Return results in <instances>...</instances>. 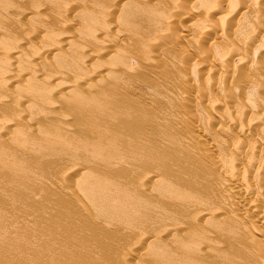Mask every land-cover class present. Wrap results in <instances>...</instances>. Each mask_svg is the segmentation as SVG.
I'll list each match as a JSON object with an SVG mask.
<instances>
[{"label":"rangeland","instance_id":"1","mask_svg":"<svg viewBox=\"0 0 264 264\" xmlns=\"http://www.w3.org/2000/svg\"><path fill=\"white\" fill-rule=\"evenodd\" d=\"M4 1V0H3ZM16 1L19 3V2H21V6H20V4L18 5V7H16V5L18 4V3H16ZM16 1H14V0H6L5 2H10V3H8L10 6L8 7V4L7 3H5V2H3V4L1 3L2 2V0H1V2H0V7H3L2 9L4 10L3 12H2V9L0 8V30H3V34H4V32L6 33L7 32V30H9V34H6L7 36H9V37H7V36H5L4 35V37L2 36L3 34H1V36L0 37H2V39L0 38V58L2 59H0L1 60V63L2 64H0V76L3 74V76H5V77H3V76H1L0 77V79H2L4 82H5V84H7L8 85V83L11 85L12 83H14V84H12L13 86L15 85V87H12V88H9L10 87V85H8V89H10L11 90V94L9 93L10 91L6 88V89H1V91H0V93L2 92V94L0 95V104H3V105H1L0 106V108H2L1 109V111H2V113H0V264H127L126 262H128V264H136V263H138V264H147L146 262H148V260H150V256L149 255H152V253H153V251H152V248L153 249H155V248H159V247H163V248H165L166 250H167V253H168V256L166 255V254H163L162 256H161V259L159 258L156 262H153L154 264H177V262H182V258H180V256L175 252V250L172 252V250L174 249V247L172 248V246H173V241L175 242V238H174V234H176V235H178V233H179V235L182 233L183 235H184V233H188V232H190V233H195L196 235H198V237H200V235L201 234H204V232L205 231H207V232H205V236L204 237H200L199 239H200V244H203V245H200V249H201V246H203V248H205V246L204 245H206V250L205 249H203L204 251L202 252L201 251V255L200 256H202V259H201V261L198 263V264H212V263H214V264H219V262H220V264H264V263H262V259H264L262 256H261V254H263V253H260V256H261V258L259 259V253L257 254L256 252L254 253V251L258 248V247H256L257 246V243H255V242H259V241H256V239H254V238H257L258 240H259V238H261L260 239V245H259V243H258V245H259V248H258V250H260V248L263 246L262 244H264V237H263V234H262V236H261V234H259L257 231H261V229L263 228V224H264V220H262L261 219V216H259V215H263V213H264V209H263V207H264V201H263V199H262V196L264 195V190L263 191H260V188H261V190L264 188V186H263V184H264V176H263V174H264V166H263V168H262V165H264V163H263V159H264V26L262 27L261 25V28L260 27H258L259 25L257 24V22H258V19L260 20V19H263V20H261V21H259L260 23H264V10H261V6L263 7L262 9H264V5H262V3H260V0H259V4L261 5H259L258 6V8L261 10V11H259V10H257V6L256 5H258V4H255L253 1L254 0H244L243 1V3L240 1V0H238V1H240L241 3H239V4H235L236 2L238 3V1L236 0L235 1V3H232L233 5H235V6H241L239 9H237V8H234V6H233V9L231 10L232 12H230V8H232V7H230V6H232L230 3H228L229 2V0H222L221 1V3H218L217 4V2H220V0L219 1H217L216 0V3H214V5H216L217 7H219V9L217 8L216 10H215V8H211V6L213 7L214 5L213 4H211V6H210V3H211V1H213V0H211V1H209V0H207L208 1V4L209 5H207V2L206 1H204V0H202V2L204 3V5H205V7H204V5H202L203 3H200L201 2V0H198V2H197V0H187V4H186V2L184 1V4H186V5H184V4H181V6L182 5H184L183 7L185 8V9H187L186 11H187V13H186V11H184V8H182V7H180V6H177V7H180V9H183V11L182 10H180V9H178L177 10V7L175 8V5H177L178 3L176 2L177 0H175V2L176 3H174L173 2V0H171V3H170V0H167V2L169 1V3H170V5H168V4H166V1L165 0H155L157 3H158V5H157V3L153 0H148L149 1V4H151V5H154L153 7L151 6V5H149L148 3H147V1L145 2L144 0H132V1H134V2H132V1H130V3L129 4H127L128 6H130V4H131V6H133V8L132 7H128L127 5L125 6L124 5V7L123 8H126V9H128V10H131V11H133L136 7L137 8H140V9H142V10H145V8L144 7H146V8H148V7H150V9L152 10V8H153V10H154V15H153V17L152 16H150V14L148 15L150 18V20L149 19H144L143 17L145 16V15H143V14H139L140 12H137V14H134L133 16L134 17H132V16H130L131 17V19H133V21L132 22H130L129 24H131V25H129V27L130 28H128V27H126L125 25H128V24H125L124 25V23H123V21H122V19H121V17H118L119 16V14H116V12L118 11V12H120L119 10H116V11H114L113 13H111V14H114L113 16L112 15H110V12H109V15H108V12H107V10H106V12L105 11H103V14L105 15L106 13H107V15H105V16H110V19L108 18V17H105V19H107L108 20V24L107 23H105L104 22V20L105 19H103L102 20V23H104L103 25H105L106 24V26L108 25H112V27L114 26V28H112L111 26H109V27H111L112 29H110L108 26V28L110 29V30H112V33H111V31L109 30V32H108V30L106 31H104L103 32V30L105 29V27L104 28H102L101 27V30H102V33H105V34H102L101 33V30H100V25L98 26H95V24H97V23H95V24H93V26H92V29H91V27H89V31H87L86 30V26L84 25V23H83V21H85L83 18V16H85L86 14H89V12H90V15H93V14H95L96 13V15H94V16H96V18L97 19H100L102 16H97V15H99L98 14V9H97V2L99 3V4H104V5H106L107 7H108V5H109V7H111V5L112 6H114V5H118V6H120L119 5V3L120 2H124V1H126V2H128L127 0H117L118 2V4H116V3H114V2H116V0H107V1H102V2H100L101 0H91V2H90V0H85V2L84 3H82L83 1H81V0H77V3L79 4V7H77L78 8V10H74L73 11V9H77L76 7H75V4H77L76 3V0H67V1H63V0H61V2H58V1H60V0H57V1H50L51 2V4H50V2H48V0H39V2H37V3H35L36 2V0H22L23 1V3L25 2H27L26 4L24 3H22V1L21 0H16ZM35 1V2H34ZM75 2V3H73V2ZM79 1V2H78ZM88 1V2H87ZM97 1V2H96ZM152 1V2H151ZM178 1H180V2H182V0H178ZM200 1V2H199ZM250 1V2H249ZM256 1H258V0H255V2ZM32 2H34V3H32ZM56 3L57 2V4L59 3V5L61 4H72L73 3V5H72V7L69 9L71 12H69V10H68V8H67V10H65L64 12L67 14V12L69 13L68 14V16H71L70 18L69 17H67V15L65 16L64 14H62L59 10L61 9V8H64L65 6H57L56 4H54V6L56 5L57 7H54L52 4L53 3ZM132 2V3H131ZM151 2V3H150ZM155 2V3H154ZM193 2V3H192ZM213 2H215V1H213ZM212 2V3H213ZM249 3V5L247 6V4H245V3ZM261 2H263V4H264V0L262 1L261 0ZM6 5H5V4ZM38 3H40V4H38ZM47 5V6H45V10L44 11H42L43 9H44V5ZM48 3V4H47ZM86 3V4H85ZM88 3H89V5H88ZM92 3V4H91ZM93 3H95V4H93ZM135 3V4H134ZM146 4V5H144V4ZM154 3V4H153ZM183 3V2H182ZM224 3V4H223ZM230 5L229 7H228V4ZM254 3V4H253ZM256 3H258V2H256ZM16 4V5H15ZM23 4V5H22ZM31 4H34L35 5V7L37 8L38 7V9H39V7L41 6V4H42V6L41 7H43L42 9H41V7H40V12L42 11V13L44 12L45 13V15L44 14H42V15H44V17L46 18V17H48L49 16V18H50V15L51 14H53V17L57 14V11H59L58 13H60L61 15H59V16H61L60 17V19H58L59 18V16L58 15H56L55 17L58 19V20H56L55 19V17L54 18H52V20L51 19H49V21H48V19L46 18V19H44V17L42 16V17H40L41 16V13L39 12V13H37L38 11H35V7L34 6H32ZM78 4L76 5V6H78ZM81 4H83V5H81ZM84 4H85V6H87V7H89V8H87V7H85L84 6ZM133 4V5H132ZM156 4V5H155ZM162 6H161V5ZM175 4V5H174ZM180 4V3H179ZM178 4V5H179ZM191 4L193 5V6H191ZM222 4H223V6H222ZM226 4H227V11L224 9V7L226 6ZM244 4V5H243ZM254 5V6H252V5ZM24 5H25V7H27V8H25L24 7ZM29 5V6H28ZM39 5V6H38ZM49 5H51V8H49ZM95 6V8H93V7H91V6ZM104 5H102L103 6V9L105 10V6ZM134 5H135V8H134ZM143 5V6H142ZM148 5V6H147ZM174 5V6H173ZM187 5H190L189 6V8H187L188 6ZM201 5L204 7H201ZM220 5V6H219ZM30 6H32V8H34L33 10H32V8H30ZM74 6V7H73ZM80 6H82V8H80ZM141 6L144 8H141ZM158 8H157V7ZM159 6H160V8H159ZM196 6V7H195ZM200 6V8H202V9H199V8H197V7H199ZM247 6V7H246ZM5 7V8H4ZM49 8V9H47V8ZM59 7V8H58ZM66 7H70V6H67L66 5ZM66 7L64 8V9H66ZM117 7V6H116ZM128 7V8H127ZM163 7V8H162ZM170 7H172V8H170ZM190 7H192V8H190ZM210 7V8H209ZM246 7V8H245ZM250 7V8H249ZM252 7L254 8V9H252ZM10 8V9H9ZM21 8H24V13H25V17L26 18H24L23 17V11H22V17L26 20H22V22L20 23L19 21H21L20 19H22L21 18V12H19V10ZM30 10H29V9ZM52 8H54L53 9V13H51V9ZM56 8H58V9H56ZM82 10H80V9ZM88 9L86 12H84L83 13V11H85L86 9ZM91 8V9H90ZM161 8H162V13H160L161 12ZM194 8V9H193ZM206 8H207V10H209V9H212V10H214V12L215 11H219L218 13L216 12V13H212V11L211 10H209V11H207V12H209L210 13V11H211V14H215L213 17H212V15L210 16V14H207V16L209 15V17H210V19H208L209 17H207L206 15H205V12L206 11H204V9L206 10ZM224 10H222V9ZM16 11H15V10ZM19 9V10H18ZM57 11H56V10ZM63 9V10H64ZM72 9V10H71ZM84 9V10H83ZM92 9H94V10H92ZM173 9V13H172V10ZM176 9V10H175ZM194 10V11H192V10ZM221 9V10H220ZM234 9L236 10L234 13H233V11H234ZM244 9H246L245 11H244ZM249 9V10H248ZM22 10V9H21ZM37 10V9H36ZM47 10V11H46ZM48 10H49V15H47L48 13ZM55 10V11H54ZM109 10V9H108ZM152 10V11H153ZM170 10V11H169ZM200 10V11H199ZM202 10V11H201ZM248 10V11H247ZM251 10H253V12L251 11ZM257 10V11H256ZM13 11H14V13H13ZM26 11H27V14H33L34 12L35 13H37L36 14V16L37 17H39V18H37V20L34 18V16H35V14H33V17H32V15H30L31 17H32V19H31V17L29 16L28 17V15L26 14ZM28 11H30V12H28ZM46 11V12H45ZM62 11V10H61ZM92 11V12H91ZM97 11V12H96ZM160 11V12H159ZM177 11V12H176ZM188 11H190V12H188ZM221 11L222 12H224L226 15H228V14H230V16L228 17V16H226V18L228 17V20L225 18V15H224V13H223V17L226 19V21L228 22H225L224 20V18H223V21L225 22V24H226V26H225V28H224V26H223V21H221V16H220V18L219 17H217V16H219L220 14H221ZM226 11V12H225ZM254 11H256V14L254 13ZM33 12V13H32ZM54 12H56L55 14H54ZM78 12V13H77ZM105 12V13H104ZM117 12V13H118ZM167 12H171V13H167ZM175 12V13H174ZM180 12V14H178ZM184 12V13H183ZM202 12V13H201ZM229 12V13H228ZM242 12V13H241ZM253 14H252V13ZM263 12V13H262ZM16 13V16L14 15ZM51 13V14H50ZM72 15H71V14ZM92 13V14H91ZM183 13V14H182ZM186 13V14H185ZM189 13V15H187ZM192 15H191V14ZM200 13V14H199ZM204 13V14H203ZM220 13V14H219ZM231 13H233L232 14V16H231ZM236 13V14H235ZM239 13V15H237ZM240 13H241V15H240ZM246 13V14H245ZM261 14V16H260V14ZM40 14V15H39ZM152 14H153V12H152ZM163 14H165V16L163 15ZM175 14V15H174ZM177 14V15H176ZM205 15L206 17H204L203 15ZM218 14V15H217ZM250 14V15H249ZM255 14V15H254ZM258 14H259V16H258ZM263 14V15H262ZM19 15H20V17H19ZM65 16L66 18L65 19H69L72 23H70V21H68V20H65L64 19V17L63 16ZM117 15V16H116ZM161 15H163L165 18H166V15H168L167 16V18L169 19H167V20H165V18L163 19V16L161 17ZM170 15H173V16H175V18H174V20H172V18L170 19L169 17H170ZM180 15H181V17H180ZM202 15V16H201ZM247 15V16H246ZM74 16V18H75V20L72 18ZM155 16H157V17H155ZM176 16H178V18L176 17ZM185 16V17H184ZM190 16V17H189ZM194 16V17H193ZM241 16V17H240ZM243 16V17H242ZM260 17V18H257L256 19V17ZM112 17V18H111ZM154 17H155V20H154ZM191 18V19H189V18ZM197 17V18H196ZM199 17V18H198ZM216 17V18H215ZM261 17H263V18H261ZM16 18H18V19H16ZM28 18H30L29 20H27ZM63 18V19H62ZM73 20H72V19ZM77 18V19H76ZM81 19V21H80V19ZM104 18V17H103ZM116 18V19H115ZM162 20V21H160L159 22V20ZM176 18H177V20H176ZM196 18V19H195ZM204 18V19H203ZM207 18V19H206ZM219 20H218V19ZM244 19V20H242V19ZM248 18V19H247ZM33 19H35V20H33ZM38 19H40L39 21H38ZM54 19V20H53ZM102 19V18H101ZM100 19V20H101ZM135 19V20H134ZM137 19H138V23H137ZM179 19V20H178ZM181 19V20H180ZM184 19V20H183ZM188 19V20H187ZM192 19H193V21H192ZM199 20V22H198V20ZM212 19V20H211ZM14 20V21H13ZM17 20H19V21H17ZM46 20V21H45ZM62 20H63V22H62ZM64 20H65V24H64ZM109 20L113 23V22H115V23H117L118 22V24H115V23H109ZM114 20V21H113ZM116 20V21H115ZM147 20H149L148 22H147ZM176 20V21H175ZM189 20H191V21H189ZM24 21V22H23ZM43 21V22H42ZM48 21V25H46L47 22ZM69 22L70 23V27L71 28H69L68 26H69V24H66L67 22ZM73 21H75L74 23H73ZM119 21H121V23H119ZM154 23H152V22ZM164 21H166L165 23H164ZM167 21H171L172 23H174V25H175V23H177V25H175V27H173V25L171 26L170 24H171V22H170V24H168L167 23ZM215 22V24L214 23H212V22ZM221 21V22H220ZM242 21V22H241ZM248 21V22H247ZM13 22V23H12ZM25 22H26V25H24V29H23V27H22V23H24L25 24ZM32 22H36V25H38L39 26V24H40V26L38 27V26H34V24L35 23H32ZM38 22V23H37ZM50 22V23H49ZM60 22V23H59ZM157 22V24L158 25H160V26H157L158 27V30H156L155 28H157V27H155L156 25H155V23ZM160 24H159V23ZM181 22V23H180ZM191 22V23H190ZM196 24H195V23ZM201 22V23H200ZM207 23V24H205V23ZM209 22H210V25L211 26H213V27H211L210 25H209ZM218 22H220V28H219V24H218ZM258 22V23H259ZM17 23V24H16ZM21 25V26H19V24ZM29 23L33 26V27H31L30 25H29ZM46 23V24H45ZM63 23V24H62ZM140 23V24H139ZM153 25H151V24ZM161 23H162V25H161ZM51 24H52V26H51ZM54 24V25H53ZM59 24H61V25H59ZM71 24H76V25H78L77 27L75 26L74 27V25H71ZM82 24V25H81ZM150 24V25H149ZM191 24H194L195 25V27L193 28V26L194 25H191ZM217 24V25H216ZM15 25L17 26V27H15ZM43 25H45V30L43 29L44 28V26ZM50 25V26H49ZM62 25H68V26H66V32H64L65 31V29L63 28V26ZM92 25V24H91ZM91 25H89V26H91ZM138 25V26H137ZM164 25H167V26H169L168 28H165V27H167V26H164ZM201 25V26H200ZM235 25V27H233ZM241 26L240 28H239V26ZM250 25H252L251 27L252 28H250ZM27 26H29V27H26ZM46 26H48V27H46ZM58 26V27H57ZM118 27V29L116 30L115 29V27ZM121 28H120V27ZM133 26V27H132ZM149 26V28H144V27H148ZM171 26V27H170ZM198 26V27H197ZM202 26H203V28H202ZM211 28V30L208 28ZM222 26V27H221ZM237 26V27H236ZM254 26V27H253ZM20 29H19V28ZM36 27V28H35ZM41 27V28H40ZM43 27V28H42ZM65 27V26H64ZM74 27V28H73ZM82 27V28H81ZM116 27V28H117ZM136 27H137V29H136ZM141 27V28H140ZM151 27V28H150ZM153 27V28H152ZM155 27V28H154ZM162 27H164V29L162 28ZM177 27V28H176ZM187 27V28H186ZM190 27V28H189ZM206 27V28H205ZM227 27V28H226ZM16 28V29H15ZM26 28V29H25ZM28 28H29V30H28ZM30 28H31V34L34 36V37H31L32 35L28 32V34H30V37L31 38H33V39H31L30 41L32 42V43H35L36 45H33L30 41V45L28 44V39H26L25 40V37H29V36H27V31H30ZM32 28H33V30L35 31V29H37V28H39L38 30H40V35L38 36L37 35V32H38V34H39V31H35V34H36V36H35V34H33L34 32H32L33 30H32ZM61 28V29H60ZM73 28V29H72ZM77 30H76V29ZM93 28H94V30H97V31H99L97 34H96V32L97 31H93ZM140 28V29H139ZM161 30H160V29ZM170 28L172 29V28H175L174 30H176V34H174L173 32H172V30L171 31H169V32H171V33H173L174 34V36H172V34H169V33H167L166 35L164 34V33H166V32H168V29L170 30ZM189 28V29H188ZM192 28V29H191ZM209 30H208V29ZM219 28V29H218ZM221 28H224V29H221ZM244 28H246V29H244ZM253 28H255V30L258 28H260V30H261V32H262V34H260V30H259V36H257L258 35V29L256 30L257 31V33H256V31L253 29ZM4 29H6V31H4ZM42 29V30H41ZM49 30V31H47V30ZM63 29H64V31H63ZM68 29H71V30H68ZM91 29V30H90ZM135 29V30H134ZM139 29V30H138ZM145 31H144V30ZM149 29H150V31H149ZM151 29H153L154 31H152ZM167 29V30H166ZM185 29V30H184ZM187 29V30H186ZM199 29V30H198ZM202 29V30H201ZM205 29V30H204ZM214 31H213V30ZM215 29H218V30H215ZM221 29V30H220ZM227 29V30H226ZM229 29V30H228ZM242 29L244 30L243 32H241L242 31ZM20 30V31H19ZM83 30H86V31H83ZM120 30H121V32H120ZM140 30H142V32L144 33H142ZM147 30V31H146ZM156 30V31H155ZM163 30V31H162ZM165 30V31H164ZM188 30H190V32L188 31ZM220 30V31H219ZM226 30V31H225ZM232 30H234V32L232 31ZM251 30V31H250ZM22 31H24V32H22ZM42 31V32H41ZM51 31V32H50ZM52 31H54L55 33H56V31H57V33L56 34H58V31H59V34H60V31H63V32H61V35H65V37L64 36H62L61 38L63 39V40H58V38L61 36V35H59L58 34V36H56V37H51V34H53L54 35V32L52 33ZM75 31H77V32H75ZM81 31V32H80ZM82 31H83V34H82ZM91 31H93V32H91ZM130 31V32H129ZM134 31H136V32H134ZM149 31V32H148ZM160 31V32H159ZM161 31H162V33L163 34H161ZM209 33H207V32ZM210 31V32H209ZM211 31H213V32H211ZM226 32V36L224 35L225 34V32ZM1 32V31H0ZM67 32H69V34H67ZM71 32H73V34L74 35H72L71 34ZM79 32L81 33V34H79ZM90 32L91 34H88V33ZM118 32L122 35H119L120 36V39H118L119 38V36H118ZM125 32V33H124ZM155 32H158L161 36H159V34H157V33H155ZM215 32V33H214ZM230 32V33H232V36H231V34L229 33V35H228V33ZM251 32V33H250ZM255 33V35H256V37H253L254 36V33ZM8 33V32H7ZM44 33V34H43ZM45 33H46V35H45ZM78 33V34H77ZM94 34V37H96V35L98 36V34L100 35L99 37H97L96 38V40L95 39H93L94 37H93V34ZM101 33V34H100ZM106 33H108L107 35H106ZM113 34V33H115V35H111V34ZM117 33V34H116ZM128 33L130 34V35H128ZM139 33V34H138ZM147 33H149V34H147ZM188 33V34H187ZM191 33V34H190ZM195 33V34H194ZM217 33V34H216ZM220 33H222V34H220ZM224 33V34H223ZM235 33H237V34H235ZM247 33H250V35L251 34H253V35H251L252 36V38L254 39H251L250 40V36L248 37V35L249 34H247ZM25 35V36H23V35ZM47 34H48V37H50L51 39H49L48 40V37H47ZM72 35V37L73 38H75V37H78L79 35V37L77 38L78 39V41H77V39L75 40L76 42H78V44H80V45H78V44H76V42H74L73 41V38L71 37L70 38V36ZM75 34H77V35H75ZM84 34H88V36H87V38H84V37H86V35H84ZM96 34V35H95ZM131 34H132V36H134V37H132L131 36ZM135 34V35H134ZM147 34V35H146ZM156 34H157V36H156ZM169 34V35H168ZM178 34H181V36L179 37L178 36ZM183 34V35H182ZM214 34H216V36L214 35ZM240 34V35H239ZM244 34V35H243ZM17 35L18 36H22L21 37V41H22V39H24L25 41H22V42H20V46L18 45L19 44V41L17 42V40L15 39V36L17 37ZM43 35H45L46 36V39L47 40H45V38H43L42 40L44 41L43 43H42V45H41V42H42V40H41V38L42 37H44ZM52 35V36H53ZM66 35L67 36H69V37H66ZM82 35H83V37H82ZM89 35H90V39H92V40H87V39H89ZM92 35V36H91ZM103 35H105V36H103ZM116 35H117V39H116ZM125 35H127L128 37H131V38H134V39H131L130 40V38H128L127 36H125ZM138 35V38L136 37L135 38V36H137ZM142 35V36H141ZM155 35V36H154ZM162 35H164L165 37H169V36H172V37H174V38H172L173 39V42H171L172 41V39H170L169 40V42H167V41H165L164 39H165V37H164V39H162V41L163 42H161V40H160V37L161 38H163L162 37ZM177 37H176V36ZM185 35V36H184ZM219 35H221V36H219ZM225 36V37H222V36ZM227 35H228V38H230V37H232V38H234V36L236 35V37L234 38V39H231V41H235V43H233V45H232V42L229 40V42L228 41H226V40H228V38H227ZM242 35V36H241ZM247 35V36H246ZM38 36V37H37ZM108 36V37H107ZM111 36H113V38H111ZM115 36V37H114ZM159 36V37H158ZM217 36H218V39H217ZM244 36V37H243ZM20 37H17L18 38V40L20 39ZM35 37H37V39L39 40H37ZM64 37V38H63ZM103 37V38H102ZM143 37V38H142ZM152 37V38H151ZM153 37H155V38H153ZM158 37V38H157ZM167 37V38H168ZM177 39H176V38ZM179 37V38H178ZM239 37V38H238ZM248 37V38H247ZM260 37V41H257L258 40V38ZM14 38V39H13ZM67 39V40H64V39ZM99 38V39H98ZM101 38V39H100ZM105 38H107V40L105 39ZM127 38V39H129V41L127 42V41H125L126 43H124V45H123V42H124V40ZM151 38V39H150ZM157 38V40H156V42L154 43L153 41L155 40ZM166 38V39H167ZM170 38V37H169ZM188 38V39H187ZM220 38V39H219ZM243 38V39H242ZM245 38V39H244ZM9 39H10V41H9ZM34 39H36V40H34ZM53 39H57V41H55V40H53ZM68 39H69V41H68ZM80 39V40H79ZM84 39V40H83ZM136 39H138V40H140V44H141V46L139 47V46H131L132 44H134V41L133 40H136ZM145 39H147V40H145ZM150 39V41L151 40H153V41H151V44H149V42L150 41H148ZM236 39V40H235ZM237 39H239V40H237ZM13 40H16V42L15 41H13ZM41 40V41H40ZM81 40H82V42H81ZM94 40V41H93ZM110 40V41H109ZM115 42H114V41ZM116 40H118V42L116 41ZM144 40H145V43H144ZM175 40H178L177 42L175 41ZM220 40V41H219ZM224 41V42H222V41ZM248 41V40H250V41H254V43L253 44H251V42L250 41H248V42H250V43H248V42H246V41ZM262 40V41H261ZM6 41V43H4ZM36 41V42H35ZM38 41V42H37ZM47 41H49V42H47ZM51 41V42H50ZM55 41V42H54ZM58 41H60V42H58ZM64 41H68L66 44H64V47H62L60 44H58V45H56V46H53V45H55L56 44V42H58V43H62L63 44V42ZM86 41V42H85ZM89 41V42H88ZM100 43L101 44V46H99L98 45V43ZM133 43H132V42ZM218 41V42H217ZM226 41V42H225ZM240 41V43H238L237 44V42H239ZM242 41V42H241ZM244 41H245V43H244ZM8 42V43H7ZM13 42H15V43H13ZM26 42V43H25ZM40 42V44H38V47H40V48H42V46L44 47V50L42 51V49H40V48H37L36 46H37V43H39ZM46 42V43H45ZM71 42H73V43H71ZM94 42V43H93ZM104 42V43H103ZM106 42H108V43H106ZM110 42H113V45L110 43ZM141 42H143L144 43V46H145V44L147 45V42H148V46H150V45H152V44H158L159 42H160V44H158L159 46H158V48L155 46V48H157L158 50H159V48H160V50H159V53H158V50L157 49H155V52H154V49H150L149 47H147L146 49L147 50H145L146 52H142V50L140 49V48H144V47H142V43ZM153 42V43H152ZM171 42V43H170ZM257 42V43H256ZM258 42H261L260 43V45H259V43ZM263 42V43H262ZM17 43V44H16ZM50 43H52L51 45L52 46H50ZM73 44V45H75V46H73V47H71L73 50L71 51V49H70V46H72L71 44ZM85 43H90L89 45H88V47H87V45L85 44ZM116 43H118V46L120 47V50L118 49L119 47H117V44ZM127 43H129V44H127ZM163 43H164V45H163ZM168 43V44H167ZM170 43V44H169ZM172 43H174L173 45H172ZM177 43V44H176ZM224 43H225V45H224ZM228 43H231V44H228ZM247 43H248V45L251 47V48H248L247 47ZM3 44H5L6 46L4 47L5 48V51H6V53L4 52V48H3ZM9 44H10V46H9ZM16 44V45H18V47H20V50L19 49H17L18 47H16V46H14V45ZM25 44L27 45L28 44V46H25ZM49 44V45H48ZM70 46H69V45ZM81 44L83 45L84 44V46H82V47H84V49L83 50H81ZM103 44L104 45H106V48H105V46L103 47V50L105 51H107L106 53H104V51H102V52H100L101 50H102V48L100 49V47H102L103 46ZM107 44H110L109 46L110 47H112L110 50H107V48L109 49L110 47L108 46L107 47ZM114 44H115V46L116 47H114ZM136 44V43H135ZM167 44V45H166ZM218 44H219V46H218ZM235 44L237 45V46H235ZM21 45H24L25 46V48H24V50L26 49V52L23 50L22 51V49H23V47H21ZM41 45V46H40ZM45 45V46H44ZM60 45V46H59ZM69 46V48H68V46ZM86 45V46H85ZM95 45V46H94ZM128 45V46H127ZM162 45V46H161ZM229 45H230V47H229ZM242 45V46H241ZM255 45H257L258 47L259 46H262V47H259V50H258V47L257 48H254V46ZM16 47V48H11V47ZM47 46H48V48H47ZM49 46H50V48L52 49V47L54 48V50H55V52H54V50H52V52H48L47 50L49 49ZM78 46H79V48H78ZM90 46V47H89ZM124 46H125V49H124ZM130 46H131V48H130ZM166 46H168V48H170V49H166ZM171 46H173L172 48L173 49H171ZM210 46H211V48H210ZM240 46V47H239ZM31 47V48H30ZM46 47V48H45ZM62 49H61V48ZM75 47H77V50L75 49ZM95 47V48H94ZM136 48V50H135V48ZM152 47H154V46H152ZM183 47V48H182ZM194 47H195V49H194ZM199 47H201V48H199ZM213 47H215V48H213ZM237 47H239V48H241V49H239V48H237ZM247 47V52L248 53H250V54H248L250 57L248 58V55H246V48ZM9 48H11V50H9ZM33 48H37L36 50L34 49L33 50ZM57 50H56V49ZM60 48V49H59ZM65 48H66V51H64L65 50ZM68 48V49H67ZM91 50H89V49ZM130 48V49H129ZM228 48H230V49H228ZM231 48L233 49H236L237 51H238V49L239 50H242L241 52H243V53H241V54H239L240 53V51H238L239 53H238V55H236V53H237V51H236V53L235 52H231V51H234V50H231ZM244 48V49H243ZM15 51H14V50ZM27 49H29L31 52H32V50H33V52L34 51H36V52H34V53H37V55L35 56L34 55V53L32 52V54L34 55V57L35 58H37L38 57V59H36V61H34L35 60V58L33 59V58H31V52L29 51V50H27ZM45 49H47L46 51H45ZM88 49V50H87ZM94 51H93V50ZM99 49H100V51H99ZM132 49V50H131ZM152 50V51H150V50ZM183 52H181V55H179V54H177V53H180V50ZM186 50V51H184V50ZM201 49H203V50H201ZM205 49H206V51H205ZM208 49V50H207ZM213 49V50H212ZM218 49V50H217ZM220 49V50H219ZM250 49H251V51H254V54H255V58L253 57V58H251L252 57V55H254V54H251V51H250ZM13 50V52H14V54H13V52H11V53H9L10 51H12ZM17 50H18V52H17ZM38 50V51H37ZM50 50V49H49ZM64 52H63V51ZM76 50V51H75ZM79 50H81V51H79ZM113 52H112V51ZM115 50V51H114ZM123 50H124V53H123ZM148 50H149V52H148ZM157 50V51H156ZM165 50V51H164ZM179 50V51H178ZM187 50H188V52L189 53H191V54H189V55H187L186 56V54L185 53H187ZM194 50V51H193ZM216 50V51H215ZM224 50V51H223ZM228 50H231V51H228ZM255 50H256V52H255ZM45 51V52H44ZM58 51V52H57ZM75 51V52H74ZM84 51H85V54H83L84 53ZM93 51V52H92ZM110 52V54H108L109 52ZM116 51H118L117 53H116ZM141 51V53H139V52ZM162 51H163V53H162ZM172 51V52H171ZM178 51V52H177ZM198 51V52H197ZM212 51V52H211ZM222 51H223V54H222ZM1 52H3V54H6V55H4L3 56V54L1 53ZM23 52V53H22ZM41 52V53H40ZM68 52V54H66ZM83 52V53H82ZM86 52H88V53H86ZM97 52L98 53H100L99 55L97 54ZM115 52V53H114ZM119 52H120V54H119ZM148 52V54H146ZM208 53V55H205V53ZM216 52V53H215ZM229 52H230V54L232 53V55H230L229 54ZM19 53H22V55H23V59H22V56H20L21 54H19ZM46 53V54H45ZM51 54V58L49 57L50 55L49 54ZM65 55H64V54ZM70 53H72V55H70ZM79 55V54H81V55H79L80 56V58L81 57H85V58H83L84 60H82V59H80L79 61H78V57L79 56H77V54ZM90 53V58L87 56V54H89ZM93 54V56H92V58H91V55ZM94 53H95V56H97V58H100L99 56H101V58L103 59V60H101L100 61V59H97L96 60V57L94 58ZM103 53V54H102ZM130 53H132V54H130ZM150 53V54H149ZM157 53V54H156ZM167 53V54H166ZM174 53V54H173ZM206 53V54H207ZM212 55H211V54ZM213 53H215V57H214V54ZM224 53H226L228 56H231V57H229V58H231L230 60H228V64L229 65H227L226 63V61H227V56L225 57V56H223L224 55ZM245 53V54H244ZM253 53V52H252ZM16 54H17V56L18 57H16ZM27 54V55H26ZM31 56H30V55ZM38 54L40 55V56H38ZM53 54H56V55H59V56H56V55H53ZM102 54V55H101ZM104 54H105V57H104ZM129 56H128V55ZM137 54V55H136ZM139 54H141V56L139 55ZM146 54V55H145ZM151 54H153V55H151ZM165 54V55H164ZM185 54V55H184ZM200 54V55H199ZM205 56H204V55ZM217 54V55H216ZM225 54V55H226ZM243 54L245 55V56H243ZM2 55V56H1ZM10 55V56H9ZM15 55V56H14ZM24 55H26V56H24ZM30 56V57H27V56ZM45 55V56H44ZM85 55V56H84ZM107 55V56H106ZM112 55V56H111ZM118 55V56H117ZM126 55V56H125ZM134 55H136V56H134ZM148 55V56H147ZM158 55H160V56H158ZM191 55V58L189 57ZM197 55V56H196ZM8 57V58H4V57ZM11 56H14L15 58H11ZM44 56V57H43ZM55 58H54V57ZM66 56V57H65ZM103 56V57H102ZM111 56V57H110ZM139 58H138V57ZM152 57V59L150 58V57ZM156 56H158V57H156ZM161 56H164V57H161ZM170 56V57H169ZM177 56V57H176ZM182 56V57H181ZM184 56V57H183ZM198 56H200V57H198ZM202 56V57H201ZM209 56V57H208ZM213 56V57H212ZM218 56V57H217ZM236 56H237V58H236ZM238 56H239V58H238ZM21 57V58H20ZM41 57H43L46 61H48L49 59L48 58H50V62L52 61V59H53V62H54V65L55 66H53V64L52 63H47L46 61H43L42 62V60H43V58H42V60H41ZM56 57H58V59H56ZM67 57H68V59H67ZM117 57V58H116ZM125 57H127V58H125ZM135 57V58H134ZM141 57H142V59H141ZM145 57H147V60L148 61H146V58L144 59ZM204 57H206V58H204ZM233 57L236 59H233ZM240 57H242L241 59H242V61H241V59H240ZM18 58H20V59H22V61L20 60V59H18V62H24L25 60H26V58H28V60H27V64L29 63V62H33V64L32 63H30L31 64V66H32V68H31V70H29L30 68L29 67H31V66H27V64H25V63H22V65H24V66H21V62L20 63H18L16 60ZM29 58H31V59H29ZM63 58V59H62ZM93 58H94V61H93ZM123 58L124 59H126L125 60V62L126 63H124L123 64ZM149 58H150V60H152V62H150L149 61ZM158 58H159V60H158ZM162 58H164V59H162ZM188 59L189 60V58H190V60L188 61V62H186V60L185 59ZM195 58V59H194ZM199 58V59H198ZM202 58V59H201ZM223 58H224V60H223ZM228 58V59H229ZM4 59H7V60H10V63H9V61H7V62H5V60ZM14 59H16L15 60V62L13 61ZM25 59V60H24ZM41 60V62H40V60ZM48 59V60H47ZM61 59V60H60ZM66 59V60H65ZM76 59V60H75ZM87 59V60H86ZM89 59H91V60H89ZM105 59V60H104ZM130 59V60H129ZM132 59V60H131ZM134 59H137V60H135L134 61ZM143 59H144V62L142 63L141 61H143ZM192 59V60H191ZM197 59V60H196ZM204 59V60H203ZM240 59V60H239ZM3 60H4V63H3ZM40 62V65L42 64V63H44V64H42L41 66L38 64L39 62ZM84 61V63L82 62V61ZM89 60V61H88ZM110 62H109V61ZM140 60V61H139ZM162 60H166V61H162ZM176 60V61H175ZM233 60H234V62H233ZM239 62H238V61ZM55 61H57V62H55ZM62 61V62H61ZM67 61V62H66ZM73 61V62H72ZM75 61V62H74ZM81 61V62H80ZM93 61V62H92ZM98 61V62H97ZM113 61H116V62H118V61H120V64H118V65H114V68L113 67H110V65H111V63L113 62ZM139 61V62H138ZM146 61V62H145ZM160 61H162V62H160ZM183 61H184V63H186V64H184L183 63ZM213 61H215V62H213ZM230 61V62H229ZM236 61V62H235ZM12 62H14L15 64H16V66L14 65V63H12ZM61 62V63H60ZM85 62H86V64H88V67L86 66V64H85ZM106 62H107V64H106ZM131 64H130V63ZM156 62L157 63H159V67H157L158 66V64H156ZM166 62V63H165ZM208 62V63H207ZM217 62H218V64H217ZM12 63V64H11ZM35 63H37L38 65H36ZM47 63V64H46ZM58 65V64H60V65H56V64ZM65 63V64H64ZM71 63H73V64H71ZM83 63V64H82ZM103 63V64H102ZM134 63V64H133ZM137 63V64H136ZM139 63V64H138ZM147 63H151V66L150 65H148ZM160 63H163V64H160ZM189 63V64H188ZM213 64V65H211V64ZM240 63V64H239ZM11 66H9V65ZM18 64H20V65H18ZM30 64H28V65H30ZM48 64H51L50 66L48 65ZM65 66H64V65ZM85 64V65H84ZM96 64V66H93V65H95ZM97 64H99V66L97 65ZM101 64V65H100ZM110 64V65H109ZM123 64V65H122ZM140 64H142V65H140ZM144 64V65H143ZM172 64H173V67H172ZM182 64H184V66H187L188 68L186 69V68H184L183 66H182ZM205 64V65H204ZM210 66H209V65ZM217 65V69H219L221 66H223L222 68H223V70L220 68L219 70H217L216 68V70H214V68L212 69V67H214V66H216ZM221 64V66H219L218 67V65H220ZM236 64V65H235ZM45 67H44V66ZM47 65V66H46ZM68 65V66H67ZM72 65V66H71ZM74 65H76V66H74ZM104 65V66H103ZM137 65V66H136ZM146 65V66H145ZM157 65V66H156ZM162 65V66H161ZM190 65V66H189ZM199 65H201V67H198ZM3 66V67H2ZM6 66H8V67H6ZM17 67L16 68V70L13 68V67ZM22 68H24L25 70L27 69V68H25V67H28V70L31 72L32 71V69L34 70V71H32L31 73L32 74H27L29 71H27L26 70V75H23V78L25 79V80H28V81H23L20 77H22V73H20V75L21 76H19V72L21 71V67ZM51 66H53V67H55L54 68V70H53V67H51ZM79 66V67H78ZM93 66V68L94 69H91V67ZM97 66H98V70H99V72H100V74L97 72V70L96 71H94L95 73H93V74H95V75H93L92 74V71L93 70H95V69H97ZM100 66H102V67H100ZM118 67V68H116V67ZM124 66H125V68H124ZM139 66V67H138ZM141 66V67H140ZM150 66V67H149ZM155 66V67H154ZM168 68H167V67ZM197 66V67H196ZM207 66V67H206ZM37 67H39V68H42L43 69V67H44V69L42 70H40V71H42V72H40L39 71V68H37ZM50 67H51V70H50ZM59 67V68H58ZM61 67V68H60ZM66 67V68H65ZM68 67V68H67ZM74 67V68H73ZM86 67V68H85ZM108 67H110V68H108ZM129 67H134L133 68V72H131V68H129ZM147 68V70H146V68ZM163 69H162V68ZM175 67V68H174ZM183 67V68H182ZM193 67V68H192ZM203 67V68H202ZM3 68V69H2ZM11 68H13V70H15L16 72L18 71V73H14L13 72V70L11 69ZM21 68V69H20ZM57 68V69H56ZM62 68H63V70H65V71H67V72H69L68 73V75H69V79L70 78H72V79H70V81L66 78H62L63 76H65L66 74H67V72H65V71H61L62 70ZM70 68V69H69ZM78 68V69H77ZM87 68H89V69H91V70H89V69H87ZM102 68L104 69V68H106V69H104V70H102ZM123 68V69H122ZM138 68V69H137ZM149 68V69H148ZM182 68V69H181ZM197 68V69H196ZM198 68H199V70L201 71H199L198 70ZM226 68H227V70H226ZM11 69V70H10ZM18 69V70H17ZM20 69V70H19ZM24 69H22V71H23V74H25V71H24ZM49 69V70H48ZM68 69V70H67ZM115 69H118V72L117 71H115ZM121 69V70H120ZM128 69H130V70H128ZM136 69V71H134ZM142 69V70H141ZM155 69V70H154ZM158 69L160 70V69H162L161 71H159L158 72ZM166 69H167V71H166ZM173 69H175V70H173ZM184 69H186V70H184ZM191 69V70H190ZM209 69H212L211 71H208ZM58 70V71H57ZM73 70H74V72H73ZM76 70V71H75ZM88 70V71H87ZM113 72H112V71ZM123 70V71H122ZM128 70V71H127ZM165 70V71H164ZM181 70V71H180ZM198 70V71H197ZM214 70V71H213ZM222 70V71H221ZM225 70V71H224ZM230 70V71H229ZM11 72L12 74H10L9 72ZM21 71V72H22ZM59 71H61L60 73H65V75H61L60 73H57V72H59ZM79 71V72H78ZM84 71V72H83ZM90 71V72H89ZM130 71V73L128 74V72ZM147 71V72H146ZM153 71H156V72H153ZM184 71H186L187 72V74H186V72L184 73ZM194 71V72H193ZM203 71V72H202ZM206 71V73H204ZM227 71V72H226ZM230 73H229V72ZM3 72V73H2ZM6 72H8L9 74H6ZM45 73V75H44V73ZM49 72V74L50 75H52L53 76V78L54 79H52V77H50L49 78V76L47 75V73ZM86 72V73H85ZM89 72V73H88ZM127 72V73H126ZM143 72H146V73H148V72H150V73H148V74H146V73H143ZM200 72V73H199ZM53 73H55V74H53ZM84 73V74H83ZM98 73V74H97ZM108 73H110V74H108ZM112 73V74H111ZM159 73H161V74H159ZM203 73V74H202ZM212 73V74H211ZM222 73V74H221ZM14 74L16 75V77H18L19 76V78L21 79V80H19V81H17V80H13L14 78H15V76H14ZM18 74V75H17ZM40 75L39 77L37 76V75ZM44 76H43V75ZM57 74H58V76H57ZM77 74V75H76ZM88 74H90V77H85V75H88ZM97 74V75H96ZM190 74H192L191 76H189ZM195 74V75H194ZM196 74H198V75H196ZM199 74H202V75H199ZM14 76L13 78H12V76ZM29 75H30V78L32 79V80H30V78H28L29 77ZM33 77H32V76ZM46 75L48 76V77H46ZM54 75H55V77H57V78H55L54 77ZM71 75H72V77H71ZM74 75V76H73ZM92 75L96 78H92ZM100 75H103V77L104 78H102L101 79V76ZM126 75V76H125ZM128 75H130L129 77H128ZM149 75V76H148ZM212 76V78H211V76ZM6 76L7 77H9V78H6ZM76 76V81H75V77ZM78 76V77H77ZM79 76L80 77H85V78H87V79H85V81H87V83L85 84V82H83V81H80V80H82V79H80L79 78ZM96 76H98V78L96 77ZM125 77V80H124V77ZM133 76V78H131ZM135 76V77H134ZM140 76H141V78H142V80H143V84L141 83L142 81H140L141 80V78H140ZM161 76H163V77H161ZM171 76V77H170ZM201 76V77H200ZM41 77V78H40ZM42 77H43V79H42ZM44 77H46L45 79H47L48 78V80H49V82H50V84L49 83H47L48 82V80H46V83H45V79H44ZM129 79H128V78ZM157 79H156V78ZM167 77V78H166ZM169 77V78H168ZM173 77V78H172ZM185 77H187V78H190V79H188L187 80V78H185ZM11 78H12V80H13V82H11L12 80H11ZM28 78V79H27ZM60 79V82H59V80H57V79ZM62 78V79H61ZM74 78V79H73ZM79 78V79H78ZM91 78V81H89V79ZM100 78V79H99ZM140 80H139V79ZM147 78H149L150 79V81L153 83L155 80H156V82L155 83H151L150 81H149V79H147ZM152 78V79H151ZM163 78V79H162ZM172 78V80L170 81L169 79H171ZM182 78V79H181ZM192 78V79H191ZM209 78V79H208ZM210 78H211V80H210ZM4 79H7V81H5ZM10 79V80H9ZM17 79V78H16ZM93 79H95V81L96 82H98L97 80L99 79V81L101 82V84H100V86H101V88L102 89H105L106 90V94H107V96L109 97V96H111L110 98H112L111 100H110V102H113L116 98L118 99V100H120L119 102H118V100L116 99V101H115V103L113 104V103H111L112 104V106H111V104H109V102H107L106 103V101H103V100H98V104H97V106L96 107H98V108H100L101 109V107H102V109L101 110H103L104 109V111L105 112H107V119L105 118L104 120H96V121H91V122H93V124H96V125H91L90 123L91 122H89V121H86L85 123L87 124V126L90 124L91 126V128L95 131V132H98L99 130L101 131V129L103 130L102 132H98V136L101 138V140L102 141H104V144H106V142H107V144H106V146L104 147V150L102 149V150H100V151H98L97 152V154L95 155L94 153H93V151H92V149L91 148H93V147H89L88 148V154H87V157H85V160L86 161H82L81 162V160L80 159H78L77 158V156H80L81 157V155L80 154H77V156H76V154H75V156H74V154H69V148L68 147H66L67 149L65 150V146L67 145V142H69V141H71V140H73V142H71V143H74L75 141L76 142H79V140L80 139H82L83 137H80V138H73L74 136H78V135H76L74 132L76 131V133H77V127L75 126V120L76 119H74V117H72V112L70 111V108H66V104H65V102H63L64 101V95L66 94V97H68V92L70 93V90L71 89H68V87H70V88H75V87H77L78 89H77V91L79 92L80 91V89H81V93L83 94V92L87 89V86L86 85H88L89 83L91 84V83H93V82H95ZM127 79V80H126ZM130 79H135V80H130ZM145 79H147V81H149V83L146 81V82H144L145 81ZM154 79V80H153ZM159 79V80H158ZM166 81H165V80ZM173 79L175 80V82H172L173 81ZM177 79V80H176ZM32 81L33 83L31 84L30 83V81ZM64 80V81H63ZM74 80V81H73ZM84 80V79H83ZM164 80V81H163ZM195 80V81H194ZM3 81H1V83L3 84L4 82ZM20 81H22V82H24V85H25V83L26 84H28L30 87L32 86H34L33 88H34V90H32V88H30L29 86V88H27V86L25 85V88H24V86H23V88H22V86L21 85H23V83L22 82H20ZM56 81V82H55ZM77 81H80V82H82V83H80L81 85V87L79 86V84H77L78 86H76V84H75V86H74V83H77ZM120 81H122V82H120ZM158 81H159V83H158ZM180 83L179 85L181 86V88H180V86L179 85H177V83L178 82ZM190 83H188V82ZM194 81V82H193ZM8 82V83H7ZM20 84H18V83ZM64 82V87H65V89H64V87L61 89V91L63 92H65L64 94L63 93H61L60 92V86H58V85H61V87L63 86L62 85V83ZM71 82H73V84L71 83ZM95 82V83H96ZM106 82V83H105ZM135 82H137V84L135 83ZM140 82V83H139ZM212 82V83H211ZM247 82V83H246ZM1 83H0V88H1ZM22 83V84H21ZM44 83V88H43V86H42V84ZM58 83V84H57ZM60 83V84H59ZM135 83V84H134ZM176 83V84H175ZM188 83V85H186ZM19 85V87H21V88H19L18 86H16V85ZM48 86H47V85ZM53 84V85H52ZM69 84V85H68ZM94 84V83H93ZM105 84V85H104ZM127 84V85H126ZM130 84V85H129ZM155 84V85H154ZM173 84V85H172ZM247 84V85H246ZM4 85V84H3ZM7 85H6V87H7ZM11 85V86H12ZM47 87H46V86ZM55 85L56 86H58L59 88L57 89V87H55ZM68 85V86H67ZM73 85V86H72ZM146 85V86H145ZM183 85V86H182ZM191 85V86H190ZM50 86L52 87V88H50ZM119 88H117V87ZM122 86V87H121ZM130 86H131V88H130ZM165 86V87H164ZM2 87H4V86H2ZM17 87V88H16ZM45 87H46V90L48 91L49 89H51L52 91H53V88L55 89H57V91L59 90V93H57V91L56 90H54L53 91V93H52V91L50 90V91H48V92H45L46 90H45ZM123 87H125V88H123ZM187 88V90H186V88ZM190 87H192V88H190ZM5 88V87H4ZM44 89V91L43 90H39V89ZM67 88V89H66ZM164 88H168V90H166V89H164ZM177 88V89H176ZM15 89H17V90H15V92H13ZM23 89H25V90H23ZM31 89V90H30ZM35 89H37V91L39 92V94H38V92L35 90ZM83 89H84V91H83ZM93 89L94 88H92V90L91 91H89V89H88V91L89 92H87V91H85L84 92V94L85 95H87V93L88 94H91V95H94L95 94V92H96V90L94 89V92H93ZM123 89H124V91H123ZM128 89H132V90H130L131 91V93L130 92H128L129 90ZM140 89H141V91H140ZM185 90V92H184V90ZM190 89V90H189ZM13 90V91H12ZM20 90V91H19ZM26 90H30V92L31 91H33V93L34 92H37V94L35 93V94H33L32 92H31V95H30V92L28 91V92H26ZM67 90H69L68 92H67ZM111 90V91H110ZM114 91V93H113V91ZM121 90H122V92H121ZM128 90V91H127ZM9 91V92H8ZM56 91V92H55ZM83 91V92H82ZM125 91H126V93H125ZM135 92V94H134V92ZM166 91V92H165ZM179 91V92H178ZM5 92V93H4ZM13 92V93H12ZM42 92V93H41ZM49 92L51 93V94H49ZM54 92L55 93H57L56 95L54 94ZM91 92H93V93H91ZM118 93V94H116V93ZM215 94H214V93ZM6 93H7V95H6ZM19 94V96H18V94ZM26 93H27V95H26ZM49 95H48V94ZM74 92H72V94H73ZM121 93H123V94H121ZM131 94V95H133V96H131V95H128L127 96V94ZM180 93V94H179ZM22 94V95H21ZM41 94V95H40ZM45 94V95H44ZM60 94V95H59ZM68 94V95H67ZM114 94H116V95H114ZM13 95V96H12ZM27 96V98L26 99H28V101L29 102H27L26 103V101L24 100V96ZM28 95H29V97H30V100H29V97H28ZM36 95V96H35ZM44 95V96H43ZM51 95V96H50ZM52 95H54V96H52ZM62 95H63V98H62ZM70 95H71V93H70ZM112 95L114 96V100H113V97H112ZM121 95V96H120ZM140 95V96H139ZM147 95V96H146ZM216 95V96H215ZM3 96V97H2ZM32 96V97H31ZM40 96V97H39ZM43 96V99L41 98ZM59 96V97H58ZM120 96V98H118ZM124 96H125V98H124ZM131 98H130V97ZM8 97V98H7ZM20 98V100H22V101H24V102H22V101H18L19 100V98ZM38 97H39V99H38ZM49 97H52V98H49ZM54 97V98H53ZM122 97V98H121ZM126 97H128L130 100H128ZM144 97H149V98H144ZM4 98H6L7 99V101H6V99H3ZM15 98L17 99V101L15 100ZM36 99V100H34V102L32 101L33 99ZM55 98H58L57 100L55 99ZM61 98V99H60ZM137 98V99H136ZM2 99V100H1ZM11 99H14V100H12L11 101ZM59 99L60 100H62L61 102L59 101ZM127 99V100H126ZM45 100V101H44ZM51 100H55V101H58L57 103H59L58 105H57V103H56V105L55 104H53V101H52V103H51ZM122 100H123V102H122ZM140 103H137V101ZM14 101V102H13ZM37 103H36V102ZM40 101H41V104L43 105H41L40 104ZM55 101H54V103H55ZM124 101H125V103H124ZM163 101H165V102H163ZM3 102V103H2ZM5 102V103H4ZM7 102V103H6ZM12 102V103H11ZM15 102H17V103H15ZM21 102V103H20ZM117 102V103H116ZM120 102H122V104L123 105H121V103ZM131 104V105H129V103ZM15 104V106L13 107V105ZM20 103V104H19ZM23 103H25V105L23 104ZM29 103V104H28ZM120 103V104H119ZM163 103V104H162ZM17 104H18V106H17ZM46 104V105H45ZM117 104V105H116ZM136 104V105H135ZM138 104V105H137ZM141 104H142V107L145 109V111H147V112H149V113H147V115H146V113H145V111H143L142 112V110H143V108L141 107ZM215 104V106L213 107V105ZM7 105V106H6ZM21 105H23V106H25V108L23 107V106H21ZM35 105H36V107H35ZM56 106V109L54 110V108H55V106ZM60 105V106H59ZM61 105H63V107H61ZM65 105V106H64ZM120 105L121 106H124V110L120 107ZM17 106V107H16ZM20 106V107H19ZM42 106V107H41ZM47 106V107H46ZM57 106H59V107H57ZM106 106H108V107H106ZM111 106V108H109ZM114 106V107H113ZM119 106V107H118ZM131 106V107H130ZM135 106H139L138 108H135ZM228 106V107H227ZM4 107V108H3ZM23 107V108H22ZM28 109H27V108ZM49 107V109H47ZM117 107V108H116ZM126 107V108H125ZM230 107H232V108H230ZM15 108H18V109H15ZM20 108V109H19ZM43 108V109H42ZM57 108H59V109H57ZM63 108L65 109V111H68V113L66 114V112L63 110ZM106 108V109H105ZM122 109L121 111H125V109L126 110H131V111H134V112H136L135 114H138V116H136V117H139V120L141 119L140 117H142L143 116V119H146L147 120V122H146V120H145V122L142 124L141 122H143L144 120L143 119H141L140 120V123L142 124V129H140V131L139 132H134L133 131V129L131 128V126L129 125V124H127L126 122H125V124H123V125H121V124H119V131L124 135H122V137H120L119 135H118V133L117 134H110V133H108L107 131H105L106 130V128H107V126L108 125H111V123H115V121L117 120L116 118H114V117H112L111 115H115L117 112H120V110L119 109ZM140 108V109H139ZM255 108L256 109H258V110H255ZM23 109H25V110H31V112L32 113H29L30 112V110H29V112L28 111H25V110H23ZM137 109H138V111H137ZM150 109V110H149ZM227 109H229V110H232L233 112H229V110H227ZM17 110V111H16ZM20 110H21V113H19L18 114V117L16 116L17 115V113L18 112H20ZM22 110H23V112H26V114H30V115H33V116H30V120H29V116H22V115H20V114H23V112H22ZM44 110H45V112H44ZM56 110L58 111V112H56ZM101 110H99V114L97 113V111H95L99 116L101 115V117H102V114L101 113H105V112H103V111H101ZM119 110V111H118ZM149 110V111H148ZM0 111V112H1ZM63 111V112H62ZM152 111V112H151ZM227 111V112H226ZM258 111V112H257ZM15 112V113H14ZM48 113V115H47V113ZM61 112V113H60ZM108 112H110V113H108ZM157 112V113H156ZM45 113H46V115H45ZM57 113H58V115H57ZM64 113V114H63ZM71 113V114H70ZM209 115H208V114ZM222 113H224V114H222ZM5 114V115H4ZM26 114H24V115H26ZM43 114V115H42ZM50 114V115H49ZM66 118V119H68L69 121H68V123L66 122V119H64V117H61L62 115ZM70 115L69 117L68 116H66V115ZM140 114V115H139ZM142 114H144L146 117H144V115H142ZM218 114L221 116V114H222V117H220V116H218ZM13 115V116H12ZM35 115H37L38 117H40V119L39 118H36V116ZM7 116V117H6ZM9 116V117H8ZM16 116V117H15ZM46 116H47V119H46ZM51 116V119H48V117H50ZM109 116V117H108ZM156 116V117H155ZM183 116V117H182ZM187 116H188V118L190 117V116H193V118H189V120H191V123L189 122V120H188V118H187ZM10 117H14V118H11L10 119ZM21 117H23L22 119H21ZM68 117V118H67ZM216 117V118H215ZM224 117V118H223ZM262 117V118H261ZM6 118H8L7 120H6ZM18 119V120H16L15 121V119ZM37 119V121H38V119L43 123H45L46 125H44V123L42 124L41 122H37L36 121V119ZM58 118H61L62 120H58ZM70 118H72V119H70ZM114 118V119H113ZM152 120L151 122H150V119ZM184 118L186 119V120H184ZM195 118H196V120L197 119H199V120H197V122H196V120H195ZM218 118V119H217ZM220 118L222 119V120H220ZM259 118V119H258ZM19 119H21L20 121H21V123L23 122V125H25V126H23V127H25L24 129H23V127H21V125L22 124H20V121H19ZM25 119V120H24ZM27 119V120H26ZM34 119H35V121H34ZM44 119H46V120H44ZM64 119V120H63ZM74 119V120H73ZM149 119V120H148ZM213 119L215 120V119H217L218 121H213ZM250 119V120H249ZM252 119V120H251ZM260 119H262V120H260ZM29 120V121H28ZM44 120V121H43ZM49 120V121H48ZM113 120V121H112ZM159 120V121H158ZM185 122H184V121ZM188 120V121H187ZM194 120V121H193ZM209 120H210V122H209ZM226 120V121H225ZM256 120V122H259L258 120H260L261 122H259L258 124H256V122H255V125H257V126H255L254 125V123H251L252 121L254 122ZM10 121V122H9ZM11 121L13 122L14 121V123L16 124L17 122V124H16V127H19V128H21V129H19V131L17 132V131H15L17 128L14 126H12V128L10 129V128H8L9 126L11 127ZM27 121V122H26ZM66 122L65 124H67V125H65L64 124V122ZM111 121V122H110ZM118 121V120H117ZM157 121V122H156ZM199 121V122H198ZM212 121H213V124H214V122L216 123V124H214V127L211 125V123H212ZM249 121H251L250 123H249ZM9 122V123H8ZM29 122V123H28ZM89 122V123H88ZM101 123V122H104L106 125V128H105V126H104V123H101V124H99V123ZM110 122V123H109ZM149 122V123H148ZM193 122V123H192ZM195 122V123H194ZM210 124H209V123ZM217 122H219V124L217 123ZM220 122H221V125H220ZM14 123H12V124H14ZM28 123V124H27ZM35 123H36V125H35ZM41 125H40V124ZM63 123V124H62ZM117 123V122H116ZM115 123V124H116ZM147 123V124H146ZM156 123H158L157 125H156ZM198 123V124H197ZM8 124H9V126H8ZM50 124H52V125H50ZM53 124H54V128L52 127L53 126ZM149 124V125H148ZM154 124H155V126H154ZM164 124V125H163ZM203 124V125H202ZM249 124H250V126H249ZM8 127H7V126ZM18 125V126H17ZM28 125V126H27ZM48 125H50V127L48 126ZM126 125V126H125ZM143 125H144V127L147 129H145V128H143ZM154 126L153 128L152 127H150V126ZM163 125V126H162ZM208 125H210V126H208ZM219 125H220V127H222V128H219ZM4 126L6 127V128H8V134H7V132L5 131V129H4ZM28 127V129H27V127ZM37 126V127H36ZM42 126V127H41ZM48 127V129L52 132L53 130H55L56 128H59L60 130H62V137L61 138H63V136H64V140H66L65 142H64V140L62 139H60V141H61V143L63 144H61L62 145V148L60 147V146H58L59 147V149L61 148L62 150L61 151H59L58 150V148H56V146H54V148H53V145L52 146H47L46 144L44 145V143H38V146L39 145H41V147L43 148V146H44V148L46 149V150H44V152H43V149L41 150L39 147H37V145L35 146V145H33V146H35V148L33 147V146H31L32 144L31 143H33V142H36V141H38L39 142V140H41V138H42V136H41V134L42 135H45V133H42V129H44V127ZM59 126V127H58ZM68 126V130L66 129V127ZM69 126H70V128H71V130L69 131ZM72 126H73V129H72ZM121 126H123L122 127V129H121ZM148 126V127H147ZM158 127V129H157V127ZM201 126V127H200ZM246 126V127H245ZM36 127V128H35ZM75 127V128H74ZM97 127V128H96ZM141 127V126H140ZM156 127V128H155ZM168 127V128H167ZM171 127V128H170ZM174 127V128H173ZM226 127V128H225ZM14 128H15V130H14ZM34 130L33 131V133L36 131V133L35 134H32L33 135V137H32V135H31V133H32V131L30 130ZM128 128V129H127ZM153 130H152V129ZM173 128V129H172ZM202 128H203V130H202ZM205 128V129H204ZM210 128V129H209ZM13 129V130H12ZM37 129V130H36ZM39 129H40V131H39ZM47 129V128H46ZM53 129V130H52ZM96 129V130H95ZM124 129V130H123ZM127 129V130H126ZM150 129V130H149ZM169 129H171L172 130V132L170 133V131H169ZM7 130V129H6ZM10 130H11V132H10ZM31 131L30 132V134H29V137H26L27 135L25 134V133H29L28 131ZM123 130V131H122ZM127 132H126V131ZM145 130V131H144ZM153 131V133H152V131ZM154 130L156 131V132H154ZM204 132H202V131ZM225 130V131H224ZM243 130V131H242ZM258 130V131H257ZM26 131V132H25ZM71 131H73V136L72 135H69V134H72V132ZM105 131V132H104ZM148 131V132H147ZM149 131H151V133L149 132ZM201 131V132H200ZM211 131V132H210ZM21 132H23L22 134H21ZM40 132V133H39ZM66 132H67V134H68V136H65V134H66ZM120 132H119V134H120ZM125 132V133H124ZM158 132V133H157ZM161 132V133H160ZM232 132H234V133H232ZM249 132V133H248ZM10 133H12L11 135H10ZM39 133V134H38ZM106 133V134H105ZM129 133V134H128ZM146 133V134H145ZM149 133V134H148ZM166 133V134H165ZM173 133V134H172ZM203 133V134H202ZM208 133V134H207ZM245 133V134H244ZM23 134H25L24 135V137L27 139V141L30 143H26L27 141H26V139H24V137L22 138V137H20L19 135H21V136H23ZM38 134V135H37ZM105 134V135H104ZM137 134V135H136ZM155 134V135H154ZM157 134H158V138H156V136H157ZM201 135V136H199L198 137V135ZM234 134H236V135H238V136H240V138L238 137V138H236L235 136L236 135H234ZM246 134H247V136H246ZM250 134H252V135H250ZM256 134V135H255ZM8 135H9V137H8ZM13 135V136H12ZM35 135V136H34ZM37 135V136H36ZM101 135V136H100ZM111 135V136H110ZM162 135H164V136H162ZM233 135V136H232ZM11 136V137H10ZM20 138H19V137ZM114 137L115 138V140H114V138H112L113 140H111V138H109V137ZM138 138H137V137ZM153 136V137H152ZM160 136V137H159ZM198 137L199 139V141H197V138H196V140H195V144H194V140L193 139H195V137ZM206 136V137H205ZM246 136V137H245ZM14 139H13V138ZM15 137H17V138H15ZM36 137V138H35ZM41 137V138H40ZM205 137V138H204ZM209 137V138H208ZM212 137V138H211ZM230 137V138H229ZM255 139H254V138ZM261 139V142H260V139ZM20 140H19V139ZM29 138H30V140H29ZM40 138V139H39ZM119 138V139H118ZM146 141H144L143 139ZM174 138V139H173ZM191 138H193V139H191ZM217 138V139H216ZM35 139H36V141H35ZM129 139V140H128ZM149 139V140H148ZM161 141H160V140ZM208 139V140H207ZM240 139H242L243 140V142H244V139L246 140L244 143H247L246 145H247V147H245V148H243V152L241 151L242 149H240L239 147H241L242 146V144H243V142H240ZM259 139V141H257ZM23 140V141H22ZM24 140H25V142H24ZM106 140V141H105ZM111 140V141H110ZM117 140V142H114V141H116ZM161 142L160 144H157L159 141ZM173 140V141H172ZM193 140V145L195 146V147H193V145H192V143L190 142V141H192ZM201 140H202V142H204V140H207L206 142L209 144H207L206 143V145H205V143H202L201 142ZM212 141V143H211V141ZM238 140H239V142H240V144L241 145H239V142H238ZM33 141V142H32ZM110 142V144H111V146H112V148L110 149V147L111 146H109V142ZM113 141V142H112ZM132 141V142H131ZM221 141V142H220ZM255 141H257V143L255 142ZM16 142V143H15ZM19 142V143H18ZM23 142L26 144V145H24L23 144ZM64 142V143H63ZM75 142V143H76ZM156 143V144H154V143ZM226 142V143H225ZM228 142V143H227ZM230 142H231V144H230ZM251 142V143H250ZM261 144H260V143ZM22 143V145H24V146H22V145H20ZM115 143V144H114ZM128 143H130V144H128ZM164 143H165V145H164ZM180 143H181V145H180ZM191 143V144H190ZM199 143V144H198ZM223 143H224V146H223ZM253 143H256V144H253ZM15 144H18V146L17 147H15ZM66 144V145H65ZM149 144H150V146H149ZM183 144V145H182ZM187 144V145H186ZM197 144V145H196ZM203 144V145H202ZM226 144H228L227 145V147H226ZM259 144V145H258ZM65 145V146H64ZM173 145V146H172ZM179 145H180V147H182L184 150H186L184 153H185V155H183V152H181L182 151V148H180L179 147ZM201 145V147H199V146ZM213 145V146H212ZM220 145V146H219ZM237 145V146H236ZM239 145V146H238ZM245 144H243V146L242 147H244V146H246ZM254 145H256V147L257 148H254L255 146ZM259 147H258V146ZM260 145H262V146H260ZM20 146H22V147H24L23 149H25V148H27V150H29V151H31L29 154H25V153H28L29 151H26L25 152V150L23 151V149L22 148H20ZM29 146H31V147H29ZM109 146V147H108ZM164 146V147H163ZM178 146V147H177ZM186 147V148H184V147ZM192 146V147H191ZM196 146H198V148H200V152L202 153V152H204V150L203 149H206L205 150V152L204 153H206V151H207V148H208V146L209 147H211V148H209L208 149V151L210 152H208L207 151V153L206 154H208L207 156H209V158L207 157V156H205V154L203 155V153L201 154V153H199L198 152V150L199 149H196L197 147ZM202 146H204V148L202 147ZM205 146H206V148H205ZM232 146V147H231ZM3 147V148H2ZM121 147H122V149H121ZM152 147H153V149H152ZM167 147V148H166ZM216 149H215V148ZM218 147V148H217ZM237 147V148H236ZM30 148H31V150H30ZM37 148V149H36ZM47 148H49V149H47ZM51 148V149H50ZM159 148V149H158ZM176 148V149H175ZM188 148H189V150H190V148H191V150H193V152L190 150H188ZM194 148H195V150H194ZM230 148H232V150L230 149ZM240 149V154H239V149ZM262 148V149H261ZM3 149V150H2ZM19 150V152H17V150ZM106 149H108V150H106ZM134 149V150H133ZM152 149V150H151ZM155 149V150H154ZM158 149V150H157ZM211 149V150H210ZM233 149H235V150H233ZM252 149H254V150H252ZM11 152H10V151ZM24 152V154H22L23 152ZM32 150H33V152L35 153L36 151V153H35V155H37V156H35L34 155V153H32ZM50 151L49 153L47 152V151ZM51 150H52V153H54L53 151L55 150V151H57V152H55L56 153V155H55V153L54 154H52L51 153ZM125 150V151H124ZM128 150V151H127ZM139 150V152H137ZM157 150V151H156ZM183 150V151H184ZM213 150V151H212ZM246 150H247V152H246ZM256 150V151H255ZM259 150H260V152H259ZM64 151H65V154H64ZM127 151V152H126ZM136 151V152H135ZM140 151H142V152H140ZM180 151V152H179ZM188 151H189V153H192L193 155H191L190 156V154L188 153ZM196 151V152H195ZM211 151H212V155H211ZM216 151V152H215ZM217 151H219L218 153H217ZM252 151L256 154H252ZM9 152V153H8ZM15 152H17V153H15ZM43 152V153H42ZM62 152V153H61ZM70 152H72V151H70ZM102 152V153H101ZM153 154H152V153ZM169 152V153H168ZM177 152H179V154L180 153H182V154H176ZM186 152L189 154H186ZM214 152V153H213ZM222 152H224V153H222ZM247 154H246V153ZM38 153V154H37ZM42 153V154H41ZM57 153H61L60 154V156H59V154H57ZM72 153H74V152H72ZM92 153V154H91ZM125 153V154H124ZM137 153V154H136ZM139 153V154H138ZM175 154V155H173V154ZM221 153V154H220ZM232 153V154H231ZM237 154V155H239V156H236L235 154ZM7 154V155H6ZM9 154V155H8ZM21 154V155H20ZM40 154V155H39ZM53 155L52 157L50 156V155ZM67 154V155H66ZM91 154V155H90ZM99 154H101V156H99ZM108 154V155H107ZM151 154V155H150ZM156 156H155V155ZM195 154L196 155H198V156H196L195 157ZM215 154V155H214ZM233 155L234 154V157L233 156H231V155ZM244 154V155H243ZM251 156H250V155ZM17 155V156H16ZM20 155V156H19ZM28 155H30V156H28ZM43 155V158L45 157V158H47L48 157V159H43L41 156ZM48 155V156H47ZM66 155V157H68V155H70V158L68 157V158H66L65 160H64V157L63 156H65ZM127 155V156H126ZM140 155V156H139ZM149 155V156H148ZM160 155H162V156H160ZM179 155V156H178ZM204 157H203V156ZM214 155V156H213ZM220 155H222V156H220ZM240 155H242V157L240 156ZM254 155L256 156V157H254ZM258 155V156H257ZM35 156V157H34ZM71 156H74V157H72L71 158ZM106 156V157H105ZM110 156V157H109ZM118 156V157H117ZM121 156H123V157H121ZM125 156V157H124ZM144 156V157H143ZM155 156V157H154ZM175 158V159H173V157ZM178 156V157H177ZM187 156V157H186ZM199 156H200V158H201V160H205L206 161V163L208 162V163H210L209 165H210V167H209V165H207V166H205L206 165V163H205V165H203L202 164V161L200 160V158H199ZM210 156H211V159H212V161L210 160ZM218 158H217V157ZM235 156H236V160H234V162L236 161L237 162V165L236 164H234V162H233V158H235ZM250 156V157H249ZM252 156L254 157V159L252 158ZM15 157H17L16 159H13V158H15ZM38 157V158H37ZM53 159V161H51V163H53V165H54V167H51L52 166V164L50 163V161H48V160H51V158ZM89 157V158H88ZM92 157V158H91ZM100 157V158H99ZM134 157V158H133ZM182 157H184V158H182ZM194 157V158H193ZM215 159H214V158ZM221 157H222V159H221ZM230 157V158H229ZM231 157H232V159H231ZM239 159H238V158ZM42 158V159H41ZM74 158V159H73ZM77 158V159H76ZM96 160H95V159ZM108 158V159H107ZM141 158V159H140ZM143 158V159H142ZM160 158H161V160H160ZM164 158V159H163ZM186 158V159H185ZM189 158V159H188ZM199 159V161H198V159ZM206 158H207V160H209V161H207L206 160ZM223 158H224V160H223ZM226 158V159H225ZM228 158V159H227ZM244 158H245V160H244ZM252 158V159H251ZM256 158H257V160H256ZM261 158V159H260ZM70 160L71 161V163L69 162H67V160ZM75 162H73L72 160ZM90 159H92L91 161H90ZM115 159V160H114ZM124 159H126L124 162H121V161H123ZM132 159V160H131ZM133 159H134V161H133ZM153 159V160H152ZM163 159V160H162ZM191 159H192V161H191ZM194 159H195V161H194ZM197 159V160H196ZM229 159H230V161H229ZM242 160V162H243V164H242V162H241V160ZM79 160H80V163H79ZM98 160V161H97ZM100 160V161H99ZM121 160V161H120ZM139 160L140 161H142L143 160V162H139ZM165 160L167 161V162H165ZM169 160V161H168ZM216 160H218V161H216ZM239 160V161H238ZM249 160H251V161H253L252 163H254L255 164V170H254V168H253V166L251 165L252 163H249V162H251V161H249ZM258 160H259V162L260 163H258ZM16 161V162H15ZM94 162L93 164L91 163V162ZM119 163H118V162ZM128 161V162H127ZM132 161L134 162V163H132ZM152 161H154L153 163H152ZM161 161V162H160ZM162 161H163V164H162ZM178 161V162H177ZM187 161V162H186ZM197 161H198V163H197ZM214 161H216V163H218L217 165V167L216 168H218L219 166H220V168L221 169H223V167H224V169H225V171H227V173H229L230 171H231V169L232 168H234V169H236L237 167V169L234 171L235 173H234V177L235 178H233V180H242V179H244L245 181H246V178H248V175L247 174H249V178L247 179V181L249 180V181H251V185H250V187H252V188H249L250 189V193H251V195H250V193H249V195H248V198L251 196V198L253 199L254 198V196L255 197H259L260 199H262L261 201H263V202H261L259 205H261V206H257L256 208H253L254 210H255V212H254V210L252 209V207H249V206H245V207H239L238 208V211L237 212H239V211H241V212H239V213H229V211H228V205H229V202L231 201V199L233 200V202H237L239 199H238V197H236V196H238V195H236V194H231V195H233L234 196V198L231 196V197H229V199H230V201L228 200V202H227V200H223V198H221V196H220V194H222L221 193V190H219V189H221V187H219V186H221L220 184L221 183H224L223 181H222V177H223V175L221 174V169L219 168V170L218 169H216V171H218V172H216V171H213V173L215 174L214 176H216V173L218 174L219 172V175H221V181H220V183H219V186H218V182H213L214 180H211V177L213 178L214 176H213V174H211L210 175V173H212V171L211 170H214V169H212L214 166L212 165V163H215ZM223 161H225L224 163H223ZM245 161H247V163L245 162ZM257 161V162H256ZM45 162H47V165H45L46 163ZM67 162V163H66ZM72 162H73V164H72ZM87 162H89V163H91V164H89V163H87ZM109 162H111V163H109ZM122 164H121V163ZM136 162V163H135ZM171 162H172V164L173 165H170L171 164ZM176 162V163H175ZM191 162H193V163H191ZM199 162H201V163H199ZM212 162V163H211ZM222 162V163H221ZM228 162H231V166H230V168L227 166V165H225V164H227ZM235 162V163H236ZM240 162H241V164H242V166L240 165ZM60 163V164H59ZM80 164V166H79V164ZM86 163V164H85ZM100 163V164H99ZM104 163V164H103ZM117 163V164H116ZM128 165H127V164ZM132 163V164H131ZM144 163V164H143ZM168 163H170V164H168ZM186 163V164H185ZM189 163H191V164H189ZM196 163L197 164H199V166H198V169H196L197 168V165H196ZM207 163V164H208ZM239 163V164H238ZM49 164V165H48ZM59 164V165H58ZM73 166H72V165ZM77 164V165H76ZM83 164V165H82ZM88 164H89V166H88ZM111 164V165H110ZM138 164V166L136 167V165ZM141 164V165H140ZM156 164L159 166H156ZM178 164H179V166H178ZM202 164V165H201ZM233 164V165H232ZM247 166H246V165ZM253 164V165H254ZM257 164V165H256ZM84 165H85V168L87 169V166H88V168L90 169V171L89 170H86L87 171V173H86V171H85V169H83L84 168ZM92 165H93V167H92ZM100 165V166H99ZM108 165H110V166H108ZM113 165V166H112ZM127 165V166H126ZM130 165H133V166H131L130 167ZM140 165V166H139ZM165 166V167H162V166ZM174 165H175V167H174ZM185 166V169H186V172L188 173V174H190V175H188V179L190 180V181H194V182H192V183H195L196 184V182H197V179H198V185H196L195 187L192 185V188L194 187L196 190H193L192 188H183V186H181V187H179V189H181V190H183L184 189V191H181L182 193L183 192H187L188 194H189V196H190V198H189V200L188 199H186V200H184L183 201V204L181 203V202H179V201H176L177 199L173 196V193H174V189H172V188H169V187H173V188H176V187H174V184L175 183H171V181H172V179H171V177H172V175H173V179H174V177H176V176H174V175H176L177 173H175V170L178 168L179 170H181L180 168H182V169H184L183 167ZM187 165V166H186ZM191 165V166H190ZM194 165H196V166H194ZM234 165H236V167L234 166ZM238 165H240V166H238ZM252 167H251V166ZM259 165H260V167H259ZM67 166V167H66ZM96 166V167H95ZM104 166H106V167H104ZM128 166H129V168H128ZM169 166V167H168ZM174 168H173V167ZM189 166V167H188ZM213 166V167H212ZM243 166H244V168H246V170H248L247 171V173H246V171H245V169L243 168ZM246 166V167H245ZM62 167V168H61ZM70 167V168H69ZM81 168V170H83V171H81V170H79V168ZM83 167V168H82ZM133 167V168H132ZM138 167H139V169H138ZM172 169H171V168ZM196 167V168H195ZM209 167V168H208ZM249 167V169L251 170V171H249V169H247ZM259 167V168H258ZM54 168V169H53ZM59 168V169H58ZM75 168V169H74ZM77 168V169H76ZM100 168H102V169H100ZM105 168H108L107 170L105 169ZM155 168V169H154ZM161 168H163V169H161ZM205 168V172H204V174H203V172L201 171V170H203ZM208 168V169H207ZM229 168V169H228ZM253 168V169H252ZM257 168H258V170H257ZM262 168V169H261ZM74 169V170H73ZM100 169V170H99ZM142 169V170H141ZM146 169V170H145ZM159 169V170H158ZM160 169H161V172H165L164 174H161L160 175ZM165 169V170H164ZM170 171V172H168V170ZM177 169V171H178V174H177V176H179V170ZM199 169H200V171H199ZM211 169V170H210ZM238 169H240V170H238ZM243 169V170H242ZM259 169H260V172H259ZM54 170H56L55 172H53ZM64 170H65V172H66V174H65V172H64ZM70 172V171H72L73 172V174H72V172H70V173H68V171ZM76 170H77V172L78 171H81V172H78L79 174H82V173H84L83 175H78V181H76L77 180V176H75L76 174ZM102 170V171H101ZM105 170V171H104ZM132 170H134V171H136V172H132ZM148 170V171H147ZM158 171L157 173H156V171ZM191 170V171H190ZM193 170H195V171H193ZM198 170V172H196ZM208 170H210V171H207ZM263 172H262V171ZM74 171H75V173H74ZM107 171V172H106ZM109 171V172H108ZM114 171V172H113ZM240 171V172H239ZM245 171V172H244ZM256 171V172H255ZM90 172V173H89ZM102 172V173H101ZM104 172V173H103ZM150 172V173H149ZM155 173V176H153L154 175V173ZM194 172V173H193ZM236 172H238V173H242V174H238L237 173V175H236ZM248 172H250V173H252V174H250V173H248ZM263 174H262V173ZM64 173V174H63ZM68 173V174H67ZM77 173V174H78ZM153 173V174H152ZM202 173V174H201ZM206 173H207V175H206ZM255 173V174H254ZM258 173V174H257ZM19 174H21V175H19ZM71 174V175H70ZM75 174V175H74ZM94 174V175H93ZM151 175L149 178H148V176L147 175ZM156 174H157V176H156ZM167 174L168 175H170V176H167ZM196 174V175H195ZM254 174V175H253ZM262 174V175H261ZM141 175V176H140ZM159 175V176H158ZM162 175H164V176H162ZM187 175V174H186ZM186 175H185V178H184V180H186ZM202 175V176H201ZM206 176V178H205V176ZM210 175V176H209ZM241 175V176H240ZM245 175H247V176H245ZM259 175H261L262 177H260V178H263L262 180L261 179H259L260 181H263V182H258L259 180H258V176ZM61 176H63V177H61ZM75 176V177H74ZM97 177V178H100V179H103V178H105L107 181H109V183L113 186V187H117V186H123V185H128L127 187L128 188H137V187H139L140 189H144L145 191H146V195H142L140 198H138L137 199V202H131V203H126L125 204V206L123 207V205H119L118 203H116V201H113V203L114 204H116V205H102L100 202L98 203V202H96L94 199H93V194H96V192H94V190H95V188H96V186H94L93 188H91V189H93V190H89V188H87V184L90 182V180H92V177ZM165 176H167V178L165 177ZM196 176H197V179H196ZM199 176H201V177H199ZM208 176V177H207ZM227 177H228V175H226ZM226 176H224V178L226 177ZM237 176H238V178H237ZM242 176H243V178H242ZM52 178L50 181L52 182V183H50V181H48L49 179L48 178ZM53 177H55V178H53ZM143 177H147L148 178V180L146 181V179H145V181H144V179H143ZM157 177L159 178L158 180H154V179H157ZM162 178V180H161V178ZM166 179H165V178ZM170 179H169V178ZM72 178H74V179H72ZM83 178V179H82ZM120 178V179H119ZM124 178V179H123ZM128 178V179H127ZM130 178V179H129ZM141 178L143 179V180H141ZM207 178H209V179H207ZM240 178V179H239ZM242 178V179H241ZM253 179V180H250V179ZM255 178V179H254ZM47 179V180H46ZM57 179V180H56ZM62 179V180H61ZM76 179V180H75ZM87 179H88V182H87ZM126 179V180H125ZM154 181V183H153V181ZM164 179V180H163ZM196 179V180H195ZM204 179V180H203ZM206 179H207V181H206ZM228 180V183L231 181V179L228 177V178H225V179H223L224 181L225 180ZM75 180V181H74ZM82 180V181H81ZM169 180V181H168ZM208 180H211L213 183H215V186H213L212 185V187H211V184H213V183H211V181H208ZM227 180H226V182H227ZM47 181V182H46ZM55 181H56V183H55ZM57 181H59V183L57 182ZM87 183H86V182ZM124 181V182H123ZM151 181V182H150ZM163 181V182H162ZM164 181H166V182H164ZM175 181V180H174ZM245 181H243V182H245ZM254 181H255V183H254ZM51 184H49V183ZM53 182H54V184H53ZM63 182V183H62ZM75 182H76V185H75ZM125 182H128V183H126L125 184ZM143 183V185H145V186H143L142 185V183ZM151 184H150V183ZM158 184H157V183ZM168 182V183H167ZM248 182H247V184H248ZM259 184H258V183ZM62 183V184H61ZM86 183V184H85ZM144 183H146V184H144ZM149 183V185H147ZM161 183V184H160ZM254 183V184H253ZM257 183V184H256ZM260 183H261V186H260ZM263 183V184H262ZM46 184V185H45ZM57 184V185H56ZM59 184V185H58ZM61 184V185H60ZM64 184V185H63ZM68 184V186H66ZM133 186H132V185ZM152 184H154V185H152ZM167 184H168V186H167ZM171 184V185H170ZM199 184H200V188H201V190H203V191H200L199 189ZM217 184V185H216ZM256 184V185H255ZM147 185V186H146ZM151 185V186H150ZM173 185V186H172ZM46 186V187H45ZM53 186V187H52ZM55 186V187H54ZM58 186H60V187H58ZM75 186H77V187H75ZM85 186V187H84ZM207 186V187H206ZM219 188H217V187ZM260 186V187H259ZM67 187V188H66ZM70 188V190L72 191H70V190H68L69 188ZM153 187V188H152ZM197 187L199 188L198 190L199 191H197ZM210 187V188H209ZM256 189H255V188ZM53 188V189H52ZM56 188H57V190H56ZM62 188V189H61ZM75 188V189H74ZM82 188V189H81ZM146 188H148V189H146ZM206 188V189H205ZM64 189V190H63ZM77 189V190H76ZM208 189V190H207ZM209 189L212 191V192H210V196H212V198H213V196L216 198H213L211 201L212 202H210L209 200H210V197H207L208 195L206 194V192L208 193L209 192ZM218 189V190H217ZM253 189V190H252ZM57 192H56V191ZM60 190H62V191H60ZM150 190H151V192H150ZM193 190V191H192ZM207 190V191H206ZM256 190V191H255ZM259 190V191H258ZM58 191H60V192H58ZM219 191V192H218ZM252 191H255L254 193L252 192ZM257 191L258 192H260V193H257ZM73 192H75V193H73ZM148 192V193H147ZM178 192V191H177ZM194 194L195 192V194H194V196H193V194ZM199 192V193H198ZM202 192H203V194H202ZM204 192H205V194L207 195V196H205V194H204ZM70 193V194H69ZM73 193V194H72ZM83 193V194H82ZM155 195H154V194ZM171 193V194H170ZM214 193V194H213ZM219 193V194H218ZM253 193V194H252ZM258 194V196H257V194ZM79 194V195H78ZM150 194H152V195H150ZM212 194V195H211ZM256 194V195H255ZM259 194H262V195H259ZM72 195H76L77 197H79L78 199H80V197H82L80 200H78L77 198H74V196L72 197H70V196ZM149 195L151 196V197H149ZM196 195V196H195ZM201 195H203V196H201ZM75 196V197H76ZM240 197L239 198H241V195H239ZM85 197V198H84ZM174 197V198H173ZM203 197H204V199H203ZM207 197V198H206ZM264 197V196H263ZM69 198H71V199H73V200H75V201H73V203L74 204H70L69 202L71 201L72 202V200L71 199H69ZM165 198H167V199H165ZM236 198V199H235ZM68 199H69V201H68ZM83 199V200H82ZM205 199H206V201H205ZM215 199V200H214ZM250 199V198H249ZM78 200V201H77ZM82 200V201H81ZM88 200V201H87ZM195 200V201H194ZM204 200V201H203ZM94 201H95V203H94ZM169 201V202H168ZM175 201V202H174ZM197 201H198V204H196L197 203ZM208 201V202H207ZM82 202V203H81ZM88 202H90V203H88ZM147 202V203H146ZM177 202V203H176ZM192 202V203H191ZM203 202V203H202ZM210 202V203H209ZM156 203V204H155ZM185 203H188V204H186V205H184ZM209 205H208V204ZM215 203V204H214ZM263 203V204H262ZM83 204V205H82ZM121 204V203H120ZM162 204V205H161ZM192 204V205H191ZM218 204V205H217ZM96 205H98V206H96ZM179 205H180V207H179ZM198 205H199V207H198ZM101 208H100V207ZM161 206V207H160ZM176 208H175V207ZM186 206V207H185ZM195 206V207H194ZM204 206V207H203ZM214 206V207H213ZM216 206V207H215ZM220 206H221V209H219L220 208ZM91 207H93V208H91ZM95 207H96V209H95ZM156 207V208H155ZM165 207H166V209H165ZM188 207H189V209H188ZM249 207V208H248ZM259 207H260V209H259ZM83 208V209H82ZM84 208H85V210H84ZM104 208V209H103ZM118 208V209H117ZM161 208V209H160ZM179 208V209H178ZM191 208V209H190ZM201 208V209H200ZM237 208V207H236ZM243 208V209H242ZM99 209V210H98ZM170 209V210H169ZM184 209V210H183ZM240 209V210H239ZM246 210V212H244L245 210ZM250 209H251V211H250ZM262 209H263V211H262ZM89 210H91V211H89ZM96 210V211H95ZM97 210H98V212H97ZM175 210H177V212H175ZM182 210H183V213H182ZM189 210V211H188ZM208 210V211H207ZM212 210V211H211ZM213 210H215V212H216V210H221L220 212L219 211H217V212H219V213H215ZM244 210V211H243ZM88 211H89V213H88ZM94 211V212H93ZM131 211V212H130ZM187 213H186V212ZM198 211V212H197ZM212 212V214H213V212L215 213V214H217V215H215V214H213V215H215L216 216V218H217V216L219 215V217L220 218H222L221 220H222V222H220L221 220H220V218L217 220V219H214L215 218V216H211L210 217V215H211V213L210 212ZM250 211V212H249ZM253 211V212H252ZM258 211H259V213H258ZM60 212H62L61 214H60ZM82 212V213H81ZM206 212H208V214H206ZM224 212V213H223ZM247 212H249L250 213V215H252L253 217H251L250 215H248V214H246ZM263 212V213H262ZM82 215H80V214ZM85 213L87 214L88 213V215H90L91 217H93L94 219L92 220L91 219V217L89 216L88 217V215H85ZM94 213H96V214H94ZM98 213V214H97ZM104 214V216H103V214ZM137 213V214H136ZM180 213V214H179ZM183 215H182V214ZM185 213H186V215H185ZM202 214V213H205L203 216L205 217V219H204V217H203V220L201 221V219L200 220H198L199 218H197L196 216H198V214ZM220 213H222V214H220ZM242 214V215H238V214ZM245 213V214H244ZM257 213H258V215H257ZM72 214V215H71ZM75 214H79L78 216L76 215V216H74ZM94 214V215H93ZM101 215V216H96V215ZM156 214V215H155ZM159 214V215H158ZM161 214V215H160ZM177 214L179 215V218H178V216H177ZM199 214V216H201V218H202V215H200ZM224 214H225V216H224ZM236 215L237 214V216L239 217V216H241L240 218L241 219H236L233 215ZM253 214H255V218H257V219H255L254 218V215ZM61 215H63L64 216V218L61 216ZM83 215H85V217L86 218H88V219H86ZM111 215V216H110ZM222 217H221V216ZM246 215V216H245ZM247 215L249 216L248 218H250V219H248L247 218ZM66 216V217H65ZM68 216V217H67ZM69 216H74V217H71L72 219H74V221H71V220H69ZM80 216H81V218H80ZM97 218H99V219H95L96 217ZM108 216V217H107ZM109 216H110V218H109ZM173 218H172V217ZM194 216H195V219L197 218V221L199 222H194ZM198 216V217H199ZM256 216H258V217H256ZM76 217H78V218H80V222L82 223H79V219H77ZM103 217V218H102ZM182 217V218H181ZM184 217H185V220H184ZM242 217L244 218L243 220H242ZM260 217V218H259ZM68 218V219H67ZM102 218V219H101ZM158 218V219H157ZM180 218L183 220H181L180 221ZM188 218V219H187ZM246 218H247V220H246ZM81 219H84V220H81ZM101 219V220H100ZM104 219V220H103ZM177 219H179V220H177ZM225 219V220H224ZM226 219H227V221H226ZM77 220V221H76ZM87 222H86V221ZM97 221V222H95V221ZM161 220V221H160ZM188 220V221H187ZM233 220H236V222H234ZM240 220V221H239ZM245 220L247 221V222H249L248 224L250 225L249 227H252L251 226V224H250V222H256L255 223V225H256V228L257 229H254L253 227L252 228H250V232H252L251 233V235H250V232L248 233V231H249V227H248V224L247 223H245ZM251 220V221H250ZM66 221H68V222H66ZM73 222V223H70V222ZM104 221V222H103ZM175 221V222H174ZM205 221V222H204ZM211 221V222H210ZM242 221V222H241ZM87 225H85L84 223ZM102 222V223H105V224H100V223ZM164 222V223H163ZM174 222V223H173ZM186 222H187V224H186ZM226 222V223H225ZM68 223H70V224H68ZM77 223H79L80 225H79V227H81V225L83 226V227H85V229H83V228H77L78 226H75V224ZM94 223H98L97 225H101V228L99 227V226H96V224H94ZM142 223H144V224H142ZM176 223V224H175ZM189 223H191L192 225H193V228L190 230V226L192 227V225L191 224H189ZM195 224V226H194V224ZM198 223V224H197ZM201 223V224H200ZM202 223H204L203 224V226H204V230H202ZM209 223V224H208ZM229 223V224H228ZM231 223V224H230ZM66 224H68L69 225V227H68V225H66ZM73 224H74V226H73ZM76 224V225H77ZM84 224V225H83ZM108 224V225H107ZM111 224V225H110ZM174 224V225H173ZM184 224V225H183ZM209 225V229L207 230L206 228L208 227V225ZM244 224V226L242 227V225ZM71 225H72V228L70 229V227H71ZM103 225H107V228H109V226H110V228L109 229H107L105 226H103ZM113 225V226H112ZM179 225V226H178ZM186 225H188L187 227H186ZM199 225H201V226H199ZM224 225H227L226 227L224 226ZM65 226H67V227H65ZM89 226H91L90 228H89ZM96 226V227H95ZM116 226V228H118V229H121V232L120 231H116V229L114 228ZM171 226H173V227H171ZM175 226V227H174ZM177 226V227H176ZM182 226V227H181ZM185 226V227H184ZM197 226H199V227H197ZM210 226H212V227H214V228H212V227H210ZM238 226V227H237ZM241 226V227H240ZM262 226V227H261ZM57 227H58V230H57ZM92 227H94L93 229L95 230V232L93 231V229H92ZM99 227V228H98ZM105 227V228H104ZM115 229L114 231H116V232H114L113 233V231H111V230H113V228ZM169 227V228H168ZM224 227V228H223ZM229 227V228H228ZM240 227V228H239ZM64 228V229H63ZM67 228V229H66ZM75 229V233H74V229ZM77 228V229H76ZM87 228L89 229V232H88V230H87ZM112 228V229H111ZM178 228H179V231L180 232H177V230H178ZM198 228V229H197ZM226 228H228V229H226ZM261 228V229H260ZM68 229H70V230H68ZM117 229V230H118ZM126 229V230H125ZM164 229L166 230L165 231V234L163 233L164 232ZM169 229V232H167V230ZM188 230V231H185V230ZM197 229V230H196ZM199 229H200V231H199ZM214 229H215V231H214ZM241 229V230H240ZM243 229V230H242ZM245 229V230H244ZM247 229H248V231H247ZM251 229H252V231H251ZM60 230V231H59ZM72 230V231H71ZM79 230V231H78ZM92 232H91V231ZM140 230V231H139ZM209 230H210V233H209ZM217 230V231H216ZM221 230V231H220ZM226 230V231H225ZM227 230L229 231V232H227ZM254 230L257 232H254ZM263 230V229H262ZM81 231V232H80ZM85 231H87V233L85 232V234H84V232ZM96 231H98V232H96ZM107 231V232H106ZM111 233H109V232ZM125 231V235H124V233H122V232H124ZM145 233H144V232ZM182 231V232H181ZM185 231V232H184ZM192 231V232H191ZM60 232V233H59ZM61 232H62V234H61ZM64 232H66V234L64 233ZM68 232V233H67ZM104 232H105V234H104ZM119 232V233H118ZM147 232V233H146ZM199 232V233H198ZM203 232V233H202ZM216 232H217V234H216ZM222 232V233H221ZM226 232V233H225ZM76 233H78L77 234V236L75 237L74 235H76ZM93 233V234H92ZM95 233V234H94ZM59 236H58V235ZM63 234H65V235H63ZM80 234V235H79ZM100 234H102L101 236H100ZM143 234H144V237H141V236H143ZM145 234L146 235H148L147 237H149V235H150V237L149 238H147L146 236H145ZM160 234V235H159ZM163 234V235H162ZM166 234H167V237H168V235H170V236H172V238L171 237H168V238H170L169 240H166ZM173 234V235H172ZM182 234H181V236H182ZM208 234V235H207ZM209 234H210V236H209ZM214 234V235H213ZM222 234V235H221ZM224 234V235H223ZM230 235V236H232L231 238L230 237H227L228 238V240H226V243H227V241L230 243V244H226V243H224V244H226V248L224 247V246H222V245H224L223 243H222V245H221V243H220V245L222 246V247H220L219 246V242H220V240L221 241H223V242H225V239H227V238H224L225 237V235ZM233 234V235H232ZM248 234V235H247ZM252 234H253V237H252ZM86 235V236H85ZM88 235V236H87ZM91 235V236H90ZM112 235V236H111ZM117 235H119V236H117ZM128 235V236H127ZM130 235V236H129ZM152 235V236H151ZM164 236L165 238H163L162 236ZM220 235H221V237H222V239H220L221 237H220ZM226 235V236H227ZM237 235V236H236ZM254 235H257V236H254ZM65 236V237H64ZM68 236H72V237H68ZM80 236V237H79ZM111 236V239L109 240V237ZM121 236V237H120ZM157 236H158V238H157ZM160 236V237H159ZM207 236H209L208 238H207ZM239 236V237H238ZM57 237H58V239H57ZM63 237V238H62ZM99 237V238H98ZM113 237H115V238H113ZM121 239H120V238ZM123 237V238H122ZM127 237V238H126ZM138 237V238H137ZM147 238V239H149V240H147L148 242H145V240L144 241H140V239L139 238ZM214 237H216V239L214 238ZM218 237V238H217ZM67 238H69V239H67ZM81 238H83V239H81ZM105 238V240H103ZM167 238V239H168ZM230 238V239H229ZM235 238V239H234ZM251 238V239H250ZM255 240V242H254V240ZM62 241H61V240ZM65 239V240H64ZM72 240V241H68V240ZM78 239H80L79 241H78ZM101 239V240H100ZM129 239V240H128ZM141 239V240H142ZM153 241V240H156V242H155V244H153L151 247H149V249L147 248V244L149 243V241H151V240ZM161 239L162 240H164L165 242H163V241H161ZM177 239H179V238H176V240ZM210 241H209V240ZM220 239V240H219ZM231 239H233V241L231 240ZM239 239V240H238ZM252 241V242H254L253 244L251 243V242H249L250 240ZM64 240V241H63ZM96 240V241H95ZM113 240V241H112ZM124 241V243H123V241ZM128 240V241H127ZM139 240V241H138ZM205 240H206V242H205ZM215 240H216V242H215ZM263 240V241H262ZM74 241V242H73ZM77 243H76V242ZM81 241V242H80ZM89 244H86V242ZM108 241V242H107ZM111 241V242H110ZM135 241V242H134ZM261 241H262V244H261ZM78 242H79V244H78ZM101 242V243H100ZM106 242V243H105ZM109 242H110V244H109ZM122 242V243H121ZM127 242V243H126ZM138 242V243H137ZM140 242V243H139ZM167 242V243H166ZM203 242V243H202ZM83 243H85V244H83ZM92 243H93V245H92ZM133 243V244H132ZM144 245H142V244ZM147 243V244H146ZM209 243V244H208ZM232 243H234V245H231ZM244 243V244H243ZM245 243H246V246H245ZM81 244V245H80ZM136 244V245H135ZM138 244H141V246H139ZM166 244V245H165ZM214 244H218V246H219V248H218V250L216 249L217 248V245H216V247L214 246ZM255 244V245H254ZM77 246V248L75 247L74 248V246ZM79 245H80V248H79ZM116 245V246H115ZM130 245V246H129ZM137 246V247H135V249H134V251L132 250V248L133 247H131V246ZM175 245V244H174ZM211 245H212V248H211ZM255 247H254V246ZM73 246V247H72ZM82 246H84V247H82ZM89 246H91V247H89ZM93 246V247H92ZM113 246V247H112ZM118 246V247H117ZM166 246V247H165ZM171 246V247H170ZM72 247V248H71ZM95 247H96V250H97V252H96V250H95ZM115 247V248H114ZM129 247L131 248L130 250H129ZM140 247H141V249H143L144 251H142L141 249H140ZM142 247H144V248H142ZM209 247V248H208ZM225 249H224V248ZM227 247H228V249H227ZM233 247V248H232ZM239 247V248H238ZM254 247V248H253ZM81 250H79V249ZM88 248H89V250H88ZM91 248V249H90ZM92 248H94L93 250H92ZM139 248V249H138ZM208 248V249H207ZM215 248V249H214ZM221 248V249H220ZM252 248H253V250L254 251H252ZM263 248V247H262ZM105 249V250H104ZM115 249H118V250H115ZM127 249L129 250L128 252H127ZM170 249V250H169ZM72 250V251H71ZM84 250V251H83ZM86 250V251H85ZM126 250V252H124ZM132 250V251H131ZM139 250V251H138ZM146 250V251H145ZM228 250V251H227ZM262 250V249H261ZM260 250V251H261ZM76 251V252H75ZM90 251V252H89ZM93 251V252H92ZM102 251V252H101ZM106 251V252H105ZM144 252V254L142 253V252ZM149 251V252H148ZM210 251V252H209ZM242 251V252H241ZM257 251V250H256ZM65 252V253H64ZM69 252H70V254H69ZM96 252V253H95ZM135 252V253H134ZM225 252V253H224ZM257 252H259V251H257ZM261 252H264V248H263V250L261 251ZM68 253V254H67ZM78 253V254H77ZM83 253H84V256H82L83 255ZM86 253V254H85ZM100 253V254H99ZM118 253V254H117ZM125 253L127 254V255H125ZM140 253H142V255L140 254ZM149 253V254H148ZM171 253V254H170ZM252 253V254H251ZM80 254V255H79ZM82 254V255H81ZM99 254V255H98ZM108 254V255H107ZM138 254V255H137ZM206 254H207V256H206ZM212 254H213V257H212ZM250 254V255H249ZM253 254H255V256L253 255ZM71 255V256H70ZM101 255V256H100ZM125 255V256H124ZM129 255H131V256H129ZM210 257H209V256ZM63 256H65V257H63ZM67 256H69V257H67ZM82 256V257H81ZM87 256V257H86ZM98 256V257H97ZM134 256V257H133ZM135 256H137V257H135ZM141 256H144V257H140ZM233 256V257H232ZM253 258H252V257ZM264 256V255H263ZM74 257V258H73ZM76 257V258H75ZM78 257V258H77ZM83 257H84V259H83ZM88 257H90V258H88ZM92 257V258H91ZM100 257V258H99ZM147 257V258H146ZM150 257V258H149ZM172 257V258H171ZM215 257V258H214ZM95 258H96V261H94L95 260ZM97 258H98V260H97ZM124 258H126L127 259V261H126V259H124ZM140 260H139V259ZM144 258H146V259H148V260H146V259H144ZM214 258V259H213ZM219 258V259H218ZM222 258V259H221ZM235 258V259H234ZM236 258H237V260H236ZM257 258V259H256ZM81 259H82V261L84 262H82L81 261ZM90 259V260H89ZM94 259V260H93ZM141 259H143L144 261H146V262H142V260ZM217 259V260H216ZM224 259V260H223ZM255 259H256V261H255ZM76 260V261H75ZM137 260H139V261H137ZM162 260V261H161ZM165 260V261H164ZM207 260V261H206ZM226 260V261H225ZM245 260V261H244ZM258 260V261H257ZM65 261H67V262H65ZM79 261H80V263H79ZM91 261V262H90ZM218 261V262H217ZM261 261V262H260ZM100 262V263H99ZM116 262V263H115ZM169 262V263H168ZM248 262V263H247ZM148 264H150V262H148ZM191 264H196V263H191Z\"/></svg>","mask_w":264,"mask_h":264},{"label":"bare ground","instance_id":"2","mask_svg":"<svg viewBox=\"0 0 264 264\" xmlns=\"http://www.w3.org/2000/svg\"><path fill=\"white\" fill-rule=\"evenodd\" d=\"M5 1H6V0H4V1L2 0V2H1V0H0V2H1L2 4H3V2H5ZM14 1H16V0H14ZM21 1H22V0H21ZM25 1H26V0H25ZM45 1H46V0H45ZM50 1H52V0H50ZM50 1L48 0V2H50ZM53 1H54V0H53ZM55 1H57V0H55ZM63 1H67V0H63ZM69 1H70V0H69ZM81 1H83L82 3L85 2V0H81ZM102 1H107V0H101L100 2H102ZM127 1H128V2H126V1H124V2H120V3H119L120 6H118V5H114V6H112V5H111V7H109V5H108V7H107L106 5H104V4H102V3L99 4V3L96 1V2H97V3H96V4H97L96 6H97V9L99 10V11H98V14H99V15H97V16H102V17H101L102 19H101V18H100L101 20H100V19H97L98 17L96 18V16H94V15H96V13L93 14V15H90V12H89V14H86L85 16H83V17H84L83 19L85 20V21H83V23L85 22L84 25H85V24L87 25V26L85 25V26H86V27H85L86 30L88 29L87 31H89V27H91V29H92V26H93V24H95V23H97V24H95V26H97V25L99 26V25H100V30H101V27H102V26H103L102 28H104V27L106 26V24L103 25L104 23H102V20L105 19V17H108V18L110 19V16H105V15H107V13H106L105 15L103 14V11L106 12V10H107V12H108V15H109V12H110V15H112V16H113L114 14H111V13H113V12L116 11V10H119L120 12L117 11L118 13L116 12V14H119L118 17H121V19H122L124 25H125V24H128V25H125V26L128 27V28H130L129 25L132 24V23H131V24H129V23L133 21V19H131L130 16L134 17L133 15H134V14H137V12H140L139 14H143V15H145V16L143 17L144 19H145V18H146V19H149V18H150V17L148 16L149 14H150V16L153 17V15H154V10H153V8H152V10H153V11H152V10L150 9V7H148V8L144 7L145 10H142V9H140V8H137V7L135 8V5H134V8H135V9H134L133 11L128 10V9H126V8H123L124 5L126 6V5L129 4L130 1H132V0H127ZM141 1H142V0H141ZM144 1H145V2L147 1V3L149 4V1H148V0H144ZM152 1H153V0H152ZM152 1H151V2H152ZM154 1H155V0H154ZM159 1H160V0H159ZM165 1H166V4L170 5L171 0H170V3H169V1L167 2V0H165ZM184 1H185L186 4H187V0H182L183 3L177 0L176 2H177L178 4H179V3H180V4H179V5H178V4H177V5L174 4V5H175V8H176L177 6H180V7L184 8L183 6L186 5V4H184ZM189 1H190V0H189ZM192 1H193V0H192ZM204 1H206V2H207V5H209L207 0H204ZM209 1H211V0H209ZM213 1H215V2H213ZM213 1H211L210 6H211V4L214 5V3H216V0H213ZM217 1H219V0H217ZM221 1H222V0H220V2H217V4H218V3H221ZM223 1H224V0H223ZM235 1H236V0H229L228 3H230L232 6H230V5L227 3V4H228V7H229V6L232 7V8L229 7V8H230V12H232L231 10L233 9V6H234V8H237V9H239V8L241 7L240 5H239V6H238V5H237V6L233 5L232 3H235ZM237 1H238V0H237ZM240 1H241V0H240ZM240 1H238V3L236 2L235 4H239V3H241V2L243 3L244 0H242L241 2H240ZM246 1H247V0H246ZM262 1H263V0H262ZM34 2H35V1H34ZM34 2H32V3H34ZM37 2H39V0H36L35 3H37ZM58 2H61V0L58 1ZM72 2H73V1H72ZM78 2H79V1H78ZM87 2H88V1H87ZM90 2H91V0H90ZM117 2H118V1L116 0V2H114V3L118 4ZM132 2H134V1H132ZM132 2H131V3H132ZM151 2H150V3H151ZM155 2H156V1H155ZM155 2H154V3H155ZM157 2H158V1H157ZM157 2H156V3H157ZM173 2L176 3L175 0H173ZM193 2H194V1H193ZM193 2H192V3H193ZM197 2H198V0H197ZM199 2H200V1H199ZM212 2H213V3H212ZM244 2H245V1H244ZM247 2H248V1H247ZM247 2H246L245 4H247V6H248L249 3H247ZM249 2H250V1H249ZM253 2H254L255 4H258V5H256V6H257V10H259V11L264 10V9H262L263 7L259 4V0L256 1V2H258V3H256L255 0H254ZM5 3H7V2H5ZM5 3H4V4H5ZM8 3H10V2H8ZM8 3H7V4H8ZM16 3H18V2L16 1ZM22 3H23V1H22ZM24 3H25V2H24ZM24 3H23V4H24ZM26 3H27V2H26ZM26 3H25V4H26ZM35 3H34V4H35ZM73 3H75V2H73ZM73 3H72V4H64V5L62 4V5L65 6V7H66V5H67V6H70V7H66V9H64L65 7H64V8H61L60 10L58 9L59 7L56 8V9H58L62 14H64V13L66 12L65 10H67V8H68V10H69V9L72 7ZM76 3H77V0H76ZM147 3H146V4H147ZM154 3H153V4H154ZM200 3H203L202 0H201ZM242 3H241V4H242ZM254 3H253V4H254ZM260 3H262V5H264L263 2H261V0H260ZM19 4H20V6H21V2H19L17 5L15 4L16 7H18ZM23 4H22V5H23ZM34 4H31V5L35 7L36 4H35V5H34ZM38 4H40V3H38ZM42 4H43V3H42ZM42 4H41V6H42ZM47 4H48V3H47ZM50 4H51V2H50ZM54 4H56L57 6H60V7L62 6L61 4L59 5V3L57 4V2H56V3L54 2L52 5L54 6ZM77 4H78V3H77ZM77 4H75V7H76V8L79 7V4H80V3L78 4V6H76ZM85 4H86V3H85ZM85 4H84V6H85ZM91 4H92V3H91ZM93 4H95V3H93ZM134 4H135V3H134ZM143 4H144V3H143ZM146 4H144V5H146ZM171 4H172V3H171ZM181 4H184V5L181 6ZM217 4H216V5H217ZM223 4H224V3H223ZM223 4H222V6H223ZM227 4H226V6L224 7L225 10L227 9V8H226V7H227ZM5 5H6V4H5ZM26 5H27V4H26ZM43 5H44V4H43ZM56 5H55L54 7H57ZM81 5H83V4H81ZM88 5H89V3H88ZM102 5L105 6V7H104L105 10L103 9V6H102ZM132 5H133V4H132ZM149 5H151V4H149ZM155 5H156V4H155ZM157 5H158V3H157ZM160 5H161V4H160ZM174 5H173V6H174ZM193 5H194V4H193ZM193 5L191 4V6H193ZM202 5H204V3H203ZM202 5H201V7H203ZM205 5H206V4H205ZM205 5H204V7H205ZM207 5H206V6H207ZM216 5H214L213 7L211 6V8H215V10H216L217 8L219 9V7H217L218 5H217V6H216ZM243 5H244V4H243ZM251 5H252V4H251ZM259 5L261 6V7H260L261 10L258 8ZM9 6H10V5L8 4V7H9ZM28 6H29V5H28ZM32 6H30V8H32ZM38 6H39V5H38ZM41 6H40V7H41ZM45 6H47V5H44V6H43L44 9H43L42 11L45 10ZM63 6H62V7H63ZM90 6H91V5H90ZM116 6H117V7H116ZM127 6H128V5H127ZM142 6H143V5H142ZM142 6H141V8H143ZM147 6H148V5H147ZM151 6L153 7L154 5H151ZM161 6H162V5H161ZM187 6H188L187 8H189L190 5H187ZM215 6H216L217 8H216ZM219 6H220V5H219ZM247 6H246V7H247ZM249 6H250V5H249ZM252 6H254V5H252ZM24 7H25V5H24ZM40 7H39V9H40ZM43 7H41V9H42ZM73 7H74V6H73ZM85 7H87V6H85ZM91 7H93V6H91ZM128 7H132V8H133V6H131V4H130V6H128ZM128 7H127V8H128ZM156 7H157V6H156ZM180 7H177V10L180 9ZM195 7H196V6H195ZM204 7H203V8H204ZM238 7H239V8H238ZM246 7H245V8H246ZM0 8L2 9L3 7H0ZM4 8H5V7H4ZM25 8H27V7H25ZM46 8H47V7H46ZM49 8H51V5H49ZM49 8H47V9H49ZM80 8H82V6H80ZM80 8H79V9H80ZM87 8H89V7H87ZM93 8H95V6H94ZM144 8H143V9H144ZM157 8H158V7H157ZM159 8H160V6H159ZM162 8H163V7H162ZM162 8H161V12L159 11L160 13H162V11H163ZM170 8H172V7H170ZM190 8H192V7H190ZM197 8L202 9V8H200V6L197 7ZM209 8H210V7H209ZM249 8H250V7H249ZM9 9H10V8H9ZM19 9H20V8H19ZM19 9H18V10H19ZM21 9H22V10H21ZM21 9L19 10V12H21V18H22V19H20L21 21L17 20V21H19L20 23L22 22V20H23L24 18H26V17L24 16V15H25V13H24V8H21ZM28 9H29V8H28ZM33 9H34V8H32V10H33ZM36 9H37V10H36ZM39 9H38V7H37V8L35 7V11H38ZM41 9H40V10H41ZM53 9H54V8H52V9L50 10L51 13H53ZM56 9H55V10H56ZM63 9H64V10H63ZM85 9H86V8H85ZM90 9H91V8H90ZM95 9H96V8H95ZM108 9H109V10H108ZM193 9H194V8H193ZM221 9H222V8H221ZM221 9H220V10H221ZM237 9H236V10H237ZM240 9H241V8H240ZM252 9H254V8L252 7ZM14 10H15V9H14ZM16 10H17V9H16ZM16 10H15V11H16ZM29 10H30V9H29ZM40 10H39L37 13H39ZM55 10H54V11H55ZM61 10H62V11H61ZM71 10H72V9H71ZM74 10L76 11V10H78V8H77V9H73V11H74ZM80 10H81V9H80ZM83 10H84V9H83ZM87 10H88V9H86L85 11H83V13L86 12ZM92 10H94V9H92ZM175 10H176V9H175ZM180 10L183 11V9H180ZM186 10H187V9L184 8V11H186ZM191 10H192V9H191ZM209 10H211L212 13H216V12L218 13V12H219V11H215V12H214V10H212V9H209ZM209 10H207V8H206V10L204 9V11H206V12H205V15L207 16V14H210V16L212 15V17H213L215 14H211V11H210V13L207 12V11H209ZM222 10H223V9H222ZM227 10H228V9H227ZM227 10H226V11H227ZM236 10L234 9L233 13H234ZM245 10H246V9H244V11H245ZM248 10H249V9H248ZM248 10H247V11H248ZM257 10H256V11H257ZM3 11H4V10L2 9V12H3ZM22 11H23L24 14L22 13ZM42 11L40 12V13H41V16H40V17H42V16L44 17V15H45V13H44V12L42 13ZM46 11H47V10H46ZM46 11H45V12H46ZM56 11H57V10H56ZM59 11H57V14H56V15H58V14L61 15L60 13H58ZM64 11H65V12H64ZM81 11H82V10H81ZM169 11H170V10H169ZM171 11H172V13H173V9H172ZM192 11H194V10H192ZM199 11H200V10H199ZM201 11H202V10H201ZM223 11H224V10H223ZM226 11H225V12H226ZM251 11L253 12V10H251ZM256 11H254L255 14H256ZM0 12H1V11H0ZM28 12H30V11H28ZM69 12H71V11L69 10ZM87 12H88V11H87ZM91 12H92V11H91ZM96 12H97V11H96ZM105 12H104V13H105ZM152 12H153V14H152ZM176 12H177V11H176ZM188 12H190V11H188ZM252 12H251V13H252ZM13 13H14V11H13ZM32 13H33V12H32ZM37 13H35V12L33 13V14H35L34 18H35L36 20H37V18H39V17H37L38 15L36 16ZM47 13H48L47 15H49V10H48ZM51 13H50V14H51ZM55 13H56V12H54V14H55ZM77 13H78V12H77ZM114 13H115V12H114ZM167 13H171V12H167ZM172 13H171V14H172ZM174 13H175V12H174ZM183 13H184V12H183ZM183 13H182V14H183ZM186 13H187V11H186ZM186 13H185V14H186ZM201 13H202V12H201ZM223 13H224V12L221 11V14L219 13L220 15L217 16V17L220 18V16L222 15V16H221L222 19L220 18L221 21H223V18H224V17H223ZM228 13H229V12H228ZM233 13H231V16H232ZM241 13H242V12H241ZM241 13H240V15H241ZM262 13H263V12H262ZM22 14H23V17H24V18L22 17ZM26 14H27V11H26ZM33 14H30V15H32V17H33ZM42 14H44V15H42ZM65 14H66V13H65ZM65 14H64V15H65ZM68 14H69V13L67 12L66 15H67V17L70 18L71 16H68ZM70 14H71V13H70ZM91 14H92V13H91ZM178 14H180V12H179ZM190 14H191V13H190ZM199 14H200V13H199ZM203 14H204V13H203ZM203 14H202V15H203ZM226 14H227V13H226ZM226 14L224 13L225 18H226V16H228V15L230 16V14H228V15H226ZM235 14H236V13H235ZM245 14H246V13H245ZM252 14H253V13H252ZM255 14H254V15H255ZM259 14H260V13H259ZM259 14H258V16H259ZM14 15L16 16V13H15ZM27 15H28V17L30 16L29 14H27ZM39 15H40V14H39ZM56 15H55V16H56ZM59 15H58V16H59ZM66 15H65V16H66ZM71 15H72V14H71ZM163 15L165 16V14H163ZM163 15H161V17H162ZM174 15H175V14H174ZM176 15H177V14H176ZM187 15H189V13H188ZM191 15H192V14H191ZM202 15H201V16H202ZM205 15H203V16L206 17ZM217 15H218V14H217ZM237 15H239V13H238ZM249 15H250V14H249ZM262 15H263V14H262ZM45 16H46V15H45ZM55 16H54V17H55ZM62 16H63V15H62ZM65 16H63L64 19L66 18ZM116 16H117V15H116ZM164 16H163V19L165 18ZM167 16H168V15H166L165 20L168 19ZM172 16H173V15H170L169 18H170V19L172 18V20H174L175 16H173L174 18H173ZM229 16H228V17H229ZM246 16H247V15H246ZM258 16L256 17V19H257V18H260V17H258ZM260 16H261V14H260ZM19 17H20V15H19ZM30 17H31V16H30ZM32 17H31V19H32ZM36 17H37V18H36ZM51 17L54 18V17H53V14L50 15V18H49V16L46 17V18H47L48 21H49V19L52 20ZM56 17H57V16H56ZM56 17H55V19L58 20V19H60L61 16H59L58 19H57ZM103 17H104V18H103ZM155 17H157V16H155ZM155 17H154V20H155ZM176 17L178 18V16H176ZM180 17H181V15H180ZM184 17H185V16H184ZM189 17H190V16H189ZM189 17H188V18H189ZM193 17H194V16H193ZM207 17H209V15H208ZM228 17L226 18L227 20H228ZM240 17H241V16H240ZM242 17H243V16H242ZM46 18L44 17V19H46ZM72 18L75 20L74 16H73ZM72 18H71V19H72ZM108 18H107V19H108ZM111 18H112V17H111ZM177 18H176V20H177ZM181 18H182V17H181ZM191 18H192V17H191ZM191 18H189V19H191ZM196 18H197V17H196ZM196 18H195V19H196ZM198 18H199V17H198ZM215 18H216V17H215ZM225 18H224V19H225ZM261 18H263V17H261ZM16 19H18V18H16ZM29 19H30V18H28L27 20H29ZM31 19H30V20H31ZM35 19H33V20H35ZM62 19H63V18H62ZM73 19H72V20H73ZM76 19H77V18H76ZM79 19H80V18H79ZM81 19H82V18H81ZM81 19H80V21H81ZM107 19H105L104 22H105ZM115 19H116V18H115ZM157 19H158V18H157ZM203 19H204V18H203ZM206 19H207V18H206ZM208 19H210V17H209ZM217 19H218V18H217ZM226 19L224 20L225 22H227ZM241 19H242V18H241ZM244 19H245V18H244ZM244 19H242V20H244ZM247 19H248V18H247ZM24 20H25V19H24ZM39 20H40V19H38V21H39ZM53 20H54V19H53ZM60 20H61V19H60ZM65 20L70 21L69 19H65ZM65 20H64V24H65ZM134 20H135V19H134ZM149 20H150V19H149ZM149 20H147V22H148ZM158 20H159V19H158ZM168 20H169V19H168ZM176 20H175V21H176ZM178 20H179V19H178ZM180 20H181V19H180ZM183 20H184V19H183ZM187 20H188V19H187ZM197 20H198V19H197ZM211 20H212V19H211ZM218 20H219V19H218ZM261 20H263V19H260V20L258 19V22L261 21ZM13 21H14V20H13ZM25 21H26V20H25ZM31 21H32V20H31ZM45 21H46V20H45ZM48 21L46 22L47 24L45 23L46 25H48ZM113 21H114V20H113ZM115 21H116V20H115ZM160 21H162V20H159V22H160ZM189 21H191V20H189ZM192 21H193V19H192ZM221 21H220V22H221ZM224 21H223V22H224ZM23 22H24V21H23ZM42 22H43V21H42ZM62 22H63V20H62ZM66 22H67V21H66ZM74 22H75V21H73V23H74ZM81 22H82V21H81ZM151 22H152V21H151ZM159 22H158V23H159ZM165 22H166V21H164V23H165ZM170 22H171V21H170ZM170 22L167 21L168 24H170ZM198 22H199V20H198ZM211 22H212V21H211ZM220 22H218V24H219V25H218L219 28H220V25H221ZM225 22L223 23L224 28H225V26H226ZM228 22H229V21H228ZM228 22H227V23H228ZM241 22H242V21H241ZM247 22H248V21H247ZM258 22H257V24L259 25L258 27L261 28L262 25L264 26V23L262 24V23H260V22L258 23ZM12 23H13V22H12ZM32 23H35L34 26L36 25V22H32ZM37 23H38V22H37ZM49 23H50V22H49ZM59 23H60V22H59ZM70 23H72V22L70 21ZM70 23H69V22L66 23V24H69V26H68V25H62L63 28L65 29L66 26H68L69 28H71V27H70ZM105 23L108 24V20H107ZM109 23H112V22L109 20ZM113 23H115V22H113ZM113 23H112V24H113ZM119 23H121V21H119ZM137 23H138V19H137ZM152 23H153V22H152ZM180 23H181V22H180ZM190 23H191V22H190ZM194 23H195V22H194ZM200 23H201V22H200ZM204 23H205V22H204ZM212 23L215 24V22H212ZM16 24H17V23H16ZM18 24H19V23H18ZM22 24H23L22 27H23V29H24V25H26V22H25V24H24V23H22ZM62 24H63V23H62ZM91 24H92V25H91ZM115 24H118V22L115 23ZM121 24H122V23H121ZM139 24H140V23H139ZM150 24H151V23H150ZM150 24H149V25H150ZM153 24H154V23H153ZM156 24H157V22L155 23V25H156ZM159 24H160V23H159ZM195 24H196V23H195ZM205 24H207V23H205ZM29 25H30L31 27H33L30 23H29ZM53 25H54V24H53ZM59 25H61V24H59ZM71 25H74V27H75V26H76V27L78 26V25H76V24H71ZM81 25H82V24H81ZM89 25H91V26H89ZM113 25H114V24H113ZM151 25H152V24H151ZM161 25H162V23H161ZM170 25H171V26L173 25V27H175V25H177V23H175V25H174V23L171 22ZM191 25H194V24H191ZM209 25H210V22H209ZM216 25H217V24H216ZM260 25H261V26H260ZM19 26H21V25L19 24ZM36 26H38V25H36ZM39 26H40V24H39ZM39 26H38V27H39ZM43 26H44V28H43V27H42V28L45 30V25H43ZM49 26H50V25H49ZM51 26H52V24H51ZM64 26H65V27H64ZM107 26H108V25H107ZM107 26L105 27V29L103 30V32H104L105 30L107 31L109 28H110V29L114 28V26L112 27V25H109V26H111L112 28L109 27V26H108V27H109V28H108ZM137 26H138V25H137ZM152 26H153V25H152ZM157 26H160V25L157 24L155 27H157ZM164 26H167V25H164ZM171 26H170V27H171ZM200 26H201V25H200ZM210 26H211V25H210ZM213 26H214V25H213ZM213 26H211V27H213ZM238 26H239V25H238ZM251 26H252V25H250V28H252ZM263 26H262V27H263ZM15 27H17V26L15 25ZM25 27H26V26H25ZM27 27H29V26H27ZM27 27H26V28H27ZM46 27H48V26H46ZM57 27H58V26H57ZM68 27H67V28H68ZM74 27H73V28H74ZM78 27H79V26H78ZM116 27H117V26H116ZM116 27H115V29L117 30L118 27H117V28H116ZM119 27H120V26H119ZM132 27H133V26H132ZM155 27H154V28H155ZM168 27H169V26H167V27H165V28H168ZM194 27H195V25L193 26V28H194ZM197 27H198V26H197ZM207 27H208V26H207ZM221 27H222V26H221ZM233 27H235V25H234ZM236 27H237V26H236ZM240 27H241V26H239V28H240ZM253 27H254V26H253ZM18 28H19V27H18ZM26 28H25V29H26ZM35 28H36V27H35ZM40 28H41V27H40ZM67 28H66V29H67ZM73 28H72V29H73ZM81 28H82V27H81ZM107 28H108V29H107ZM120 28H121V27H120ZM140 28H141V27H140ZM140 28H139V29H140ZM144 28L147 29V28H149V26H148V27H144ZM150 28H151V27H150ZM152 28H153V27H152ZM162 28L164 29V27H162ZM176 28H177V27H176ZM186 28H187V27H186ZM189 28H190V27H189ZM189 28H188V29H189ZM202 28H203V26H202ZM205 28H206V27H205ZM208 28H209V27H208ZM208 28H207V29H208ZM213 28H214V27H213ZM219 28H218V29H219ZM224 28H221V29H224ZM226 28H227V27H226ZM260 28H259V29L257 28V29H258V35L256 34L257 36H259L260 34H262V32H261L262 29L260 30ZM15 29H16V28H15ZM19 29H20V28H19ZM38 29H39V28L35 29V31H36V30L39 31V34H38V32L36 31V32H37V35L39 36V35H40V30H38ZM60 29H61V28H60ZM64 29H63V31H64ZM66 29H65L64 32L67 31ZM75 29H76V28H75ZM91 29H90V30H91ZM110 29H109V30H110ZM136 29H137V27H136ZM139 29H138V30H139ZM155 29L158 30V27L155 28ZM159 29H160V28H159ZM172 29H173V30H172ZM172 29L170 28V30L168 29V32H166V33L163 32V33H164L165 35H166L167 33H169V34H172V36H174V34H176V30H174L175 28H172ZM191 29H192V28H191ZM209 29L211 30V28H209ZM209 29H208V30H209ZM218 29H215V30H218ZM221 29H220V30H221ZM240 29H241V28H240ZM244 29H246V28H244ZM253 29L255 30V28H253ZM257 29H256V30H257ZM28 30H29V28H28ZM32 30H33V28H32ZM41 30H42V29H41ZM46 30H47V29H46ZM68 30H71V29H68ZM76 30H77V29H76ZM86 30H83V31H86ZM100 30H99V31H100ZM109 30H108V32H109ZM112 30H113V29H112ZM112 30H110L111 33H112ZM134 30H135V29H134ZM143 30H144V29H143ZM151 30L154 31L153 29H151ZM156 30H155V31H156ZM160 30H161V29H160ZM166 30H167V29H166ZM171 30H172V32H173L174 34L171 33V32H169V31H171ZM184 30H185V29H184ZM186 30H187V29H186ZM198 30H199V29H198ZM201 30H202V29H201ZM204 30H205V29H204ZM212 30H213V29H212ZM220 30H219V31H220ZM226 30H227V29H226ZM226 30H225V31H226ZM228 30H229V29H228ZM246 30H247V29H246ZM256 30H255V31H256ZM259 30H260V34H259ZM263 30H264V29H263ZM0 31H1L0 33L3 34V33H2L3 30H0ZM4 31H6V29H4ZM19 31H20V30H19ZM35 31H34V30L32 31V32H34L33 34H35ZM47 31H49V30H47ZM63 31H60V34H59V31H58V34L61 35V32H63ZM83 31H82V34H83ZM93 31L95 32V31H97V30H94V28H93ZM93 31H91V32H93ZM99 31H97L96 34H97ZM140 31L142 32V30H140ZM144 31H145V30H144ZM144 31H143V32H144ZM146 31H147V30H146ZM149 31H150V29H149ZM149 31H148V32H149ZM162 31H163V30H162ZM162 31H161V34H163ZM164 31H165V30H164ZM188 31L190 32V30H188ZM213 31H214V30H213ZM213 31H211V32H213ZM225 31H224V32H225ZM232 31L234 32V30H232ZM243 31H244V30L242 29L241 32H243ZM250 31H251V30H250ZM7 32H8V33H7ZM7 32H6V33L4 32V34H3L2 36H3V37H4V35L7 36L6 34H9V33H10L9 30H7ZM22 32H24V31H22ZM28 32L31 34V28H30V31H27V36H29V37H25V40L29 38V39L27 40V41H28V44H29V43L31 42L30 40L33 39V38H31V37H34V36L31 34L32 36L30 37V34H28ZM41 32H42V31H41ZM50 32H51V31H50ZM53 32H54V31H52V33H53ZM64 32H63V33H64ZM75 32H77V31H75ZM80 32H81V31H80ZM80 32H79V34H81ZM120 32H121V30H120ZM129 32H130V31H129ZM134 32H136V31H134ZM143 32H142V33H143ZM159 32H160V31H159ZM206 32H207V31H206ZM209 32H210V31H209ZM263 32H264V31H263ZM24 33H25V32H24ZM56 33H57V31H56ZM56 33L54 32V35L51 34V37H56V36H58V34H56ZM87 33H88V32H87ZM101 33H102V30H101ZM101 33H100V34H101ZM111 33H110V34H111ZM124 33H125V32H124ZM144 33H145V32H144ZM144 33H143V34H144ZM155 33L159 34L158 32H155ZM207 33H208V32H207ZM214 33H215V32H214ZM227 33H228V32H227ZM229 33H230V32H229ZM229 33H228V35H229ZM250 33H251V32H250ZM250 33H247V34H249L248 37L250 36L249 38H250V40H251V39H253L252 36H251V35H253V34L250 35ZM253 33H254V32H253ZM256 33H257V31H256ZM1 34H0V36H1ZM43 34H44V33H43ZM67 34H69V32H67ZM71 34L74 35L73 32H71ZM71 34H70V35H71ZM77 34H78V33H77ZM77 34H75V35H77ZM88 34H91V33L89 32ZM88 34H87V35L84 34V35H86V37H84V38H87ZM92 34H93V33H92ZM96 34H95V35H96ZM102 34H105V33H102ZM107 34H108V33H106V35H107ZM116 34H117V33H116ZM138 34H139V33H138ZM147 34H149V33H147ZM147 34H146V35H147ZM157 34H156V36H157ZM169 34H168V35H169ZM187 34H188V33H187ZM190 34H191V33H190ZM194 34H195V33H194ZM208 34H209V33H208ZM216 34H217V33H216ZM216 34H214V35L216 36ZM220 34H222V33H220ZM223 34H224V33H223ZM230 34H231V36H232V33H230ZM235 34H237V33H235ZM9 35H10V34H9ZM22 35H23V34H22ZM45 35H46V33H45ZM45 35H43L44 37H42L41 40H42L43 38H45V40H47ZM52 35H53V36H52ZM55 35H56V36H55ZM70 35H69V36H70ZM72 35L70 36V38L72 37ZM111 35H115V33H113V34H111ZM119 35H121V34L118 32V36H119ZM128 35H130V34L128 33ZM134 35H135V34H134ZM176 35H177V34H176ZM176 35H175V36H176ZM182 35H183V34H182ZM224 35L226 36V32H225ZM224 35H223L222 37H225ZM228 35H227V38H228ZM239 35H240V34H239ZM243 35H244V34H243ZM256 35H255V33H254V36H253V37H256ZM23 36H25V35H23ZM35 36H36V34H35ZM38 36H37V37H38ZM62 36L65 37V35L63 34V35H61V36L58 38V40H60V39L63 40V39L61 38ZM69 36L66 35V37H69ZM79 36H80V35H79ZM79 36H78V37H79ZM91 36H92V35H91ZM99 36H100V35L98 34V36L96 35V37H94V34H93V37H94L93 39L96 40V38L99 37ZM103 36H105V35H103ZM121 36H122V35H121ZM125 36H127V35H125ZM131 36H132V34H131ZM141 36H142V35H141ZM154 36H155V35H154ZM159 36H161V35L159 34ZM159 36H158V37H159ZM163 36H164V35H162V37H163ZM172 36H169L170 38H169L168 36H167L168 38L164 36L165 39H164V37H163V38L160 37V40H161V42H163L164 40L167 41V42H169L170 39L174 38V37H172ZM178 36L180 37L181 34H178ZM184 36H185V35H184ZM219 36H221V35H219ZM229 36H230V35H229ZM241 36H242V35H241ZM246 36H247V35H246ZM7 37H9V36H7ZM17 37H20V36L17 35ZM17 37L15 36V39L17 40V42L19 41V44H18V45L20 46V42L25 41V40L22 39V41H21V37H22V36L20 37L19 40H18ZM37 37H35V38L37 39ZM47 37H48V34H47ZM64 37H63V38H64ZM73 37H74V36H73ZM73 37H72V38H73ZM78 37H75V38L77 39ZM82 37H83V35H82ZM107 37H108V36H107ZM114 37H115V36H114ZM127 37H128V36H127ZM132 37H134V36H132ZM136 37L138 38V35L135 36V38H136ZM158 37H157V38H158ZM176 37H177V36H176ZM176 37H175V38H176ZM179 37H178V38H179ZM235 37H236V35L234 36V38H235ZM243 37H244V36H243ZM248 37H247V38H248ZM0 38L2 39V37H0ZM56 38H57V37H56ZM75 38H73V41H74V42H76V41H75V40H76ZM90 38H91V37H90V35H89V39H87V40H89V41L92 40V39H90ZM102 38H103V37H102ZM111 38H113V36H111ZM117 38H118V37H117V35H116V39H117ZM128 38H130V40H131V39H134V38H131V37H128ZM142 38H143V37H142ZM151 38H152V37H151ZM151 38H150V39H151ZM153 38H155V37H153ZM157 38H156L154 41H153V40H151V41H153V42L155 43L156 40H157ZM166 38H167V39H166ZM230 38H231V39H234V38H232V37H230ZM230 38H228V40H226V41H228V42H229V40L231 41ZM238 38H239V37H238ZM13 39H14V38H13ZM36 39H34V40H36ZM38 39H39V38H38ZM38 39H37V40H38ZM49 39H51V38L48 37V40H49ZM98 39H99V38H98ZM100 39H101V38H100ZM105 39L107 40V38H105ZM118 39H120V36H119ZM124 39H125V38H124ZM138 39H139V38H138ZM138 39L133 40V41H134V44H132L131 46L134 45V46H136V47H137V46L140 47L141 44H140V40H138ZM150 39H149L148 41H150ZM162 39H164V40L162 41ZM176 39H177V38H176ZM187 39H188V38H187ZM217 39H218V36H217ZM219 39H220V38H219ZM242 39H243V38H242ZM244 39H245V38H244ZM254 39H255V38H254ZM254 39H253V40H254ZM256 39H257V38H256ZM256 39H255V40H256ZM259 39H260V37L258 38L257 41H260ZM2 40H3V39H2ZM16 40H13V41L16 42ZM41 40H40V41H41ZM53 40H55V39H53ZM64 40H67V39L65 38ZM79 40H80V39H79ZM83 40H84V39H83ZM127 40L129 41V39H127V38L124 40L123 45H124V43H126L125 41H127ZM145 40H147V39H145ZM145 40H144V43H145ZM235 40H236V39H235ZM237 40H239V39H237ZM250 40H248V41H250ZM253 40L250 41L251 44L254 43ZM9 41H10V39H9ZM29 41H30V42H29ZM38 41H39V40H38ZM38 41H37V42H38ZM55 41H57V39H56ZM55 41H54V42H55ZM68 41H69V39H68ZM68 41H64L63 44H62V43H58V42H60V41H58V42H56V44L53 45V46H56V45L60 44L61 46L63 45L62 47H64V44H66ZM70 41H71V40H70ZM70 41H69V42H70ZM77 41H78V39H77ZM89 41H88V42H89ZM93 41H94V40H93ZM109 41H110V40H109ZM113 41H114V40H113ZM116 41L118 42V40H116ZM128 41H127V42H128ZM151 41L149 42V44H151ZM170 41H171V40H170ZM175 41L177 42L178 40H175ZM219 41H220V40H219ZM221 41H222V40H221ZM226 41H225V42H226ZM245 41H246V40H245ZM245 41H244V43H245ZM248 41H246V42H248ZM261 41H262V40H261ZM15 42H13V43H15ZM32 42H33V41H32ZM32 42H31V43H32ZM35 42H36V41H35ZM43 42H44V41L42 40L41 45H42ZM47 42H49V41H47ZM50 42H51V41H50ZM65 42H66V43H65ZM69 42H68V43H69ZM81 42H82V40H81ZM85 42H86V41H85ZM96 42H97V41H96ZM114 42H115V41H114ZM131 42H132V41H131ZM153 42H152V43H153ZM171 42H173V39H172ZM171 42H170V43H171ZM217 42H218V41H217ZM222 42H224V41H222ZM231 42H232V45H233V43H235V41H234V42L231 41ZM241 42H242V41H241ZM250 42H248V43H250ZM4 43H6V41H5ZM7 43H8V42H7ZM22 43H23V42H22ZM25 43H26V42H25ZM45 43H46V42H45ZM71 43H73V42H71ZM71 43H70V44H71ZM93 43H94V42H93ZM97 43H98V42H97ZM103 43H104V42H103ZM106 43H108V42H106ZM110 43L113 45V42H110ZM118 43H119V42H118ZM118 43H116V44H117V47L120 46V45L118 46ZM132 43H133V42H132ZM135 43H136V44H135ZM141 43L143 44L142 47H144V48H140L141 50L143 49L142 52H143V51L146 52L145 50L148 49L147 47H149L150 49H154V52H155V49H157L158 46H159L158 44H160V42H159L158 44H156L157 46H156L155 44H152V45L148 46V42H147V45L145 44V46H144V43H143V42H141ZM170 43H169V44H170ZM238 43H240V41L237 42V44H238ZM248 43H247V47L249 46ZM256 43H257V42H256ZM258 43H259V45H260L261 42H258ZM262 43H263V42H262ZM16 44H17V43H16ZM16 44H15V45L13 44V45L16 46V47H18V45H16ZM28 44H27V45L25 44V46H28ZM32 44H33V45H36L35 43H32ZM38 44H40V42L37 43V46H36V47H37V48H40V47H38ZM51 44H52V43H50V46H52ZM76 44H78V42H76ZM76 44H75V45H76ZM85 44H86L87 47H88V45H89L90 43H85ZM99 44H100V43H98V45H99ZM127 44H129V43H127ZM167 44H168V43H167ZM167 44H166V45H167ZM173 44H174V43H172V45H173ZM176 44H177V43H176ZM228 44H231V43H228ZM240 44H241V43H240ZM245 44H246V43H245ZM3 45H4V46H3V48H4L6 45H5V44H3ZM29 45H30V44H29ZM41 45H40V46H41ZM48 45H49V44H48ZM60 45H59V46H60ZM68 45H69V44H68ZM68 45H67V46H68ZM71 45H72V46H70V45H69V46H70V49H71V51H72L73 49H72L71 47H73V46H75V45H73V44H71ZM78 45H80V44H78ZM86 45H85V46H86ZM109 45H110V44H107V47H108ZM163 45H164V43H163ZM224 45H225V43H224ZM9 46H10V44H9ZM14 46L11 47V48H16V47H14ZM23 46H24V45H21V47H23ZM25 46L23 47L22 51L24 50ZM44 46H45V45H44ZM50 46H49V49H50V50H49V49H48V50L45 49V51L47 50L49 53L52 52V50H54V48L52 47V49H51ZM69 46H68V48H69ZM76 46H77V45H76ZM82 46H84V44H83V45L81 44V46H80V47H81V50L84 49V47H82ZM94 46H95V45H94ZM99 46H101V44H100ZM104 46H105V48H106V45L103 44V46L100 47V49L102 48V50L100 51V49H99L100 52L104 51V50H103V47H104ZM127 46H128V45H127ZM131 46H130V48H131ZM146 46H147V47H146ZM152 46H154V47H152ZM155 46H156L157 48H155ZM161 46H162V45H161ZM218 46H219V44H218ZM235 46H237V45L235 44ZM241 46H242V45H241ZM256 46H257V45H255L254 48H257V47H258V46H257V47H256ZM89 47H90V46H89ZM109 47H110V46H109ZM114 47H116L115 44H114ZM172 47H173V46H171V49H173ZM229 47H230V45H229ZM239 47H240V46H239ZM239 47H237V48H239ZM247 47L245 48V49H246V52H245L246 55L250 54V53L247 52V51L249 50V49L247 50ZM259 47H262V46H259ZM259 47H258V50H259ZM11 48H9V50H11ZM30 48H31V47H30ZM37 48H36V49H37ZM42 48H43V49H42ZM42 48H40V49H42V51H43V50H44V47L42 46ZM45 48H46V47H45ZM47 48H48V46H47ZM60 48H61V47H60ZM60 48H59V49H60ZM68 48H67V49H68ZM78 48H79V46H78ZM82 48H83V49H82ZM94 48H95V47H94ZM111 48H112V47H110L109 49L107 48V50H110ZM130 48H129V49H130ZM134 48H135V47H134ZM146 48H147V49H146ZM167 48H168V46H166V49H167ZM182 48H183V47H182ZM199 48H201V47H199ZM210 48H211V46H210ZM213 48H215V47H213ZM237 48H236V49H237ZM248 48H251V47L249 46ZM17 49L20 50V47H18ZM34 49H35V48H33V50H34ZM36 49H35V50H36ZM55 49H56V48H55ZM61 49H62V48H61ZM75 49L77 50V47H75ZM88 49H89V48H88ZM88 49H87V50H88ZM90 49H91V48H90ZM90 49H89V50H90ZM112 49H113V48H112ZM118 49L120 50V47H119ZM124 49H125V46H124ZM144 49H145V50H144ZM150 49H149V50H150ZM168 49H170V48H168ZM194 49H195V47H194ZM228 49H230V48H228ZM236 49H234V48L232 49V48H231V50H234V51H231V50H228V51H231L232 53H233V52L236 53V51H237ZM239 49H241V48H239ZM239 49H238V51H240V53L237 51L236 55H238V53H239V54L243 53V52H241L242 50H239ZM243 49H244V48H243ZM13 50H14V49H13ZM13 50L10 51L9 53L13 52ZM27 50H29V49H27ZM33 50H32V52H33ZM56 50H57V49H56ZM76 50H75V51H76ZM81 50H79V51H81ZM92 50H93V49H92ZM131 50H132V49H131ZM135 50H136V48H135ZM149 50H148V52H149ZM157 50H158V49H157ZM157 50H156V51H157ZM159 50H160V48H159ZM159 50H158V53H159ZM179 50H180V49H179ZM179 50H178V51H179ZM183 50H184V49H183ZM201 50H203V49H201ZM207 50H208V49H207ZM212 50H213V49H212ZM217 50H218V49H217ZM219 50H220V49H219ZM235 50H236V51H235ZM14 51H15V50H14ZM20 51H21V50H20ZM24 51L26 52V49H25ZM29 51H30V50H29ZM37 51H38V50H37ZM45 51H44V52H45ZM62 51H63V50H62ZM64 51H66V48H65ZM64 51H63V52H64ZM75 51H74V52H75ZM77 51H78V50H77ZM90 51H91V50H90ZM93 51H94V50H93ZM93 51H92V52H93ZM111 51H112V50H111ZM114 51H115V50H114ZM150 51H152V50H150ZM164 51H165V50H164ZM178 51H177V52H178ZM184 51H186V50H184ZM193 51H194V50H193ZM203 51H204V50H203ZM205 51H206V49H205ZM215 51H216V50H215ZM223 51H224V50H223ZM223 51H222V54H223ZM250 51H251V49H250ZM4 52L6 53L5 48H4ZM17 52H18V50H17ZM30 52H31V51H30ZM32 52H31V55H32V56H31L30 54H29V55L31 56V58L34 59V58H35L34 55H35V54L37 55L38 52H37V53H34V52H36V51H34V52H33L34 55L32 54ZM54 52H55V50H54ZM57 52H58V51H57ZM106 52H107V51L105 50L104 53H106ZM108 52H109V51H108ZM112 52H113V51H112ZM117 52H118V51H116V53H117ZM138 52H139V51H138ZM148 52H147L146 54H148ZM171 52H172V51H171ZM181 52H182V51L180 50V53H177V54L181 55ZM197 52H198V51H197ZM211 52H212V51H211ZM252 52H253V53H252ZM255 52H256V50H255ZM257 52H258V51H257ZM257 52H256V53H257ZM1 53L3 54V52H1ZM22 53H23V52H22ZM22 53H19V54H21L20 56H22V59H23V55H22ZM40 53H41V52H40ZM49 53H48V54H49ZM52 53H53V52H52ZM55 53H56V52H55ZM82 53H83V52H82ZM86 53H88V52H86ZM114 53H115V52H114ZM123 53H124V50H123ZM139 53H141V51H140ZM162 53H163V51H162ZM182 53H183V52H182ZM206 53H207V52H206ZM206 53H205V55H208V53H207V54H206ZM215 53H216V52H215ZM215 53H213V54H214V57H215ZM232 53L230 54V52H229L230 55H232ZM245 53H244V54H245ZM247 53H248V54H247ZM6 54H7V53H6ZM6 54H3V56L6 55ZM13 54H14V52H13ZM45 54H46V53H45ZM63 54H64V53H63ZM66 54H68V52H67ZM76 54H77V53H76ZM83 54H85V51H84ZM91 54H92V53H91ZM97 54L99 55L100 53L97 52ZM102 54H103V53H102ZM102 54H101V55H102ZM108 54H110V52H109ZM117 54H118V53H117ZM119 54H120V52H119ZM130 54H132V53H130ZM146 54H145V55H146ZM149 54H150V53H149ZM156 54H157V53H156ZM166 54H167V53H166ZM173 54H174V53H173ZM185 54H186V56H187V55H189V54H191V53H189L188 50H187V53H185ZM185 54H184V55H185ZM210 54H211V53H210ZM225 54H226V53H224L223 56H225V57L227 56V57H226V58H227V61H226L227 63H226V64L229 65V64H228V60H230L232 57H231V56H228L229 54H228V55H227V54L225 55ZM244 54H243V56H245ZM251 54H254V51H251ZM26 55H27V54H26ZM26 55H24V56H26ZM29 55H28L27 57H30ZM36 55H35V56H36ZM49 55H50L49 57L51 58V54H49ZM53 55H56V54H53ZM64 55H65V54H64ZM70 55H72V53H70ZM79 55H81V54H79ZM79 55L77 54V56H79ZM88 55H89V56H88ZM127 55H128V54H127ZM132 55H133V54H132ZM136 55H137V54H136ZM136 55H134V56H136ZM139 55L141 56V54H139ZM151 55H153V54H151ZM164 55H165V54H164ZM199 55H200V54H199ZM203 55H204V54H203ZM205 55H204V56H205ZM211 55H212V54H211ZM216 55H217V54H216ZM233 55H234V54H233ZM233 55H232V56H233ZM241 55H242V54H241ZM1 56H2V55H1ZM9 56H10V55H9ZM14 56H15V55H14ZM14 56H11V58H12V57L15 58ZM18 56H19V55H18ZM18 56H17V54H16V57H18ZM38 56H40V55L38 54ZM44 56H45V55H44ZM44 56H43V57H44ZM56 56H59V55H56ZM84 56H85V55H84ZM87 56L90 58V53L87 54ZM92 56H93V54L91 55V58H92ZM106 56H107V55H106ZM111 56H112V55H111ZM111 56H110V57H111ZM117 56H118V55H117ZM125 56H126V55H125ZM128 56H129V55H128ZM140 56H139V57H140ZM147 56H148V55H147ZM158 56H160V55H158ZM158 56H156V57H158ZM196 56H197V55H196ZM250 56H251V55H250ZM250 56L248 55V58H249ZM43 57H41V60H42ZM53 57H54V56H53ZM65 57H66V56H65ZM85 57H86V56H85ZM85 57H81V58H80V56H79L77 59H78V61H79L80 59L84 60L83 58H85ZM95 57H96V60H97V59H100V61L103 60V59L101 58V56H99L100 58H97V56H95V53H94V58H95ZM102 57H103V56H102ZM104 57H105V54H104ZM137 57H138V56H137ZM139 57H138V58H139ZM149 57H150V56H149ZM152 57H153V56H152ZM152 57H150V58L152 59ZM161 57H164V56H161ZM169 57H170V56H169ZM176 57H177V56H176ZM181 57H182V56H181ZM183 57H184V56H183ZM189 57L191 58V55H190ZM198 57H200V56H198ZM201 57H202V56H201ZM208 57H209V56H208ZM212 57H213V56H212ZM217 57H218V56H217ZM229 57H231V58H229ZM253 57L255 58V54L252 55L251 58H253ZM4 58H8V57L5 56ZM20 58H21V57H20ZM20 58H18V59H20ZM31 58H29V59H31ZM50 58H48L49 60L47 59L48 61H46V60L43 58L42 62H43V61H46L47 63H49V62H50ZM54 58H55V57H54ZM79 58H80V59H79ZM86 58H87V57H86ZM94 58H93V61H94ZM116 58H117V57H116ZM125 58H127V57H125ZM134 58H135V57H134ZM143 58H144V57H143ZM145 58H146V61H148V60H147V57H145ZM145 58H144V59H145ZM150 58H149V61L152 62V60H150ZM164 58H165V57H164ZM164 58H162V59H164ZM190 58H189V60H190ZM204 58H206V57H204ZM228 58H229V59H228ZM236 58H237V56H236ZM238 58H239V56H238ZM241 58H242V57H240V59H241ZM0 59H1V58H0ZM16 59H17V58H16ZM16 59H14L13 61L15 62ZM18 59L16 60L17 62H18ZM22 59H20V60L22 61ZM36 59H38V57L35 58L34 61H36ZM56 59H58V57H56ZM62 59H63V58H62ZM67 59H68V57H67ZM141 59H142V57H141ZM144 59H143V61H141L142 63L144 62ZM194 59H195V58H194ZM198 59H199V58H198ZM201 59H202V58H201ZM233 59H235V58L233 57ZM240 59H239V60H240ZM242 59H243V58H242ZM242 59H241V61H242ZM1 60H2V59H1ZM1 60H0V64H2V63H1ZM4 60H5V62L9 61V63H10V60H7V59H4ZM4 60H3V63H4ZM6 60H7V61H6ZM24 60H25V59H24ZM27 60H28V58H26V60H25L24 62H21V61H20V62H21V66H24L25 64H27ZM31 60H32V59H31ZM39 60H40V59H39ZM41 60H40V62H41ZM60 60H61V59H60ZM65 60H66V59H65ZM75 60H76V59H75ZM82 60H81V61H82ZM86 60H87V59H86ZM89 60H91V59H89ZM89 60H88V61H89ZM104 60H105V59H104ZM125 60H126V59L123 58V60H122V61H123V64L127 62V61L125 62ZM129 60H130V59H129ZM131 60H132V59H131ZM135 60H137V59H134V61H135ZM158 60H159V58H158ZM185 60H186V62L189 61L187 58H186ZM187 60H188V61H187ZM191 60H192V59H191ZM196 60H197V59H196ZM203 60H204V59H203ZM223 60H224V58H223ZM231 60H232V59H231ZM231 60H230V61H231ZM235 60H236V59H235ZM37 61H38V60H37ZM81 61H80V62H81ZM93 61H92V62H93ZM108 61H109V60H108ZM139 61H140V60H139ZM139 61H138V62H139ZM146 61H145V62H146ZM162 61H166V60H162ZM162 61H160V62H162ZM175 61H176V60H175ZM230 61H229V62H230ZM237 61H238V60H237ZM14 62H12V63H14ZM20 62H18V63H20ZM25 62H26V63H25ZM38 62H39V61H38ZM40 62L38 63L39 65H40ZM55 62H57V61H55ZM61 62H62V61H61ZM61 62H60V63H61ZM66 62H67V61H66ZM72 62H73V61H72ZM74 62H75V61H74ZM82 62L84 63V61H82ZM94 62H95V61H94ZM97 62H98V61H97ZM109 62H110V61H109ZM213 62H215V61H213ZM233 62H234V60H233ZM235 62H236V61H235ZM238 62H239V61H238ZM12 63H11V64H12ZM22 63H25V64L22 65ZM30 63L33 64V62H29L28 64H30ZM47 63H46V64H47ZM50 63H52L53 66H55V65H54V62H53V59H52V61H51ZM83 63H82V64H83ZM129 63H130V62H129ZM165 63H166V62H165ZM183 63H184V61H183ZM207 63H208V62H207ZM28 64H27V66H31V64H30V65H28ZM35 64L38 65L37 63H35ZM42 64H44V63H42ZM42 64H41V65H42ZM55 64H56V63H55ZM64 64H65V63H64ZM64 64H63V65H64ZM71 64H73V63H71ZM85 64H86V62H85ZM85 64H84V65H85ZM102 64H103V63H102ZM106 64H107V62H106ZM118 64H120V61H118V62L113 61V62L111 63V65H110V64H109V65H110V67H113V68H114V65H118ZM123 64H122V65H123ZM130 64H131V63H130ZM133 64H134V63H133ZM136 64H137V63H136ZM138 64H139V63H138ZM147 64L151 66V63H147ZM156 64H158V66L156 65L157 67L160 66L159 63L156 62ZM160 64H163V63H160ZM184 64H186V63H184ZM184 64H182V66H183L184 68L187 69L188 67H187V66H184ZM188 64H189V63H188ZM210 64H211V63H210ZM217 64H218V62H217ZM239 64H240V63H239ZM8 65H9V64H8ZM14 65L16 66L15 63H14ZM18 65H20V64H18ZM39 65H38V66H39ZM41 65H40V66H41ZM44 65H45V64H44ZM44 65H43V66H44ZM48 65L50 66L51 64H48ZM56 65H57V64H56ZM58 65H60V64H58ZM58 65H57V66H58ZM97 65L99 66V64H97ZM100 65H101V64H100ZM107 65H108V64H107ZM140 65H142V64H140ZM143 65H144V64H143ZM204 65H205V64H204ZM208 65H209V64H208ZM211 65H213V64H211ZM215 65H216V64H215ZM235 65H236V64H235ZM9 66H10V65H9ZM21 66H20V67H21ZM46 66H47V65H46ZM53 66H51V67H53ZM60 66H61V65H60ZM64 66H65V65H64ZM67 66H68V65H67ZM71 66H72V65H71ZM74 66H76V65H74ZM86 66L88 67V64H86ZM93 66H96V64L93 65ZM93 66L91 67V69H94ZM98 66H97V69H95V70H93V71H92L91 69H89V68H87V69L91 70V71H92V74L95 73L94 71H96V70H97V72L100 74V72H99L100 69L98 70ZM103 66H104V65H103ZM136 66H137V65H136ZM145 66H146V65H145ZM150 66H149V67H150ZM161 66H162V65H161ZM189 66H190V65H189ZM209 66H210V65H209ZM219 66H221V64L218 65V67H219ZM2 67H3V66H2ZM6 67H8V66H6ZM10 67H11V66H10ZM12 67H13V66H12ZM44 67H45V66H44ZM44 67H43V69H44ZM51 67H50V70H51ZM78 67H79V66H78ZM100 67H102V66H100ZM110 67H108V68H110ZM115 67H116V66H115ZM138 67H139V66H138ZM140 67H141V66H140ZM154 67H155V66H154ZM166 67H167V66H166ZM172 67H173V64H172ZM183 67H182V68H183ZM196 67H197V66H196ZM198 67H201V65H199ZM206 67H207V66H206ZM216 67H217V65L214 66V67H212V69L214 68V70H216V69H217ZM222 67H223V66H221L220 68L223 70L224 67H223V68H222ZM0 68H1V67H0ZM13 68L16 70L17 67H16V68L13 67ZM13 68H11V69L13 70ZM21 68H22V67H21ZM21 68H20V69H21ZM25 68H27L26 70L29 71V70H31L32 66L29 67V68H30L29 70H28V67H25ZM37 68H39V67H37ZM54 68H55V67H53V70H54ZM58 68H59V67H58ZM60 68H61V67H60ZM65 68H66V67H65ZM67 68H68V67H67ZM73 68H74V67H73ZM85 68H86V67H85ZM116 68H118V67H116ZM124 68H125V66H124ZM129 68H131V67H129ZM133 68H134V67L131 68V72H133ZM145 68H146V67H145ZM159 68H160V67H159ZM161 68H162V67H161ZM167 68H168V67H167ZM174 68H175V67H174ZM182 68H181V69H182ZM192 68H193V67H192ZM202 68H203V67H202ZM215 68H216V69H215ZM220 68H219V69H220ZM2 69H3V68H2ZM11 69H10V70H11ZM20 69H19V70H20ZM22 69H24V68H22ZM22 69H21V71H22ZM41 69H42V68H39V71H40ZM43 69H42V70H43ZM56 69H57V68H56ZM69 69H70V68H69ZM77 69H78V68H77ZM104 69H106V68H104ZM104 69L102 68V70H104ZM122 69H123V68H122ZM137 69H138V68H137ZM148 69H149V68H148ZM162 69H163V68H162ZM162 69H160V70L158 69V72L161 71ZM186 69H184V70H186ZM196 69H197V68H196ZM212 69H209L208 71H211ZM219 69H217V70H219ZM15 70H13V72H14ZM17 70H18V69H17ZM26 70L24 69L25 74H23V71H22V72L20 71L19 73H18V71H17V72L15 71L14 73H18L19 76L22 75V77H20V78L22 79V78H23V75H26ZM44 70H45V69H44ZM48 70H49V69H48ZM67 70H68V69H67ZM120 70H121V69H120ZM128 70H130V69H128ZM128 70H127V71H128ZM141 70H142V69H141ZM146 70H147V68H146ZM154 70H155V69H154ZM173 70H175V69H173ZM190 70H191V69H190ZM198 70H199V68H198ZM198 70H197V71H198ZM214 70H213V71H214ZM217 70H216V71H217ZM222 70H221V71H222ZM226 70H227V68H226ZM32 71H34V70L32 69ZM32 71H31V72H32ZM57 71H58V70H57ZM61 71H65V70H63V68H62ZM61 71H59V72H57V73H60ZM75 71H76V70H75ZM87 71H88V70H87ZM100 71H101V70H100ZM111 71H112V70H111ZM115 71L118 72V69H115ZM122 71H123V70H122ZM134 71H136V69H135ZM164 71H165V70H164ZM166 71H167V69H166ZM180 71H181V70H180ZM199 71H200V70H199ZM219 71H220V70H219ZM224 71H225V70H224ZM229 71H230V70H229ZM229 71H228V72H229ZM8 72H9V71H8ZM8 72H6V74H9V73L12 74L11 72H9V73H8ZM31 72L29 71L27 74H29V73L32 74ZM40 72H42V71H40ZM65 72H67V71H65ZM73 72H74V70H73ZM78 72H79V71H78ZM83 72H84V71H83ZM89 72H90V71H89ZM89 72H88V73H89ZM112 72H113V71H112ZM146 72H147V71H146ZM146 72H143V73H146ZM153 72H156V71H153ZM161 72H162V71H161ZM185 72H186V71H184V73H185ZM193 72H194V71H193ZM200 72H201V71H200ZM200 72H199V73H200ZM202 72H203V71H202ZM226 72H227V71H226ZM2 73H3V72H2ZM20 73H22V74L20 75ZM43 73H44V72H43ZM46 73H47V72H46ZM68 73H69V72H67L66 75H65V73H63V72L60 73V74H61L62 76L65 75V76H63L62 78H65V77H66V78L70 81V79H72V78H70V79L68 78V77H69ZM85 73H86V72H85ZM98 73H97V74H98ZM126 73H127V72H126ZM129 73H130V71L128 72V74H129ZM133 73H134V72H133ZM148 73H150V72H148ZM148 73H146V74H148ZM204 73H206V71H205ZM229 73H230V72H229ZM10 74H9V75H10ZM18 74H17V75H18ZM53 74H55V73H53ZM83 74H84V73H83ZM97 74H96V75H97ZM108 74H110V73H108ZM111 74H112V73H111ZM159 74H161V73H159ZM186 74H187V72H186ZM202 74H203V73H202ZM202 74H199V75H202ZM211 74H212V73H211ZM221 74H222V73H221ZM12 75H13V74H12ZM12 75H11V76H12ZM36 75H37V74H36ZM42 75H43V74H42ZM44 75H45V73H44ZM44 75H43V76H44ZM47 75H48V76L50 75L49 72L47 73ZM47 75H46V77H48ZM76 75H77V74H76ZM93 75H95V74H93ZM93 75H92V78L94 77ZM191 75H192V74H190L189 76H191ZM194 75H195V74H194ZM196 75H198V74H196ZM1 76H3V74H2ZM1 76H0V77H1ZM14 76H15V78L13 79L14 81H15V80H17V81L21 80V79L19 78V76L16 77L15 74H14ZM14 76H12V78H13ZM31 76H32V75H31ZM37 76L39 77L40 75H37ZM57 76H58V74H57ZM73 76H74V75H73ZM87 76L90 77V74L85 75V77H87ZM100 76H101V79L104 78L103 75H100ZM125 76H126V75H125ZM129 76H130V75H128V77H129ZM148 76H149V75H148ZM210 76H211V75H210ZM3 77H5V76H3ZM9 77H10V76H9ZM9 77L6 76V78H9ZM32 77H33V76H32ZM46 77H44V79H45ZM50 77H52V79H54L52 75H50L49 78H50ZM54 77H55V75H54ZM71 77H72V75H71ZM77 77H78V76H77ZM85 77H84V76H83V77H80V76H79V78L82 79V80H80V81H83V82H85V84H86L87 81H85V79H87V78H85ZM96 77L98 78V76H96ZM123 77H124V76H123ZM128 77H127V78H128ZM134 77H135V76H134ZM161 77H163V76H161ZM170 77H171V76H170ZM200 77H201V76H200ZM1 78H2V77H1ZM12 78H11V80H12ZM16 78H17V79H16ZM28 78H30V75H29ZM28 78H27V79H28ZM40 78H41V77H40ZM55 78H57V77H55ZM62 78H61V79H62ZM66 78H65V79H66ZM74 78H75V81H76V76H75ZM74 78H73V79H74ZM79 78H78V79H79ZM94 78H95V77H94ZM131 78H133V76H132ZM140 78H141V76H140ZM155 78H156V77H155ZM163 78H164V77H163ZM163 78H162V79H163ZM166 78H167V77H166ZM168 78H169V77H168ZM172 78H173V77H172ZM172 78L169 79V80L171 81ZM185 78H187V77H185ZM211 78H212V76H211ZM211 78H210V80H211ZM23 79H24V78H23ZM23 79H22V80H23ZM42 79H43V77H42ZM83 79H84V80H83ZM88 79H89V78H88ZM95 79H96V78H95ZM95 79H93V80L95 81ZM99 79H100V78H99ZM99 79L97 80L98 82H96V81H95L96 83L93 82L94 84H93V83H91V84L89 83L88 85H86V86H87V89H86L85 91L89 92V91L92 90V88H94V89L96 90V92H95L94 95H91V94H88V93H87V95H85V94H84V92H85L84 89H83L84 92L82 91V92H83V94H82V93L80 92L81 89H80V91L78 92V91H77V89H78L77 87H75V88L72 89V88H70L71 86L68 87V89H71V90H70L71 95H70V93L68 92L69 90H67V92H68V94H69V95L67 94L68 97H66V94H65V95H64L65 97L63 98V95H62V98L64 99L63 102H65V104L67 105L66 108H67V107L70 108V111H71L72 114H73L72 117H74V119H76V120H75V126L77 127V133H76V131H75L74 133H75L76 135H78V136H74L73 138L75 139V138L83 137L82 139L79 140V142H76V141H75L76 143H75V142H74V143H71V142H73V140L67 142V145H66V144H65L66 146L64 145V146H65V150L67 149L66 147H68V148H69V151H68L69 154H71V155L74 154V156H75V154H76V156H77V154H80L81 157H80V156H77V158L80 159L81 162H82V161H83V162L86 161V160H85V157H87V154H88V148H89V147H93V148H91V149H92L93 153L96 155L98 151H100V150H102V149L104 150V147H105L106 144H107V142H106V144H104V141H102L101 138L98 136V135H99L98 132H99L100 130H99L98 132H95V131L90 127V126L93 124L94 121H96V120H104V119L107 117V112H105L104 109L101 110L102 107H101V109L98 108V107H96L97 104H98V100H103V101H106V103L109 102V104H111V103L114 104L115 101H116V99H117V98H116V99L114 100V96L112 95L114 101H113V102H110V100H111L112 98H110L111 96L108 97L107 94H106V90L101 88V86H100L101 82L99 81ZM128 79H129V78H128ZM138 79H139V78H138ZM147 79H149V78H147ZM147 79H145L144 82H146ZM151 79H152V78H151ZM156 79H157V78H156ZM181 79H182V78H181ZM188 79H190V78H187V80H188ZM191 79H192V78H191ZM208 79H209V78H208ZM4 80L7 81V79H4ZM9 80H10V79H9ZM13 80H12L11 82H13ZM30 80H32V79L30 78ZM30 80H29V81H30ZM46 80H48V78L45 79V83H46ZM57 80H59V82H60V79H59V78H58ZM124 80H125V77H124ZM126 80H127V79H126ZM130 80H132V79H130ZM133 80H135V79H133ZM133 80H132V81H133ZM139 80H140V79H139ZM143 80H144V79H143ZM143 80H142V78H141V80H140V81H142V82H141L142 84H143ZM153 80H154V79H153ZM158 80H159V79H158ZM164 80H165V79H164ZM164 80H163V81H164ZM176 80H177V79H176ZM1 81H3V80L0 79V83H1ZM23 81H28V80H25V79H24ZM63 81H64V80H63ZM73 81H74V80H73ZM80 81H77V83H74V86H75V84H76V86H78L77 84H79V86H80V85H81L80 83H82V82H80ZM89 81H91V78L89 79ZM135 81H136V80H135ZM149 81H150V79H149ZM149 81H147V82L149 83ZM151 81H152V80H151ZM151 81H150V82H151ZM165 81H166V80H165ZM188 81H189V80H188ZM188 81H187V82H188ZM194 81H195V80H194ZM194 81H193V82H194ZM3 82H4V81H3ZM15 82H16V81H15ZM20 82H22V81H20ZM55 82H56V81H55ZM79 82H80V83H79ZM120 82H122V81H120ZM155 82H156V80H155L153 83H155ZM172 82H175V80L173 79ZM177 82H178V81H177ZM7 83H8V82H7ZM17 83H18V82H17ZM22 83H23V85H21L22 88H23V86H24V88H25V85L27 86V88L30 87L28 84L25 83V85H24V82H22ZM22 83H21V84H22ZM30 83L32 84L33 82L30 81ZM47 83L50 84L49 80H48ZM71 83L73 84V82H71ZM105 83H106V82H105ZM135 83L137 84V82H135ZM135 83H134V84H135ZM139 83H140V82H139ZM151 83H152V82H151ZM153 83H152V84H153ZM158 83H159V81H158ZM188 83H189V82H188ZM188 83H187L186 85H188ZM211 83H212V82H211ZM246 83H247V82H246ZM3 84H4V85H3ZM3 84L1 83V85L4 86L5 88L1 86L0 91H1V89H3V90L6 89V88L8 89V85H10L9 83H8V85L5 84V82H4ZM12 84H14V83H12ZM12 84H11V85H12ZM18 84H19V83H18ZM18 84H17L16 86L19 87L20 84H19V85H18ZM57 84H58V83H57ZM59 84H60V83H59ZM175 84H176V83H175ZM179 84H180V83L178 82L177 85H179ZM189 84H190V83H189ZM6 85H7V87H6ZM11 85H10L9 88L15 87V85H14V86H13V85L11 86ZM43 85H44V83L42 84V86H43ZM46 85H47V84H46ZM46 85H45V86H46ZM52 85H53V84H52ZM62 85H63L62 87H61V85H58V86H60V89H59L60 92L64 94L65 92H64V91H63V92L61 91V89L64 87V82L62 83ZM68 85H69V84H68ZM68 85H67V86H68ZM101 85H102V84H101ZM104 85H105V84H104ZM126 85H127V84H126ZM129 85H130V84H129ZM154 85H155V84H154ZM172 85H173V84H172ZM246 85H247V84H246ZM28 86H29V87H28ZM47 86H48V85H47ZM47 86H46V87H47ZM58 86L55 85V87H57V89L59 88ZM72 86H73V85H72ZM79 86H78V87H79ZM145 86H146V85H145ZM179 86H180V85H179ZM182 86H183V85H182ZM190 86H191V85H190ZM33 87H34V86H33ZM33 87L31 86L30 88H32V90H34ZM46 87H45V90H46ZM80 87H81V86H80ZM116 87H117V86H116ZM121 87H122V86H121ZM164 87H165V86H164ZM16 88H17V87H16ZM19 88H21V87H19ZM43 88H44V86H43ZM43 88H42V89H39V90H40V91H41V90L44 91ZM50 88H52V87L50 86ZM117 88H118V87H117ZM123 88H125V87H123ZM130 88H131V86H130ZM180 88H181V86H180ZM185 88H186V87H185ZM190 88H192V87H190ZM57 89H56V88H55V89L53 88V91H54V90L57 91ZM64 89H65V87H64ZM66 89H67V88H66ZM88 89H89V91H88ZM90 89H91V90H90ZM94 89H93V92H94ZM118 89H119V88H118ZM164 89H166V88H164ZM176 89H177V88H176ZM8 90L10 91V92H9V91H8V92L11 94V90H10V89H8ZM13 90H14V89H13ZM13 90H12V91H13ZM15 90H17V89H15ZM15 90H14L13 92H15ZM23 90H25V89H23ZM30 90H31V89H30ZM30 90H26V92H28V91L30 92ZM35 90L37 91V89H35ZM50 90H51V89H49L48 91H50ZM59 90L57 91V93H59ZM128 90H129V91H128ZM128 90H127V91L131 93L130 90H132V89H128ZM166 90H168V88H167ZM183 90H184V89H183ZM186 90H187V88H186ZM189 90H190V89H189ZM19 91H20V90H19ZM40 91H39V92H40ZM48 91L46 90L45 92H48ZM51 91H52V90H51ZM53 91H52V93H53ZM56 91H55V92H56ZM110 91H111V90H110ZM112 91H113V90H112ZM114 91H115V90H114ZM114 91H113V93H114ZM123 91H124V89H123ZM140 91H141V89H140ZM13 92H12V93H13ZM31 92L33 93V91H31ZM31 92H30V95H31ZM37 92H38V91H37ZM37 92H34L33 94H35V93L37 94ZM39 92H38V94H39ZM55 92H54V94L56 95L57 93H55ZM72 92H74V93L72 94ZM93 92H91V93H93ZM121 92H122V90H121ZM133 92H134V91H133ZM165 92H166V91H165ZM178 92H179V91H178ZM184 92H185V90H184ZM4 93H5V92H4ZM41 93H42V92H41ZM115 93H116V92H115ZM125 93H126V91H125ZM213 93H214V92H213ZM1 94H2V92L0 93V95H1ZM17 94H18V93H17ZM19 94H20V93H19ZM19 94H18V96H19ZM47 94H48V93H47ZM49 94H51V93L49 92ZM49 94H48V95H49ZM116 94H118V93H116ZM116 94H114V95H116ZM121 94H123V93H121ZM131 94H132V93H131ZM131 94L128 93L127 96H128V95H131ZM134 94H135V92H134ZM179 94H180V93H179ZM214 94H215V93H214ZM6 95H7V93H6ZM21 95H22V94H21ZM26 95H27V93H26ZM40 95H41V94H40ZM44 95H45V94H44ZM44 95H43V96H44ZM57 95H58V94H57ZM59 95H60V94H59ZM12 96H13V95H12ZM23 96H24V95H23ZM35 96H36V95H35ZM43 96L41 97L42 99H43ZM50 96H51V95H50ZM52 96H54V95H52ZM120 96H121V95H120ZM120 96H119L118 98H120ZM131 96H133V95H131ZM139 96H140V95H139ZM146 96H147V95H146ZM215 96H216V95H215ZM2 97H3V96H2ZM25 97L27 98V96H24V100L26 99ZM28 97H29V95H28ZM31 97H32V96H31ZM39 97H40V96H39ZM39 97H38V99H39ZM54 97H55V96H54ZM54 97H53V98H54ZM58 97H59V96H58ZM129 97H130V96H129ZM0 98H1V97H0ZM7 98H8V97H7ZM18 98H19V97H18ZM20 98H21V97H20ZM20 98H19L18 101H22V100H23L22 98H21L22 100H20ZM49 98H52V97H49ZM121 98H122V97H121ZM124 98H125V96H124ZM126 98H127L128 100H130L128 97H126ZM130 98H131V97H130ZM144 98H149V97H144ZM2 99H3V98H2ZM2 99H1V100H2ZM4 99H6V98H4ZM4 99H3V100H4ZM55 99L57 100L58 98H55ZM60 99H61V98H60ZM60 99H59V101L61 102L62 100H60ZM127 99H126V100H127ZM136 99H137V98H136ZM12 100H14V99H11V101H12ZM15 100L17 101L16 98H15ZM15 100H14V101H15ZM26 100H27V101H26ZM26 100H25L26 103L29 102L28 99H26ZM29 100H30V97H29ZM34 100H36V99L34 98L32 101L34 102ZM117 100H118V99H117ZM4 101H5V100H4ZM6 101H7V99H6ZM14 101H13V102H14ZM36 101H37V100H36ZM36 101H35V102H36ZM44 101H45V100H44ZM52 101H53V100H51V103H52ZM54 101H55V100H54ZM54 101H53V104L56 105V103H57L58 101H55V103H54ZM119 101H120V100H118V102H119ZM136 101H137V100H136ZM22 102H24V101H22ZM37 102H38V101H37ZM37 102H36V103H37ZM60 102H59V103H60ZM122 102H123V100H122ZM122 102H120L121 105H123V104L125 103V101H124L123 104H122ZM163 102H165V101H163ZM2 103H3V102H2ZM4 103H5V102H4ZM6 103H7V102H6ZM11 103H12V102H11ZM15 103H17V102H15ZM20 103H21V102H20ZM20 103H19V104H20ZM59 103H57V105H58ZM116 103H117V102H116ZM120 103H119V104H120ZM128 103H129V102H128ZM130 103H131V102H130ZM130 103H129V105H131ZM137 103H139V102L137 101ZM13 104H14V103H13ZM23 104L25 105V103H23ZM28 104H29V103H28ZM40 104H41V101H40ZM139 104H140V103H139ZM162 104H163V103H162ZM1 105H3V104H0V106H1ZM41 105H42V104H41ZM43 105H44V104H43ZM43 105H42V106H43ZM45 105H46V104H45ZM55 105H54V106H55ZM116 105H117V104H116ZM121 105H120V107H121V108H122V107L124 108V106H121ZM135 105H136V104H135ZM137 105H138V104H137ZM6 106H7V105H6ZM14 106H15V104L13 105V107H14ZM17 106H18V104H17ZM17 106H16V107H17ZM21 106H23V105H21ZM42 106H41V107H42ZM59 106H60V105H59ZM59 106H57V107H59ZM64 106H65V105H64ZM111 106H112V104H111ZM111 106H110L109 108H111ZM214 106H215V104L213 105V107H214ZM19 107H20V106H19ZM23 107L25 108V106H23ZM23 107H22V108H23ZM35 107H36V105H35ZM46 107H47V106H46ZM61 107H63V105H61ZM106 107H108V106H106ZM113 107H114V106H113ZM118 107H119V106H118ZM130 107H131V106H130ZM138 107H139V106H138ZM138 107L135 106V108H138ZM141 107H142V104H141ZM227 107H228V106H227ZM3 108H4V107H3ZM26 108H27V107H26ZM116 108H117V107H116ZM123 108H122V109H123ZM125 108H126V107H125ZM142 108H143V107H142ZM230 108H232V107H230ZM1 109H2V108H0V111H1ZM15 109H18V108H15ZM19 109H20V108H19ZM27 109H28V108H27ZM42 109H43V108H42ZM47 109H49V107H48ZM55 109H56V106H55L54 110H55ZM57 109H59V108H57ZM105 109H106V108H105ZM118 109H119V108H118ZM122 109H119L120 112H117L115 115H111L112 117H114V118H116V119L118 120V121H117V120L115 121V123L117 122L116 124H115V123H114V124L111 123V125H108L107 128H106V126H105L106 124H105L104 122H101V123H104V126H105V128H106L105 131H107V132L110 133V134H112V133H113V134H117V133H118V135H119L120 137H122L123 134L118 130V129H119L118 127H119V124L123 125V124H125V122H126L127 124H129V125L131 126V128L133 129L134 132H139L140 129H142V124L145 122L146 119H143V116L140 117L141 119L144 120L143 122H141V123H142V124H141V123H140V120H141V119L139 120V117H136V116H138V114H135L136 112L131 111V110L129 111V110H126V109H125V111H121ZM139 109H140V108H139ZM23 110H25V109H23ZM23 110H22V112H23ZM29 110H30V109H29ZM29 110H25V111H28V112H29ZM63 110L65 111L64 108H63ZM99 110L105 112V113H101V114H102V117H101V115H100V116L98 115V114L100 113ZM119 110H118V111H119ZM123 110H124V109H123ZM149 110H150V109H149ZM149 110H148V111H149ZM227 110H229V109H227ZM255 110H258V109L255 108ZM16 111H17V110H16ZM95 111H97V113H98V112H99V113L97 114ZM137 111H138V109H137ZM143 111H145L144 108H143L142 112H143ZM230 111L233 112L232 110H229V112H230ZM44 112H45V110H44ZM56 112H58V111L56 110ZM62 112H63V111H62ZM65 112H66V114L68 113V111H65ZM146 112H147V111H145V113H146ZM151 112H152V111H151ZM226 112H227V111H226ZM257 112H258V111H257ZM0 113H2V111H1ZM14 113H15V112H14ZM19 113H21V110H20V112L17 113V115H16L17 117H18V114H19ZM29 113H32L31 110H30ZM46 113H47V112H46ZM46 113H45V115H46ZM60 113H61V112H60ZM108 113H110V112H108ZM147 113H149V112H147ZM147 113H146V115H147ZM156 113H157V112H156ZM24 114H26V112H23V114H20V115H22V116H26V117L30 115V114H29V115H28V114L24 115ZM63 114H64V113H63ZM66 114H65V115H66ZM70 114H71V113H70ZM207 114H208V113H207ZM222 114H224V113H222ZM222 114H221V116L218 114V116L222 117ZM4 115H5V114H4ZM42 115H43V114H42ZM47 115H48V113H47ZM49 115H50V114H49ZM57 115H58V113H57ZM61 115H62V114H61ZM139 115H140V114H139ZM142 115H144V114H142ZM208 115H209V114H208ZM12 116H13V115H12ZM16 116H15V117H16ZM30 116H33V115H30ZM30 116L28 117L29 120L31 119ZM35 116H36V118H39V119H40V117H38L37 115H35ZM66 116H68V115H66ZM69 116H70V115H69ZM69 116H68V117H69ZM6 117H7V116H6ZM8 117H9V116H8ZM61 117H64V116L62 115ZM68 117H67V118H68ZM108 117H109V116H108ZM144 117H146V116L144 115ZM155 117H156V116H155ZM182 117H183V116H182ZM190 117L193 118V116H190ZM190 117H189V118H190ZM11 118H14V117H10V119H11ZM22 118H23V117H21V119H22ZM36 118H35V119H36ZM114 118H113V119H114ZM146 118H147V117H146ZM187 118H188V116H187ZM189 118H188V120H189ZM215 118H216V117H215ZM223 118H224V117H223ZM261 118H262V117H261ZM7 119H8V118H6V120H7ZM21 119H19V121H20ZM35 119H34V121H35ZM39 119H38V121H37V119H36V121H37V122H41ZM46 119H47V116H46ZM46 119H44V120H46ZM48 119H51V116L48 117ZM64 119H66V118L64 117ZM64 119H63V120H64ZM70 119H72V118H70ZM74 119H73V120H74ZM106 119H107V118H106ZM149 119H150V118H149ZM149 119H148V120H149ZM217 119H218V118H217ZM217 119H215V120L218 121ZM258 119H259V118H258ZM16 120H18V119L16 118L15 121H16ZM24 120H25V119H24ZM26 120H27V119H26ZM29 120H28V121H29ZM44 120H43V121H44ZM58 120H62V119H61V118H58ZM184 120H186V119L184 118ZM184 120H183V121H184ZM188 120H187V121H188ZM195 120H196V118H195ZM197 120H199V119H197ZM197 120H196V122H197ZM215 120L213 119V121H215ZM220 120H222V119L220 118ZM249 120H250V119H249ZM251 120H252V119H251ZM260 120H262V119H260ZM260 120H258V121L261 122ZM46 121H47V120H46ZM48 121H49V120H48ZM68 121H69V120L66 119V122H67V123H68ZM70 121H71V120H70ZM70 121H69V122H70ZM86 121H89V122L93 121V122L90 123L91 125L89 124V125L87 126V124H86L87 122H86ZM112 121H113V120H112ZM151 121H152V120L150 119V122H151ZM158 121H159V120H158ZM193 121H194V120H193ZM213 121H212L211 125L214 127V124H216V123H215L216 121L214 122V124H213ZM225 121H226V120H225ZM9 122H10V121H9ZM9 122H8V123H9ZM26 122H27V121H26ZM63 122H64V121H63ZM66 122H64V124H65ZM85 122H86V123H85ZM89 122H88V123H89ZM110 122H111V121H110ZM110 122H109V123H110ZM146 122H147V120H146ZM156 122H157V121H156ZM184 122H185V121H184ZM189 122L191 123V120H189ZM198 122H199V121H198ZM209 122H210V120H209ZM209 122H208V123H209ZM250 122H251V121H249V123H250ZM255 122H256V120H255L254 122L252 121L251 123H254V125H255ZM259 122H256V124H258ZM12 123H14V121H13V122L11 121V127L9 126V124H8L9 127H8L7 125H6V126H7L8 128L11 129L13 125L16 127V124H17L18 122H17L16 124H15V123L12 124ZM28 123H29V122H28ZM28 123H27V124H28ZM41 123H42V122H41ZM43 123H44V122H43ZM43 123H42V124H43ZM98 123H99V122H98ZM101 123H99V124H101ZM122 123H123V124H122ZM148 123H149V122H148ZM192 123H193V122H192ZM194 123H195V122H194ZM217 123L219 124V122H217ZM20 124H22L21 127L25 126V125H23V122L21 123V121H20ZM39 124H40V123H39ZM62 124H63V123H62ZM146 124H147V123H146ZM157 124H158V123H156V125H157ZM197 124H198V123H197ZM209 124H210V123H209ZM259 124H260V123H259ZM35 125H36V123H35ZM40 125H41V124H40ZM44 125H46V124L44 123ZM50 125H52V124H50ZM50 125H48V126L50 127ZM65 125H67V124H65ZM93 125H96V124H93ZM148 125H149V124H148ZM158 125H159V124H158ZM158 125H157V126H158ZM163 125H164V124H163ZM163 125H162V126H163ZM202 125H203V124H202ZM220 125H221V122H220ZM220 125H219V128H222V127H220ZM14 126H13V127H14ZM17 126H18V125H17ZM27 126H28V125H27ZM27 126H26V127H27ZM46 126H47V125H46ZM46 126L44 127V129H42V133H45V135H42V134H41L42 138L40 137L41 140H39V142L36 141V139H35L36 142H33V141H32L33 143H31V144H32L31 146H33V145L36 146V145H37V147H39L41 150L43 149V152H44V150H46V149L44 148V146H43V148L41 147V145L38 146V143H39V144H40V143H44V145L46 144L47 146H52V145H53V148H54V146H56V148H58V150L61 151V150H62L61 148H62V145H63V144L61 143L60 139H61V140H62V139H63V140L65 139L64 136H63V138H61L62 135H63V134H62V130H60L59 128H56L55 130L52 129L53 131L51 132V131L48 129V127H46ZM125 126H126V125H125ZM140 126H141V127H140ZM154 126H155V124H154ZM154 126L152 125V126H150V127L153 128ZM157 126H156V127H157ZM208 126H210V125H208ZM249 126H250V124H249ZM255 126H257V125H255ZM36 127H37V126H36ZM36 127H35V128H36ZM41 127H42V126H41ZM52 127H53V128L55 127L54 124H53ZM58 127H59V126H58ZM122 127H123V126H121V129H122ZM147 127H148V126H147ZM156 127H155V128H156ZM200 127H201V126H200ZM245 127H246V126H245ZM5 128H6V127L4 126V129H5ZM8 128H6L7 130L5 129V131L7 132V134L9 133V132H8ZM16 128H17V129L15 130V128H14V130L17 131V132L19 131V129H21V128H19V127H16ZM18 128H19V129H18ZM24 128H25V127H23V129H24ZM46 128H47V129H46ZM50 128H51V127H50ZM67 128H68V126L66 127V129H67ZM74 128H75V127H74ZM96 128H97V127H96ZM123 128H124V127H123ZM143 128H145L144 125H143ZM152 128H151V129H152ZM167 128H168V127H167ZM170 128H171V127H170ZM173 128H174V127H173ZM173 128H172V129H173ZM225 128H226V127H225ZM27 129H28V127H27ZM29 129H30V128H29ZM72 129H73V126H72ZM102 129H103V128H102ZM102 129H101L100 132L103 131ZM124 129H125V128H124ZM124 129H123V130H124ZM127 129H128V128H127ZM127 129H126V130H127ZM145 129H146V128H145ZM153 129H154V128H153ZM153 129H152V130H153ZM157 129H158V127H157ZM204 129H205V128H204ZM209 129H210V128H209ZM222 129H223V128H222ZM12 130H13V129H12ZM30 130H31V129H30ZM30 130L28 131L29 133H25L26 135L28 134L26 137H29V134H30L31 131H32L31 135L36 133V131L33 133V131H34L35 129H34V130H31V131H30ZM36 130H37V129H36ZM67 130H68V129H67ZM70 130H71V128H70V126H69V131H70ZM95 130H96V129H95ZM123 130H122V131H123ZM126 130H125V131H126ZM146 130H147V129H146ZM149 130H150V129H149ZM152 130H151V131H152ZM170 130H171V129H169V131H170ZM202 130H203V128H202ZM202 130H201V131H202ZM39 131H40V129H39ZM105 131H104V132H105ZM144 131H145V130H144ZM151 131H149V132L151 133ZM201 131H200V132H201ZM224 131H225V130H224ZM242 131H243V130H242ZM257 131H258V130H257ZM10 132H11V130H10ZM25 132H26V131H25ZM71 132H72V134H69V135H72V136H73L74 133H73V131H71ZM100 132H99V133H100ZM119 132H120V134H119ZM126 132H127V131H126ZM147 132H148V131H147ZM154 132H156V131L154 130ZM171 132H172V130L170 131V133H171ZM202 132H203V131H202ZM210 132H211V131H210ZM22 133H23V132H21V134H22ZM39 133H40V132H39ZM39 133H38V134H39ZM124 133H125V132H124ZM152 133H153V131H152ZM157 133H158V132H157ZM160 133H161V132H160ZM203 133H204V132H203ZM203 133H202V134H203ZM232 133H234V132H232ZM248 133H249V132H248ZM11 134H12V133H10V135H11ZM25 134H23V136H21V135H19V136L23 138ZM38 134H37V135H38ZM105 134H106V133H105ZM105 134H104V135H105ZM113 134H112V135H113ZM121 134H122V135H121ZM128 134H129V133H128ZM145 134H146V133H145ZM148 134H149V133H148ZM165 134H166V133H165ZM172 134H173V133H172ZM207 134H208V133H207ZM244 134H245V133H244ZM37 135H36V136H37ZM136 135H137V134H136ZM154 135H155V134H154ZM234 135H236V134H234ZM250 135H252V134H250ZM255 135H256V134H255ZM12 136H13V135H12ZM19 136H18V137H19ZM34 136H35V135H34ZM65 136H68L67 132H66ZM100 136H101V135H100ZM110 136H111V135H110ZM123 136H124V135H123ZM162 136H164V135H162ZM199 136H201V135L199 134L198 137H199ZM232 136H233V135H232ZM246 136H247V134H246ZM246 136H245V137H246ZM8 137H9V135H8ZM10 137H11V136H10ZM20 137H19V138H20ZM32 137H33V135H32ZM136 137H137V136H136ZM152 137H153V136H152ZM159 137H160V136H159ZM198 137L196 136L195 139L191 138V139L194 140V144H195V140H196V138H197V141L200 140V139H199L200 137H199V138H198ZM201 137H202V136H201ZM205 137H206V136H205ZM205 137H204V138H205ZM235 137H236V138H238V137L240 138V136H238V135H236ZM247 137H248V136H247ZM12 138H13V137H12ZM15 138H17V137H15ZM19 138H18V139H19ZM35 138H36V137H35ZM40 138H39V139H40ZM109 138H111V140H113L112 138H114V137L112 136V137H109ZM137 138H138V137H137ZM156 138H158V134H157ZM208 138H209V137H208ZM211 138H212V137H211ZM229 138H230V137H229ZM253 138H254V137H253ZM255 138H256V137H255ZM255 138H254V139H255ZM258 138H259V137H258ZM13 139H14V138H13ZM24 139H26V138L24 137ZM27 139H28V138H27ZM27 139H26V141H27ZM118 139H119V138H118ZM142 139H143V138H142ZM173 139H174V138H173ZM198 139H199V140H198ZM216 139H217V138H216ZM259 139H260V138H259ZM259 139H258L257 141H259ZM19 140H20V139H19ZM29 140H30V138H29ZM111 140H110V141H111ZM114 140H115V138H114ZM128 140H129V139H128ZM143 140H144V139H143ZM148 140H149V139H148ZM159 140H160V139H159ZM159 140H158V141H159ZM161 140H162V139H161ZM161 140H160V141H161ZM193 140L190 141V142L192 143ZM207 140H208V139H207ZM207 140H204V142H202V140H201V142H202V143H205V145H206V143H207L206 141H207ZM22 141H23V140H22ZM65 141H66V140H64V142H65ZM105 141H106V140H105ZM144 141H145V140H144ZM160 141H159L157 144H160V143H161ZM172 141H173V140H172ZM210 141H211V140H210ZM245 141H246V140L244 139V142H245ZM257 141H255V142L257 143ZM24 142H25V140H24ZM24 142H23V144L26 145ZM64 142H63V143H64ZM108 142H109V141H108ZM112 142H113V141H112ZM114 142H117V140L114 141ZM131 142H132V141H131ZM145 142H146V141H145ZM220 142H221V141H220ZM238 142H239V140H238ZM240 142H243V140L240 139ZM240 142H239V145H241ZM244 142H243V144L246 145L247 143H244ZM260 142H261V139H260ZM260 142H259V143H260ZM15 143H16V142H15ZM18 143H19V142H18ZM26 143H29V142L27 141ZM117 143H118V142H117ZM153 143H154V142H153ZM191 143H190V144H191ZM211 143H212V141H211ZM225 143H226V142H225ZM227 143H228V142H227ZM250 143H251V142H250ZM256 143H253V144H256ZM29 144H30V143H29ZM61 144H62V145H61ZM114 144H115V143H114ZM128 144H130V143H128ZM154 144H156V143H154ZM198 144H199V143H198ZM207 144H208V143H207ZM230 144H231V142H230ZM243 144H242V146H243ZM260 144H261V143H260ZM20 145H22V143H21ZM24 145H22V146H24ZM164 145H165V143H164ZM180 145H181V143H180ZM180 145H179V147H180ZM182 145H183V144H182ZM186 145H187V144H186ZM192 145H193V143H192ZM196 145H197V144H196ZM202 145H203V144H202ZM208 145H209V144H208ZM227 145H228V144H226V147H227ZM239 145H238V146H239ZM247 145H248V144H247ZM247 145L244 146V147H242V146L239 147L240 149H242V150H241L242 152L244 151L243 148L247 147ZM258 145H259V144H258ZM258 145H257V146H258ZM17 146H18V144H15V147H17ZM22 146H20V148L23 149L24 147H22ZM31 146H29V147H31ZM35 146H33V147L35 148ZM58 146H60L61 148L59 149ZM109 146H111L110 142H109ZM109 146H108V147H109ZM149 146H150V144H149ZM172 146H173V145H172ZM198 146H199V145H198ZM198 146H196V147H197L196 149H199L198 152L201 153V152H200V148H198ZM212 146H213V145H212ZM219 146H220V145H219ZM223 146H224V143H223ZM236 146H237V145H236ZM254 146H255L254 148H257L256 145H254ZM260 146H262V145H260ZM150 147H151V146H150ZM163 147H164V146H163ZM177 147H178V146H177ZM183 147H184V146H183ZM186 147H187V146H186ZM186 147H184V148H186ZM191 147H192V146H191ZM193 147H195V146L193 145ZM199 147H201V145H200ZM202 147L204 148V146H202ZM231 147H232V146H231ZM258 147H259V146H258ZM2 148H3V147H2ZM111 148H112V146L110 147V149H111ZM166 148H167V147H166ZM180 148H182V147H180ZM205 148H206V146H205ZM209 148H211V147L208 146L207 151H208ZM214 148H215V147H214ZM217 148H218V147H217ZM236 148H237V147H236ZM239 148H238V149H239ZM36 149H37V148H36ZM47 149H49V148H47ZM50 149H51V148H50ZM89 149H90V148H89ZM91 149H90V150H91ZM121 149H122V147H121ZM152 149H153V147H152ZM152 149H151V150H152ZM158 149H159V148H158ZM158 149H157V150H158ZM175 149H176V148H175ZM215 149H216V148H215ZM230 149L232 150V148H230ZM240 149H239V154H240V152H241ZM261 149H262V148H261ZM2 150H3V149H2ZM16 150H17V149H16ZM24 150H25V152H26V151H29V150H27V148L23 149V151H24ZM30 150H31V148H30ZM58 150H57V151H58ZM106 150H108V149H106ZM133 150H134V149H133ZM154 150H155V149H154ZM157 150H156V151H157ZM183 150H184V149L182 148V151H181V152H183V155H185L184 152H185L187 149L184 150V151H183ZM188 150H189V148H188ZM190 150H191V148H190ZM190 150H189V151H190ZM194 150H195V148H194ZM203 150H204V152H205L206 149H203ZM210 150H211V149H210ZM233 150H235V149H233ZM252 150H254V149H252ZM9 151H10V150H9ZM21 151H22V150H21ZM23 151H22V152H23ZM57 151L54 150L53 152L55 153V152H57ZM59 151H58V152H59ZM70 151H72V152H74V153H72V152H70ZM124 151H125V150H124ZM127 151H128V150H127ZM127 151H126V152H127ZM189 151H188V153H189ZM191 151L193 152V150H191ZM207 151H206V153H207ZM212 151H213V150H212ZM212 151H211V155H212ZM255 151H256V150H255ZM10 152H11V151H10ZM17 152H19V150H17ZM17 152H15V153H17ZM30 152H31V151H29L28 153H25V154L27 155V154H29ZM36 152H37V151H36ZM36 152H35V153H36ZM43 152H42V153H43ZM47 152L49 153L50 151L48 150ZM135 152H136V151H135ZM137 152H139V150H138ZM140 152H142V151H140ZM179 152H180V151H179ZM179 152H177L176 154H179ZM195 152H196V151H195ZM204 152H202L203 155L205 154V156H207L208 154H206V153H204ZM208 152H209V151H208ZM215 152H216V151H215ZM218 152H219V151H217V153H218ZM246 152H247V150H246ZM246 152H245V153H246ZM259 152H260V150H259ZM8 153H9V152H8ZM19 153H20V152H19ZM32 153H34L33 150H32ZM35 153H34V155H35ZM42 153H41V154H42ZM51 153H52V150H51ZM54 153H52V154H54ZM61 153H62V152H61ZM61 153H57V154H59V156H60ZM101 153H102V152H101ZM151 153H152V152H151ZM168 153H169V152H168ZM188 153L186 152V154H188ZM202 153H201V154H202ZM209 153H210V152H209ZM213 153H214V152H213ZM222 153H224V152H222ZM253 153H254V152L252 151V154H253ZM17 154H18V153H17ZM22 154H24V152H23ZM37 154H38V153H37ZM64 154H65V151H64ZM91 154H92V153H91ZM91 154H90V155H91ZM124 154H125V153H124ZM136 154H137V153H136ZM138 154H139V153H138ZM152 154H153V153H152ZM172 154H173V153H172ZM180 154H182V153H180ZM180 154H179V155H180ZM189 154H190V156L193 155L192 153H189ZM189 154H188V155H189ZM220 154H221V153H220ZM231 154H232V153H231ZM231 154H230V155H231ZM234 154H235V153H234ZM234 154L231 155V156L234 157ZM246 154H247V153H246ZM252 154H251V155H252ZM254 154H255V153H254ZM6 155H7V154H6ZM8 155H9V154H8ZM20 155H21V154H20ZM20 155H19V156H20ZM39 155H40V154H39ZM49 155H50V154H49ZM55 155H56V153H55ZM66 155H67V154H66ZM66 155L63 156V157H64V160H65L66 158H68V157L70 158V155H68V157H66ZM107 155H108V154H107ZM150 155H151V154H150ZM154 155H155V154H154ZM173 155H175V154H173ZM179 155H178V156H179ZM203 155H202V156H203ZM214 155H215V154H214ZM214 155H213V156H214ZM235 155H236V156H239V155H237V154H235ZM243 155H244V154H243ZM249 155H250V154H249ZM251 155H250V156H251ZM255 155H256V154H255ZM255 155H254V157H256ZM0 156H1V155H0ZM16 156H17V155H16ZM28 156H30V155H28ZM35 156H37V155H35ZM35 156H34V157H35ZM47 156H48V155H47ZM50 156L52 157L53 155H50ZM74 156H71V158L74 157ZM76 156H75V157H76ZM99 156H101V154H99ZM126 156H127V155H126ZM139 156H140V155H139ZM148 156H149V155H148ZM155 156H156V155H155ZM155 156H154V157H155ZM160 156H162V155H160ZM178 156H177V157H178ZM196 156H198V155L195 154V157H196ZM220 156H222V155H220ZM236 156H235V158H233V159H232V157H231V159L233 160V162H234V160H236ZM240 156L242 157V155H240ZM250 156H249V157H250ZM257 156H258V155H257ZM41 157L43 158V155H42ZM51 157H50V158H51ZM65 157H66V158H65ZM105 157H106V156H105ZM109 157H110V156H109ZM117 157H118V156H117ZM121 157H123V156H121ZM124 157H125V156H124ZM143 157H144V156H143ZM172 157H173V156H172ZM186 157H187V156H186ZM191 157H192V156H191ZM203 157H204V156H203ZM207 157L209 158V156H207ZM216 157H217V156H216ZM216 157H215V158H216ZM254 157L252 156L253 159H254ZM16 158H17V157H15V158H13V159H16ZM37 158H38V157H37ZM42 158H41V159H42ZM52 158H53V157H52ZM52 158H51V160H48V161H50V163H51V161H53ZM77 158H76V159H77ZM88 158H89V157H88ZM91 158H92V157H91ZM99 158H100V157H99ZM133 158H134V157H133ZM182 158H184V157H182ZM193 158H194V157H193ZM199 158H200V156H199ZM213 158H214V157H213ZM215 158H214V159H215ZM217 158H218V157H217ZM229 158H230V157H229ZM237 158H238V157H237ZM242 158H243V157H242ZM252 158H251V159H252ZM43 159H48V157H47V158L44 157ZM73 159H74V158H73ZM94 159H95V158H94ZM107 159H108V158H107ZM140 159H141V158H140ZM142 159H143V158H142ZM163 159H164V158H163ZM163 159H162V160H163ZM173 159H175V158L173 157ZM185 159H186V158H185ZM188 159H189V158H188ZM197 159H198V158H197ZM197 159H196V160H197ZM221 159H222V157H221ZM225 159H226V158H225ZM227 159H228V158H227ZM238 159H239V158H238ZM260 159H261V158H260ZM71 160H72V159H71ZM80 160H79V163H80ZM91 160H92V159H90V161H91ZM95 160H96V159H95ZM114 160H115V159H114ZM125 160H126V159H124L123 161H121V160H120V161H121V162H124ZM131 160H132V159H131ZM152 160H153V159H152ZM160 160H161V158H160ZM200 160H201V158H200ZM206 160H207V158H206ZM210 160L212 161L211 156H210ZM223 160H224V158H223ZM240 160H241V159H240ZM244 160H245V158H244ZM256 160H257V158H256ZM263 160H264V159H263ZM68 161L71 163V161H70L69 159L67 160V162H68ZM72 161H73V160H72ZM74 161H75V160H74ZM74 161H73V162H74ZM97 161H98V160H97ZM99 161H100V160H99ZM133 161H134V159H133ZM133 161H132V163H134ZM168 161H169V160H168ZM191 161H192V159H191ZM194 161H195V159H194ZM198 161H199V159H198ZM198 161H197V163H198ZM201 161H202V164L205 165L206 161H205V160H204V161L201 160ZM207 161H209V160H207ZM216 161H218V160H216ZM216 161H214L215 163H212V162H211L212 165L214 166V167L212 166V167H213L212 169L215 168L214 170H211V169H210V170L212 171V173H210V175L213 174V176L215 175V174H214L215 172L213 173V171H216V169L219 170V168H220V166H219L218 168H216V167L218 166V165H217L218 163H216ZM229 161H230V159H229ZM236 161H237V160H236ZM236 161H235V162H236ZM238 161H239V160H238ZM249 161H251V160H249ZM253 161H254V160H253ZM253 161H251V162H249V163H252ZM15 162H16V161H15ZM67 162H66V163H67ZM69 162H68V163H69ZM73 162H72V164H73ZM117 162H118V161H117ZM121 162H120V163H121ZM127 162H128V161H127ZM139 162H143V160H142V161L139 160ZM153 162H154V161H152V163H153ZM160 162H161V161H160ZM165 162H167V161L165 160ZM177 162H178V161H177ZM186 162H187V161H186ZM224 162H225V161H223V163H224ZM235 162H234V164L237 165V162H236V163H235ZM241 162H242V160H241ZM241 162H240V165L242 166L243 162H242V164H241ZM245 162L247 163V161H245ZM256 162H257V161H256ZM45 163H46L45 165H47V162H45ZM74 163H75V162H74ZM79 163H78V164H79ZM87 163H89V162H87ZM91 163L93 164L94 162L92 161ZM91 163H89V164H91ZM109 163H111V162H109ZM118 163H119V162H118ZM132 163H131V164H132ZM135 163H136V162H135ZM175 163H176V162H175ZM191 163H193V162H191ZM191 163H189V164H191ZM197 163H196L197 168L195 167L196 169H198V166H199V164H197ZM199 163H201V162H199ZM207 163H208V162H207ZM207 163H206L205 166H207V165L210 164V163H208V164H207ZM221 163H222V162H221ZM225 163H226V162H225ZM254 163H255V162H254ZM254 163L251 164V165L253 166V168L255 167V164H254ZM258 163H260L259 160H258ZM263 163H264V161H263ZM51 164H52L51 167H54L53 163H51ZM59 164H60V163H59ZM59 164H58V165H59ZM72 164H71V165H72ZM85 164H86V163H85ZM89 164H88V166H89ZM99 164H100V163H99ZM103 164H104V163H103ZM116 164H117V163H116ZM121 164H122V163H121ZM126 164H127V163H126ZM143 164H144V163H143ZM162 164H163V161H162ZM168 164H170V163H168ZM185 164H186V163H185ZM202 164H201V165H202ZM238 164H239V163H238ZM253 164H254V165H253ZM48 165H49V164H48ZM76 165H77V164H76ZM82 165H83V164H82ZM110 165H111V164H110ZM110 165H108V166H110ZM127 165H128V164H127ZM127 165H126V166H127ZM140 165H141V164H140ZM140 165H139V166H140ZM170 165H173L172 162H171ZM196 165H194V166H196ZM225 165H227V166L230 168V166H231V162H228V163L225 164ZM232 165H233V164H232ZM236 165H234V166L236 167ZM240 165H238V166H240ZM245 165H246V164H245ZM251 165H250V166H251ZM256 165H257V164H256ZM72 166H73V165H72ZM79 166H80V164H79ZM88 166H87V169L85 168V165H84V168H83V167H82V168L85 169V171H86V170H89V171H90V169L88 168ZM99 166H100V165H99ZM112 166H113V165H112ZM131 166H133V165H130V167H131ZM137 166H138V164L136 165V167H137ZM156 166H158V165L156 164ZM165 166H166V165H165ZM165 166L163 165L162 167H165ZM178 166H179V164H178ZM183 166H184V165H183ZM186 166H187V165H186ZM190 166H191V165H190ZM246 166H247V165H246ZM246 166H245V167H246ZM252 166H251V167H252ZM263 166H264V165H262V168H263ZM66 167H67V166H66ZM89 167H90V166H89ZM92 167H93V165H92ZM95 167H96V166H95ZM104 167H106V166H104ZM158 167H159V166H158ZM168 167H169V166H168ZM172 167H173V166H172ZM174 167H175V165H174ZM174 167H173V168H174ZM188 167H189V166H188ZM209 167H210V165H209ZM209 167H208V168H209ZM224 167H225V166H224ZM224 167H223V169H221L222 167L220 168L221 171L219 170V171L221 172V174L223 175V177H222V181H223L224 183H221V184H220L221 186H219V183H220V181H221V175H219L220 172H219L218 174L216 173V176H214L213 178L211 177V180H214L213 182H215V181L218 182V186L221 187V189H219L217 186H216V187H217L219 190H221V193H222V194H220V196H221V198H223V200H227V202H228V200L230 201L229 197L232 196V197L234 198V196L231 195L232 193L238 195V196H236V197H238L239 200H238L236 203L233 202L232 199H231V201L229 202V205H228V211H229V213H235V212H236V213H239V212H241V211L237 212L239 207L249 206V207H252V209H253V208H256L257 206H261V205H259V204H260L261 202L264 201V197H263L264 195L262 196L263 201H261L262 199H260L259 197H255V196H254L253 199L251 198V196L249 197L250 199L248 198V195H249V193H250V189H249V188H252V187H250V185L252 184L251 181L248 180L251 184L247 181V179L249 178V174H247V175H248V178H246V181H245L244 179H242L243 176H242V178H241L242 180H233V178H235V177L233 176L234 173H235L234 171H235L238 167H237L236 169L232 168L231 171H230L229 173H227V171H225ZM259 167H260V165H259ZM259 167H258V168H259ZM61 168H62V167H61ZM69 168H70V167H69ZM78 168H79V167H78ZM128 168H129V166H128ZM132 168H133V167H132ZM170 168H171V167H170ZM183 168H184V169L180 168L181 170H179V169L177 168V169L179 170V176H177L178 171H177V169H176V170H175V173H177V174L174 175V176H176V177H174V179H173V175H172V177H171V179H172L171 183H172V182L175 183V184H174V187H176V186H177V187H176V188L169 187V188L174 189V190H173V191H174L173 196L177 199L176 201H179V202H181L182 204H183V201H184V200H186V199L189 200L190 196H189V194H188L187 192H183V193H182L181 191H184L185 188H189V189L192 188V185L195 187V186L198 185V183H199V182H198V179H197V176H196V179H197V182H198V183H197V182H196V184H195V183H192V182H194V181H190V180L188 179V175H190V174H188V173L186 172V169H187V168L185 169V166H184ZM208 168H207V169H208ZM210 168H211V167H210ZM229 168H228V169H229ZM243 168H244V166H243ZM253 168H252V169H253ZM258 168H257V170H258ZM262 168H261V169H262ZM53 169H54V168H53ZM58 169H59V168H58ZM74 169H75V168H74ZM74 169H73V170H74ZM76 169H77V168H76ZM100 169H102V168H100ZM100 169H99V170H100ZM105 169L107 170L108 168H105ZM138 169H139V167H138ZM154 169H155V168H154ZM161 169H163V168H161ZM161 169H160V175L165 173L164 171L161 172ZM171 169H172V168H171ZM244 169H245V171H246V173H247L248 170H246V168H244ZM247 169H249V167H248ZM79 170H81V168H79ZM141 170H142V169H141ZM145 170H146V169H145ZM158 170H159V169H158ZM164 170H165V169H164ZM167 170H168V169H167ZM210 170H208V171H210ZM238 170H240V169H238ZM242 170H243V169H242ZM254 170H255V168H254ZM55 171H56V170H54L53 172H55ZM67 171H68V170H67ZM81 171H83V170H81ZM81 171H78V172H81ZM101 171H102V170H101ZM104 171H105V170H104ZM133 171H134V170H132V172H133ZM147 171H148V170H147ZM155 171H156V170H155ZM190 171H191V170H190ZM193 171H195V170H193ZM199 171H200V169H199ZM201 171H202L203 174H204V172H205V168H204L203 170H201ZM206 171H207V170H206ZM208 171H207V172H208ZM245 171H244V172H245ZM249 171H251V170L249 169ZM261 171H262V170H261ZM263 171H264V170H263ZM263 171H262V172H263ZM64 172H65V170H64ZM70 172H72V171H70ZM70 172L68 171V173H70ZM78 172H77V170H76V173H75V171H74V173L76 174V175H75V174H74V175L77 176V180L75 179L76 181H78V178L80 177V176L78 177V175H83V174H84V173L79 174ZM83 172H84V171H83ZM106 172H107V171H106ZM108 172H109V171H108ZM113 172H114V171H113ZM134 172H136V171H134ZM157 172H158V171H156V173H157ZM168 172H170V171L168 170ZM196 172H198V170H197ZM216 172H218V171H216ZM239 172H240V171H239ZM255 172H256V171H255ZM259 172H260V169H259ZM262 172H261V173H262ZM68 173H67V174H68ZM77 173H78V174H77ZM86 173H87V171H86ZM89 173H90V172H89ZM101 173H102V172H101ZM103 173H104V172H103ZM149 173H150V172H149ZM153 173H154V172H153ZM153 173H152V174H153ZM158 173H159V172H158ZM193 173H194V172H193ZM208 173H209V172H208ZM237 173H238V172H236V175H237ZM248 173H250V172H248ZM252 173H253V172H252ZM252 173H250V174H252ZM63 174H64V173H63ZM65 174H66V172H65ZM72 174H73V172H72ZM186 174H187V175H186ZM201 174H202V173H201ZM238 174H242V173H238ZM254 174H255V173H254ZM254 174H253V175H254ZM257 174H258V173H257ZM262 174H263V173H262ZM262 174H261V175H262ZM19 175H21V174H19ZM70 175H71V174H70ZM93 175H94V174H93ZM170 175H171V174H170ZM170 175L167 174V176H170ZM185 175H186V180H184ZM195 175H196V174H195ZM206 175H207V173H206ZM210 175H209V176H210ZM226 175H228V177L231 179V181H230L229 183H228V180H229V179H228V180L226 179L227 182H226V180H225V181L223 180V179H225V178H228ZM247 175H245V176H247ZM261 175L258 176V180H259V179H261V180L263 179V178H260V177H262ZM75 176H74V177H75ZM140 176H141V175H140ZM147 176H148V178H149L151 175L148 174ZM153 176H155V173H154ZM156 176H157V174H156ZM158 176H159V175H158ZM162 176H164V175H162ZM167 176H165V177L167 178ZM201 176H202V175H201ZM201 176H199V177H201ZM204 176H205V175H204ZM211 176H212V175H211ZM224 176H226V177L224 178ZM240 176H241V175H240ZM263 176H264V174H263ZM61 177H63V176H61ZM165 177H164V178H165ZM207 177H208V176H207ZM53 178H55V177H53ZM148 178H147V177H146V178L143 177L144 181H145V179H146V181H147ZM160 178H161V177H160ZM166 178H165V179H166ZM168 178H169V177H168ZM205 178H206V176H205ZM237 178H238V176H237ZM48 179H49L48 181H50L52 178L49 177ZM72 179H74V178H72ZM82 179H83V178H82ZM119 179H120V178H119ZM123 179H124V178H123ZM127 179H128V178H127ZM129 179H130V178H129ZM143 179L141 178V180H143ZM149 179H150V178H149ZM158 179H159V178L157 177V179H154V180H158ZM169 179H170V178H169ZM196 179H195V180H196ZM207 179H209V178H207ZM207 179H206V181H207ZM239 179H240V178H239ZM254 179H255V178H254ZM46 180H47V179H46ZM56 180H57V179H56ZM61 180H62V179H61ZM75 180H74V181H75ZM125 180H126V179H125ZM151 180H152V179H151ZM161 180H162V178H161ZM163 180H164V179H163ZM174 180H175V181H174ZM203 180H204V179H203ZM211 180H208V181H211ZM250 180H253V179L251 178ZM81 181H82V180H81ZM152 181H153V180H152ZM168 181H169V180H168ZM243 181H245V182H243ZM263 181H264V180H263ZM263 181H260V180H259L258 182H263ZM46 182H47V181H46ZM57 182L59 183V181H57ZM85 182H86V181H85ZM87 182H88V179H87ZM87 182H86V183H87ZM123 182H124V181H123ZM150 182H151V181H150ZM150 182H149V183H150ZM162 182H163V181H162ZM164 182H166V181H164ZM213 182L211 181V183H213ZM216 182H215V183H216ZM247 182H248V184H247ZM258 182H257V183H258ZM48 183H49V182H48ZM50 183H52V182L50 181ZM50 183H49V184H50ZM55 183H56V181H55ZM62 183H63V182H62ZM62 183H61V184H62ZM86 183H85V184H86ZM126 183H128V182H125V184H126ZM141 183H142V182H141ZM149 183H148L147 185H149ZM153 183H154V181H153ZM156 183H157V182H156ZM167 183H168V182H167ZM215 183L211 184V187H212V185L215 186ZM254 183H255V181H254ZM254 183H253V184H254ZM257 183H256V184H257ZM53 184H54V182H53ZM61 184H60V185H61ZM144 184H146V183H144ZM150 184H151V183H150ZM157 184H158V183H157ZM160 184H161V183H160ZM256 184H255V185H256ZM258 184H259V183H258ZM262 184H263V183H262ZM45 185H46V184H45ZM50 185H51V184H50ZM56 185H57V184H56ZM58 185H59V184H58ZM63 185H64V184H63ZM75 185H76V182H75ZM131 185H132V184H131ZM142 185H143V183H142ZM147 185H146V186H147ZM152 185H154V184H152ZM170 185H171V184H170ZM216 185H217V184H216ZM66 186H68V184H67ZM94 186H96V188H95V190H94V192H96V194H93V196H92L93 199H94L96 202H98V203L100 202L102 205H105V206H106V205H109V204H110V205H116V204L113 203V201H116V203H118L119 205H123V207H124L126 203L137 202V199H138V198H140L142 195H146V191H145L144 189H140L139 187H137V188H128V187H127L128 185H127V186H126V185H123V186H121V187H120V186L113 187V186L109 183V181H107L105 178L100 179V178H97V177H95V176L92 177V180H90V182L87 184V188H89V190H93V189H91V188H93ZM132 186H133V185H132ZM143 186H145V185H143ZM150 186H151V185H150ZM167 186H168V184H167ZM172 186H173V185H172ZM181 186H183V188H184L183 190L179 189V187H181ZM260 186H261V183H260ZM260 186H259V187H260ZM263 186H264V184H263ZM45 187H46V186H45ZM52 187H53V186H52ZM54 187H55V186H54ZM58 187H60V186H58ZM75 187H77V186H75ZM84 187H85V186H84ZM194 187H193V188H194ZM206 187H207V186H206ZM66 188H67V187H66ZM68 188H69V187H68ZM152 188H153V187H152ZM193 188H192V189H193ZM199 188H200V184H199ZM199 188L197 187V191H199V190H200V191H203V190H201V188H200V189H199ZM209 188H210V187H209ZM254 188H255V187H254ZM52 189H53V188H52ZM61 189H62V188H61ZM72 189H73V188H72ZM72 189H71V190H72ZM74 189H75V188H74ZM81 189H82V188H81ZM146 189H148V188H146ZM198 189H199V190H198ZM205 189H206V188H205ZM218 189H217V190H218ZM255 189H256V188H255ZM56 190H57V188H56ZM56 190H55V191H56ZM63 190H64V189H63ZM68 190H70V188H69ZM71 190H70V191H71ZM76 190H77V189H76ZM193 190H196V189L194 188ZM193 190H192V191H193ZM207 190H208V189H207ZM207 190H206V191H207ZM252 190H253V189H252ZM263 190H264V188H263L262 190H261V188H260V191H263ZM60 191H62V190H60ZM60 191H58V192H60ZM177 191H178V192H177ZM255 191H256V190H255ZM255 191H252V192L254 193ZM258 191H259V190H258ZM258 191H257V193H260V192H258ZM56 192H57V191H56ZM71 192H72V191H71ZM150 192H151V190H150ZM210 192H212V191L209 189V192H208V193L206 192V194H207V195L209 194V195L207 196V195L205 194V192H204V194H205V196L210 197V200H209V201L212 202L211 200H212L213 198H215V197L213 196V198H212V196H210ZM218 192H219V191H218ZM73 193H75V192H73ZM73 193H72V194H73ZM147 193H148V192H147ZM191 193H192V192H191ZM195 193H196V192H195ZM195 193H194V194H195ZM198 193H199V192H198ZM253 193H252V194H253ZM257 193H256V194H257ZM263 193H264V192H263ZM69 194H70V193H69ZM75 194H76V193H75ZM82 194H83V193H82ZM153 194H154V193H153ZM170 194H171V193H170ZM192 194H193V193H192ZM194 194H193V196H194ZM202 194H203V192H202ZM213 194H214V193H213ZM218 194H219V193H218ZM256 194H255V195H256ZM78 195H79V194H78ZM150 195H152V194H150ZM150 195H149V197H151ZM154 195H155V194H154ZM211 195H212V194H211ZM239 195H241V198H239V197H240ZM250 195H251V193H250ZM259 195H262V194H259ZM69 196H70V195H69ZM71 196H72V195H71ZM71 196H70V197H71ZM73 196H74V195H73ZM73 196H72V197H73ZM75 196H76V195H75ZM75 196H74V198H77V199L79 198V197H77V196L75 197ZM152 196H153V195H152ZM195 196H196V195H195ZM201 196H203V195H201ZM257 196H258V194H257ZM174 197H173V198H174ZM207 197H206V198H207ZM81 198H82V197H80V199H81ZM84 198H85V197H84ZM69 199H71V198H69ZM69 199H68V201H69ZM80 199H78V200H80ZM165 199H167V198H165ZM203 199H204V197H203ZM215 199H216V198H215ZM215 199H214V200H215ZM235 199H236V198H235ZM71 200H72V202L70 201L69 203H70V204H71V203L74 204L73 201H75V200H73V199H71ZM78 200H77V201H78ZM82 200H83V199H82ZM82 200H81V201H82ZM87 201H88V200H87ZM95 201H94V203H95ZM194 201H195V200H194ZM203 201H204V200H203ZM205 201H206V199H205ZM168 202H169V201H168ZM174 202H175V201H174ZM207 202H208V201H207ZM210 202H209V203H210ZM81 203H82V202H81ZM88 203H90V202H88ZM120 203H121V204H120ZM146 203H147V202H146ZM176 203H177V202H176ZM191 203H192V202H191ZM202 203H203V202H202ZM263 203H264V202H263ZM263 203H262V204H263ZM72 204H71V205H72ZM155 204H156V203H155ZM186 204H188V203H185L184 205H186ZM196 204H198V201H197ZM207 204H208V203H207ZM214 204H215V203H214ZM82 205H83V204H82ZM161 205H162V204H161ZM191 205H192V204H191ZM208 205H209V204H208ZM217 205H218V204H217ZM244 205H245V206H244ZM263 205H264V204H263ZM96 206H98V205H96ZM99 207H100V206H99ZM160 207H161V206H160ZM174 207H175V206H174ZM176 207H177V206H176ZM176 207H175V208H176ZM179 207H180V205H179ZM185 207H186V206H185ZM194 207H195V206H194ZM198 207H199V205H198ZM203 207H204V206H203ZM213 207H214V206H213ZM215 207H216V206H215ZM236 207H237V208H236ZM249 207H248V208H249ZM91 208H93V207H91ZM100 208H101V207H100ZM155 208H156V207H155ZM180 208H181V207H180ZM82 209H83V208H82ZM95 209H96V207H95ZM103 209H104V208H103ZM117 209H118V208H117ZM160 209H161V208H160ZM165 209H166V207H165ZM178 209H179V208H178ZM188 209H189V207H188ZM190 209H191V208H190ZM200 209H201V208H200ZM219 209H221V206H220ZM242 209H243V208H242ZM259 209H260V207H259ZM263 209H264V207H263ZM263 209H262V211H263ZM84 210H85V208H84ZM98 210H99V209H98ZM98 210H97V212H98ZM169 210H170V209H169ZM183 210H184V209H183ZM183 210H182V213H183ZM221 210H222V209H221ZM221 210H216V212H217V211L220 212ZM239 210H240V209H239ZM244 210H245V209H244ZM244 210H243V211H244ZM253 210H254V209H253ZM260 210H261V209H260ZM85 211H86V210H85ZM89 211H91V210H89ZM89 211H88V213H89ZM95 211H96V210H95ZM188 211H189V210H188ZM207 211H208V210H207ZM211 211H212V210H211ZM213 211L215 212V210H213ZM250 211H251V209H250ZM250 211H249V212H250ZM93 212H94V211H93ZM130 212H131V211H130ZM175 212H177V210H175ZM185 212H186V211H185ZM197 212H198V211H197ZM209 212H210V211H209ZM214 212H213V214L216 213V212H215V213H214ZM219 212H217V213H219ZM221 212H222V211H221ZM244 212H246V210H245ZM249 212H247L246 214H248ZM252 212H253V211H252ZM254 212H255V210H254ZM61 213H62V212H60V214H61ZM81 213H82V212H81ZM88 213H87V214L85 213V215H88ZM182 213H181V214H182ZM186 213H187V212H186ZM186 213H185V215H186ZM210 213H211L210 217H211V216L213 217V216L217 215V214L213 215L212 212H210ZM223 213H224V212H223ZM258 213H259V211H258ZM258 213H257V215H258ZM262 213H263V212H262ZM79 214H80V213H79ZM79 214H75V215L73 214V215H74V216H76V215L78 216ZM89 214H90V213H89ZM94 214H96V213H94ZM94 214H93V215H94ZM97 214H98V213H97ZM102 214H103V213H102ZM102 214H101V215H102ZM136 214H137V213H136ZM179 214H180V213H179ZM199 214H200V213H199ZM199 214H198V216H199ZM202 214L204 215L205 213H202ZM202 214H200V215H202ZM206 214H208V212H206ZM220 214H222V213H220ZM244 214H245V213H244ZM259 214H260V213H259ZM71 215H72V214H71ZM80 215H81V214H80ZM85 215H83V216L85 217ZM101 215L99 214V215H96V216L98 217V216H101ZM155 215H156V214H155ZM158 215H159V214H158ZM160 215H161V214H160ZM182 215H183V214H182ZM203 215H202V218H201V216H199V217L196 216V217L199 218L198 220L201 219V221H202V220H203V217H204ZM238 215H242V214L240 213V214H238ZM248 215H250V213H249ZM248 215H247V218L249 217ZM253 215H254V218H255V214H253ZM61 216L64 218L63 215H61ZM74 216H69V220H71V219H72L71 217H74ZM81 216H82V215H81ZM81 216H80V218H81ZM89 216H90V215H88V217H89ZM96 216H95V217H96ZM103 216H104V214H103ZM110 216H111V215H110ZM110 216H109V218H110ZM177 216H178V218H179V215H178V214H177ZM220 216H221V215H220ZM224 216H225V214H224ZM233 216H234V217L236 216V217H237V218L235 217L236 219H238V218L241 219V218H240L241 216L238 217L237 214H236V215L234 214ZM245 216H246V215H245ZM250 216L253 217L252 215H250ZM259 216H261V219L264 220V213H263V215L261 214V215H259ZM65 217H66V216H65ZM67 217H68V216H67ZM78 217H79V216H78ZM78 217H76V218L79 219V223H81V222H80V218H78ZM90 217H91V216H90ZM97 217H96L95 219H99V218H97ZM107 217H108V216H107ZM171 217H172V216H171ZM218 217H219V215L217 216V218H216V216H215L214 219H217V220H218V219L220 218V217H219V218H218ZM221 217H222V216H221ZM256 217H258V216H256ZM85 218H86V217H85ZM102 218H103V217H102ZM102 218H101V219H102ZM172 218H173V217H172ZM181 218H182V217H181ZM181 218H180V221L182 220ZM197 218L195 219V216H194V219H195L194 222L197 221ZM247 218H246V220H247ZM259 218H260V217H259ZM67 219H68V218H67ZM86 219H88V218H86ZM91 219L93 220L94 218L91 217ZM101 219H100V220H101ZM157 219H158V218H157ZM187 219H188V218H187ZM204 219H205V217H204ZM221 219H222V218H220V220H221ZM243 219H244V218L242 217V220H243ZM248 219H250V218H248ZM255 219H257V218H255ZM81 220H84V219H81ZM103 220H104V219H103ZM177 220H179V219H177ZM184 220H185V217H184ZM224 220H225V219H224ZM246 220H245V223L248 224L249 222H247ZM71 221H74V219H72ZM76 221H77V220H76ZM85 221H86V220H85ZM87 221H88V220H87ZM87 221H86V222H87ZM94 221H95V220H94ZM160 221H161V220H160ZM182 221H183V220H182ZM187 221H188V220H187ZM226 221H227V219H226ZM233 221L236 222V220H233ZM239 221H240V220H239ZM243 221H244V220H243ZM250 221H251V220H250ZM66 222H68V221H66ZM69 222H70V221H69ZM95 222H97V221H95ZM103 222H104V221H103ZM174 222H175V221H174ZM174 222H173V223H174ZM197 222H198V221H197ZM199 222H200V221H199ZM199 222H198V223H199ZM204 222H205V221H204ZM210 222H211V221H210ZM220 222H222V220H221ZM227 222H228V221H227ZM241 222H242V221H241ZM263 222H264V221H263ZM70 223H73V222H70ZM70 223H68V224H70ZM79 223H78V224L76 223L77 225L74 223L75 226H78V227H77L78 229H79V228H83V229H85V227L87 226V225L83 222L86 226L83 227V226L81 225V227H79V225H80ZM99 223H100V222H99ZM101 223H102V222H101ZM101 223H100V224H101ZM163 223H164V222H163ZM198 223H197V224H198ZM225 223H226V222H225ZM255 223H256V222H255ZM255 223H254L253 221L250 222L251 226H252L254 229H257L258 227L256 228ZM68 224H66V225H68ZM74 224H73V226H74ZM81 224H82V223H81ZM84 224H83V225H84ZM94 224H96V226H99V225H97L98 223H94ZM102 224H105V223H102ZM142 224H144V223H142ZM175 224H176V223H175ZM186 224H187V222H186ZM189 224H191V223H189ZM193 224H194V223H193ZM200 224H201V223H200ZM203 224H204V223H202V226H203ZM208 224H209V223H208ZM208 224H207V225H208ZM228 224H229V223H228ZM230 224H231V223H230ZM107 225H108V224H107ZM107 225H103V226H105V227L107 228ZM110 225H111V224H110ZM173 225H174V224H173ZM183 225H184V224H183ZM191 225H192V224H191ZM96 226H95V227H96ZM112 226H113V225H112ZM178 226H179V225H178ZM187 226H188V225H186V227H187ZM194 226H195V224H194ZM199 226H201V225H199ZM199 226H197V227H199ZM224 226L226 227L227 225H224ZM243 226H244V224L242 225V227H243ZM249 226H250V225L248 224V227H249ZM65 227H67V226H65ZM68 227H69V225H68ZM90 227H91V226H89V228H90ZM99 227L101 228V225H100ZM99 227H98V228H99ZM105 227H104V228H105ZM171 227H173V226H171ZM174 227H175V226H174ZM176 227H177V226H176ZM181 227H182V226H181ZM184 227H185V226H184ZM188 227H189V226H188ZM195 227H196V226H195ZM210 227H212V226H210ZM237 227H238V226H237ZM240 227H241V226H240ZM240 227H239V228H240ZM252 227H249V231H248V229H247L248 233L250 232V228H252ZM261 227H262V226H261ZM71 228H72V225H71L70 229H71ZM77 228H76V229H77ZM93 228H94V227H92V229H93ZM109 228H110V226H109ZM109 228H107V229H109ZM112 228H113V227H112ZM112 228H111V229H112ZM114 228L116 229V231H120V232H121V229L116 228V226H115ZM114 228H113V230H111V231H113V233L116 232V231H114V230H115ZM168 228H169V227H168ZM192 228H193V225H192V227L190 226V230H191ZM199 228H200V227H199ZM212 228H214V227H212ZM223 228H224V227H223ZM228 228H229V227H228ZM228 228H226V229H228ZM63 229H64V228H63ZM66 229H67V228H66ZM70 229H68V230H70ZM73 229H74V228H73ZM101 229H102V228H101ZM117 229H118V230H117ZM197 229H198V228H197ZM197 229H196V230H197ZM200 229H201V228H200ZM200 229H199V231H200ZM206 229H207V230L209 229V225H208V227H207ZM260 229H261V228H260ZM262 229H263V230H262ZM262 229H261V231H260V230H259V231L256 230V231H257L259 234H261V236H262V234H263V237H264V224H263V228H262ZM57 230H58V227H57ZM85 230H86V229H85ZM87 230H88V232H89V229H88V228H87ZM125 230H126V229H125ZM202 230H204V226L202 227ZM240 230H241V229H240ZM242 230H243V229H242ZM244 230H245V229H244ZM59 231H60V230H59ZM71 231H72V230H71ZM78 231H79V230H78ZM90 231H91V230H90ZM93 231L95 232L94 229H93ZM139 231H140V230H139ZM165 231H166V230L164 229V232H163L164 234H165ZM185 231H188V230L186 229ZM185 231H184V232H185ZM204 231H205V230H204ZM214 231H215V229H214ZM216 231H217V230H216ZM220 231H221V230H220ZM225 231H226V230H225ZM251 231H252V229H251ZM256 231L254 230V232H256ZM80 232H81V231H80ZM83 232H84V231H83ZM85 232L87 233V231H85ZM85 232H84V234H85ZM91 232H92V231H91ZM96 232H98V231H96ZM106 232H107V231H106ZM108 232H109V231H108ZM143 232H144V231H143ZM167 232H169V229L167 230ZM177 232H180V231H179V228H178ZM181 232H182V231H181ZM191 232H192V231H191ZM205 232H207V231H205ZM205 232H204V234H201L200 237H201V236L204 237V236L206 235ZM227 232H229V231L227 230ZM257 232H256V233H257ZM59 233H60V232H59ZM64 233L66 234V232H64ZM67 233H68V232H67ZM74 233H75V229H74ZM98 233H99V232H98ZM109 233H110V232H109ZM111 233H112V232H111ZM111 233H110V234H111ZM113 233H112V234H113ZM118 233H119V232H118ZM122 233H124V235H125V231L122 232ZM144 233H145V232H144ZM146 233H147V232H146ZM182 233H183V232H182ZM182 233H181V234H182ZM195 233H196V232H195ZM195 233H190V232L187 233V232H186V233H184V235L182 234V236H181V234L179 235V233H178V235H176V234L173 235V234H172V235L174 236V238H175V239H174L175 242L173 241V246H172V248L174 247V249L172 250V252L175 250V252L180 256V258L183 259L181 263H180V262H177V264H191V263H196V264H198V263L201 261V259H202V256H200V255H201V251L203 252V251H204L203 249L206 250V245H204L205 248H203V246H201V249H200V245H203V244H200V242H201L200 239H199L200 237H198V235H196ZM198 233H199V232H198ZM202 233H203V232H202ZM209 233H210V230H209ZM221 233H222V232H221ZM225 233H226V232H225ZM251 233H252V232H250V235H251ZM61 234H62V232H61ZM65 234H63V235H65ZM77 234H78V233H76V235H74V236L76 237ZM92 234H93V233H92ZM94 234H95V233H94ZM104 234H105V232H104ZM216 234H217V232H216ZM57 235H58V234H57ZM79 235H80V234H79ZM101 235H102V234H100V236H101ZM159 235H160V234H159ZM162 235H163V234H162ZM162 235H161V236H162ZM170 235H171V234H170ZM170 235H168V237H171V238H172V236H170ZM203 235H204V236H203ZM207 235H208V234H207ZM213 235H214V234H213ZM217 235H218V234H217ZM221 235H222V234H221ZM221 235H220V237H221ZM223 235H224V234H223ZM226 235H227V234H226ZM226 235H225L224 238H227V237H230V238H231V237H232V236H230L231 234H230L229 236H228V235L226 236ZM232 235H233V234H232ZM247 235H248V234H247ZM58 236H59V235H58ZM85 236H86V235H85ZM87 236H88V235H87ZM90 236H91V235H90ZM102 236H103V235H102ZM111 236H112V235H111ZM111 236L109 237V240L111 239ZM117 236H119V235H117ZM127 236H128V235H127ZM129 236H130V235H129ZM145 236L147 237L148 235L145 234ZM151 236H152V235H151ZM209 236H210V234H209ZM209 236H207V238H208ZM236 236H237V235H236ZM254 236H257V235H254ZM64 237H65V236H64ZM68 237H72V236H68ZM79 237H80V236H79ZM120 237H121V236H120ZM120 237H119V238H120ZM141 237H144V234H143V236H141ZM141 237L139 238L140 241H144V240L146 239L145 242H148L147 240H149V239H147V238H149L150 235H149V237H147V238H143V239H142ZM159 237H160V236H159ZM162 237L165 238L164 236H162ZM168 237H167V234H166V240H169V239H170V238H168ZM202 237H201V238H202ZM238 237H239V236H238ZM252 237H253V234H252ZM62 238H63V237H62ZM98 238H99V237H98ZM113 238H115V237H113ZM122 238H123V237H122ZM126 238H127V237H126ZM137 238H138V237H137ZM157 238H158V236H157ZM167 238H168V239H167ZM176 238H179V239L176 240ZM209 238H210V237H209ZM214 238L216 239V237H214ZM217 238H218V237H217ZM230 238H229V239H230ZM232 238H233V237H232ZM257 238H258V237H257ZM257 238H254V239H256V241H259V242H255V240H254L253 238H252V239L254 240L255 243H257V246H256V247L259 248V245H260V239H261L262 237L259 238V240H258ZM57 239H58V237H57ZM67 239H69V238H67ZM81 239H83V238H81ZM120 239H121V238H120ZM141 239H142V240H141ZM220 239H222V237H221ZM220 239H219V240H220ZM234 239H235V238H234ZM250 239H251V238H250ZM250 239H249V240H250ZM58 240H59V239H58ZM60 240H61V239H60ZM64 240H65V239H64ZM64 240H63V241H64ZM79 240H80V239H78V241H79ZM100 240H101V239H100ZM103 240H105V238H104ZM128 240H129V239H128ZM128 240H127V241H128ZM150 240H151V239H150ZM208 240H209V239H208ZM226 240H228V238L225 239V242H223V241L220 240V242H219V246H220V247H222V246L225 247L227 243H228V244L231 243V242L229 243L228 241H227V243H226ZM231 240L233 241V239H231ZM238 240H239V239H238ZM253 240H252V241H253ZM61 241H62V240H61ZM68 241L70 242V241H72V240L70 239V240H68ZM95 241H96V240H95ZM112 241H113V240H112ZM122 241H123V240H122ZM124 241H125V240H124ZM124 241H123V243H124ZM138 241H139V240H138ZM161 241L165 242V241L162 240V239H161ZM209 241H210V240H209ZM252 241L250 240L249 242H251V243L253 244L254 242H252ZM262 241H263V240H262ZM262 241H261V244H262ZM73 242H74V241H73ZM75 242H76V241H75ZM80 242H81V241H80ZM85 242H86V241H85ZM107 242H108V241H107ZM110 242H111V241H110ZM110 242H109V244H110ZM134 242H135V241H134ZM155 242H156V240H153V241L151 240V241H149L148 244L146 243V244H147V248L149 249V247H151L153 244H155ZM205 242H206V240H205ZM215 242H216V240H215ZM263 242H264V241H263ZM76 243H77V242H76ZM100 243H101V242H100ZM105 243H106V242H105ZM121 243H122V242H121ZM126 243H127V242H126ZM137 243H138V242H137ZM139 243H140V242H139ZM166 243H167V242H166ZM202 243H203V242H202ZM206 243H207V242H206ZM216 243H217V242H216ZM220 243H221V245H222V243H223V244L226 243V244H224V245L221 246ZM258 243H259V245H258ZM78 244H79V242H78ZM83 244H85V243H83ZM86 244H88V243L86 242ZM89 244H90V243H89ZM89 244H88V245H89ZM132 244H133V243H132ZM141 244H142V243H141ZM141 244H138V245L141 246ZM174 244H175V245H174ZM208 244H209V243H208ZM243 244H244V243H243ZM80 245H81V244H80ZM80 245H79V248H80ZM90 245H91V244H90ZM92 245H93V243H92ZM135 245H136V244H135ZM135 245H134V246H131V247H133V248H132L133 251H134L135 247L138 246V245H137V246H135ZM142 245H143V244H142ZM165 245H166V244H165ZM216 245H217V248H216V249L218 250L219 246H218V244H214L215 247H216ZM231 245H234V243H232ZM254 245H255V244H254ZM254 245H253V246H254ZM262 245H263L262 247L264 248V244H262ZM77 246H78V245H77ZM77 246L75 245L74 248H75V247L77 248ZM93 246H94V245H93ZM93 246H92V247H93ZM115 246H116V245H115ZM129 246H130V245H129ZM139 246H138V247H139ZM143 246H144V245H143ZM245 246H246V243H245ZM72 247H73V246H72ZM72 247H71V248H72ZM82 247H84V246H82ZM89 247H91V246H89ZM112 247H113V246H112ZM117 247H118V246H117ZM165 247H166V246H165ZM170 247H171V246H170ZM224 247H223V248H224ZM254 247H255V246H254ZM254 247H253V248H254ZM262 247L260 248V250H261V249L263 250ZM79 248H78V249H79ZM114 248H115V247H114ZM142 248H144V247H142ZM208 248H209V247H208ZM208 248H207V249H208ZM211 248H212V245H211ZM225 248H226V247H225ZM225 248H224V249H225ZM232 248H233V247H232ZM238 248H239V247H238ZM253 248H252V251L255 250V249L253 250ZM258 248H257L256 250L259 251V252H257V251L255 250L254 253H255V252H256L257 254L259 253V254H258V255H259V259L261 258V256L264 258V256H263V255H264V252H261L262 250L260 251V250H258ZM90 249H91V248H90ZM93 249H94V248H92V250H93ZM130 249H131V248L129 247V250H130ZM138 249H139V248H138ZM140 249H141V247H140ZM214 249H215V248H214ZM220 249H221V248H220ZM227 249H228V247H227ZM79 250H80V249H79ZM88 250H89V248H88ZM95 250H96V247H95ZM104 250H105V249H104ZM115 250H118V249H115ZM129 250L127 249V252H128ZM132 250H131V251H132ZM141 250L144 251L143 249H141ZM169 250H170V249H169ZM71 251H72V250H71ZM80 251H81V250H80ZM83 251H84V250H83ZM85 251H86V250H85ZM138 251H139V250H138ZM142 251H141V252H142ZM145 251H146V250H145ZM152 251H153L152 255H149V256L151 257V258L149 257L150 260L146 259L147 257L144 258V259L148 260V262H150V264H154L153 262H156L159 258L161 259V256H162L163 254H166V255L168 256L167 250H166L165 248H163V247H159V248H155V249L152 248ZM206 251H207V250H206ZM227 251H228V250H227ZM75 252H76V251H75ZM89 252H90V251H89ZM92 252H93V251H92ZM96 252H97V250H96ZM96 252H95V253H96ZM101 252H102V251H101ZM105 252H106V251H105ZM124 252H126V250H125ZM148 252H149V251H148ZM209 252H210V251H209ZM241 252H242V251H241ZM64 253H65V252H64ZM134 253H135V252H134ZM142 253L144 254V252H142ZM142 253H140V254L142 255ZM224 253H225V252H224ZM260 253H263V254H261V256H260ZM67 254H68V253H67ZM69 254H70V252H69ZM77 254H78V253H77ZM85 254H86V253H85ZM99 254H100V253H99ZM99 254H98V255H99ZM117 254H118V253H117ZM148 254H149V253H148ZM170 254H171V253H170ZM251 254H252V253H251ZM79 255H80V254H79ZM81 255H82V254H81ZM107 255H108V254H107ZM125 255H127V254L125 253ZM125 255H124V256H125ZM137 255H138V254H137ZM249 255H250V254H249ZM253 255L255 256V254H253ZM70 256H71V255H70ZM82 256H84V253H83ZM82 256H81V257H82ZM100 256H101V255H100ZM129 256H131V255H129ZM206 256H207V254H206ZM208 256H209V255H208ZM63 257H65V256H63ZM67 257H69V256H67ZM86 257H87V256H86ZM97 257H98V256H97ZM131 257H132V256H131ZM133 257H134V256H133ZM135 257H137V256H135ZM139 257H140V256H139ZM141 257H144V256H141ZM141 257H140V258H141ZM162 257H163V256H162ZM209 257H210V256H209ZM212 257H213V254H212ZM232 257H233V256H232ZM251 257H252V256H251ZM255 257H256V256H255ZM65 258H66V257H65ZM73 258H74V257H73ZM75 258H76V257H75ZM77 258H78V257H77ZM88 258H90V257H88ZM91 258H92V257H91ZM99 258H100V257H99ZM171 258H172V257H171ZM214 258H215V257H214ZM214 258H213V259H214ZM252 258H253V257H252ZM83 259H84V257H83ZM124 259H126V258H124ZM138 259H139V258H138ZM218 259H219V258H218ZM221 259H222V258H221ZM234 259H235V258H234ZM256 259H257V258H256ZM256 259H255V261H256ZM89 260H90V259H89ZM93 260H94V259H93ZM97 260H98V258H97ZM139 260H140V259H139ZM139 260H137V261H139ZM141 260H142V262L144 261L143 259H141ZM216 260H217V259H216ZM223 260H224V259H223ZM236 260H237V258H236ZM75 261H76V260H75ZM81 261H82V259H81ZM94 261H96V258H95ZM98 261H99V260H98ZM126 261H127V259H126ZM161 261H162V260H161ZM164 261H165V260H164ZM206 261H207V260H206ZM225 261H226V260H225ZM244 261H245V260H244ZM257 261H258V260H257ZM65 262H67V261H65ZM82 262H83V261H82ZM90 262H91V261H90ZM144 262H146V261H144ZM148 262H146V263L148 264ZM217 262H218V261H217ZM220 262H221V261H220ZM220 262H219V264H220ZM260 262H261V261H260ZM79 263H80V261H79ZM83 263H84V262H83ZM99 263H100V262H99ZM115 263H116V262H115ZM126 263L128 264V262H126ZM168 263H169V262H168ZM247 263H248V262H247ZM262 263H264V259H262ZM93 264H94V263H93ZM136 264H138V263H136ZM144 264H145V263H144ZM160 264H161V263H160ZM210 264H211V263H210ZM212 264H214V263H212ZM232 264H233V263H232ZM254 264H255V263H254Z\"/></svg>","mask_w":264,"mask_h":264}]
</instances>
